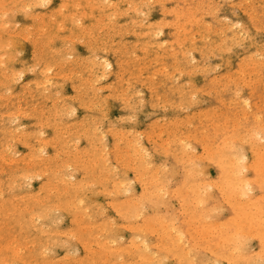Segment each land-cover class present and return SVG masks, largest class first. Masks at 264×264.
<instances>
[{
	"label": "rangeland",
	"instance_id": "374dc122",
	"mask_svg": "<svg viewBox=\"0 0 264 264\" xmlns=\"http://www.w3.org/2000/svg\"><path fill=\"white\" fill-rule=\"evenodd\" d=\"M2 0H0V2H1ZM9 1L10 0H4V1H2V3H0V7H1V5H3L4 3V5H8L9 7L7 8V11H8V9L10 10V12L8 11V13L10 14V16L8 15L7 16V18L5 19V18H2V22H1V17H3V16H0V25L3 23V20L7 23V21H8V19H9V23H3V28L5 29H3L2 30V26H0V37L2 36V38H0V50H1V46H2V44H5L8 40H10V41H8L7 43H9L10 44V42H13L12 43V46L11 45H9V48H7L8 47V45L6 46V44H5V46H3V48H2V50L0 51L2 54H4L5 53V55H7V54H9L8 56H7V58L5 57V55L4 56H2L1 57V53H0V57L3 59V60H5V58H6V60L7 59H10V60H8V61H10V62H7L6 60L5 61H2V59L0 60V65H1V67H3L4 65H6V66H4V69L3 68H1L0 67V81L2 82V86L0 85V92L2 93H0V95H2V96H4V97H0V104L2 105H0V121L2 122H0L1 124H0V150H4V149H8L9 151L10 150H13V148H10V147H15L14 148V152L13 151H8V150H2L1 151V153H0V159H1V161H0V163L2 164L1 166H0V169L2 170H0V180H1V178H2V180L0 181V184H1V187L0 188H2V189H0V194H1V190L3 191L4 189L6 190H4L2 193H4L1 197L4 199H1V197H0V203H3L2 205H5V207L4 206H2L1 204V208L3 207L4 209H1L0 208V224H1V222H2V225L1 226H3V230H2V227H0L1 229H0V231L2 230V232H0V234L1 233H4V231L7 229V231L13 226V224L14 225H16L17 223H15V222H19L18 223V225L19 226H17L16 225V228H14L16 231H13V232H16V234L15 233H13L14 235L12 236L11 234V230L9 231L11 234V236H12V238H11V236L9 235V232H6V233H4L3 235L4 236H6L5 238L3 237V235L0 237V246L2 245L3 247L4 246H6L5 244H8V246H9V248H11L10 250H9V253L10 254H4V253H8L7 251H8V246H6L5 248H7V249H4L2 252L0 251V253H3V254H0L2 257H6L5 259H3L1 256H0V258H2V259H0V264H1V262L3 263V261L5 262V260L7 259V257H8V259L7 260H9V257H10V260L9 261H7L6 260V264L8 263V264H33V262H35V260H36V262L38 263V264H50V263H48V261L49 262H51V264H65L66 262H68L67 260H69L70 258H71V264H76L75 262H76V259L78 258V259H80V260H78L77 259V263L78 264H82L81 263V261L83 262V264H90V263H92V264H113V263H115V264H188V259H194V261H191V260H189V264H190V261H191V263L192 264H262V262H264V244H262V238H264V229H262L260 226V220H261V209H262V204H261V201H262V199H264V192H261V187H260V180H258L259 178L255 175V173H253L252 175H249V171H251L252 170V168H253V165H251V163L253 164V153L255 152V151H258V152H256L255 154H257L256 156H257V158L259 157V155L262 153V152H264V147H262V144H264V138L261 136V134L264 136V109H260V108H263L264 107V105H263V103H264V59H263V57H264V53L263 54H261L262 53V51L264 52V6H263V4H264V0H243V2H242V0H108V1H105V0H89V3H88V0H51L50 2H49V0H48V2L49 3H45V1L43 0H37L38 1V3H37V1H35V0H21V1H17L16 0V2L17 3H14L15 2V0H11L10 2L11 3H9ZM30 1L33 3V1H35L38 5H40V4H42L41 2H43V6L42 5H40L39 7L36 5V3H34L36 6L34 7V6H32V3H30ZM41 1V2H40ZM62 1H63V3H66V4H63L62 5ZM76 1H78L79 2V6H78V2L76 3ZM86 1H87V3H86ZM149 1V2H148ZM165 1V2H164ZM200 1H203L202 3H203V5H202V3L200 2ZM241 1V2H240ZM23 4H22V3ZM106 2V3H105ZM113 3V5H111V3ZM115 2V3H114ZM148 3V4H146L147 5V8H146V5H144V3ZM164 2V3H163ZM217 2H218V4H217ZM12 3H14V4H17V6L15 5L14 6V4H12ZM28 3L31 7H29L28 5H26V4ZM60 3V4H59ZM73 3H75V6H78V8L77 7H74V4ZM92 3V4H91ZM107 3H108V5L109 6H107ZM129 3H130V5H132V6H130L129 5ZM153 3H155L154 5H153ZM158 3V4H157ZM161 3H163V4H161ZM240 3H242V4H240ZM258 3H259V5H258ZM48 4V5H47ZM68 4V5H67ZM73 4V5H72ZM88 4V6H86V5ZM94 4V5H93ZM128 4V5H127ZM138 4V5H137ZM142 4V5H141ZM217 4V5H216ZM254 4V5H253ZM256 4V5H255ZM14 6L13 7V9L16 7L17 9H15V10H11L12 9V7L11 6ZM45 5H47L46 7H44ZM64 6L65 8V10H63V9H60L61 11H62V13L60 14V10L58 11V9L60 8V7H62V6ZM66 5V6H65ZM114 5H116V6H114ZM136 5V7L134 8V6ZM152 5V6H151ZM175 5V6H174ZM197 5V6H196ZM214 5H216L215 6V8H214ZM219 5H221V6H219ZM26 6H28L27 8H23V7H26ZM93 6H95V8L93 7ZM113 6V7H112ZM127 6H129L128 7V9H126L127 8ZM243 6H245V7H243ZM23 8V10H21V8ZM67 7V8H66ZM114 7H115V10H114ZM117 7V8H116ZM131 7L133 8V9H131ZM176 7V8H175ZM179 7V8H178ZM187 7H188V9H187ZM253 9H252V8ZM11 8V9H10ZM54 8H55V11H53L54 10ZM56 8H58V9H56ZM94 8V9H93ZM138 9V10H140V11H144V13H143V11L142 12H140V11H135V9ZM152 8V9H151ZM164 8V9H163ZM3 9H4V11H3ZM18 9H19V12H18ZM27 11V13L29 14V9L31 10V12H30V14H29V16H27L28 14L26 13V14H24L26 11ZM28 9V10H27ZM90 9H92V10H90ZM130 9V11H128ZM180 9V11H182L181 12V14H180V11H179V14H178V10ZM214 9H216V10H214ZM5 8L2 6V8H0V14H2L3 12H5ZM17 10V11H16ZM21 10V11H20ZM57 10V11H56ZM125 10V11H124ZM147 10H149V15L148 14H146V15H148L149 17L147 18V17H144L145 16V12L147 11ZM166 10V11H165ZM206 10H207V12H206ZM219 10V11H218ZM232 10V11H231ZM2 11V12H1ZM14 11H16V12H18V13H16V14H12V13H15ZM36 11H39V13H36ZM64 11V12H63ZM75 11H77L76 12V15H75ZM91 11V12H90ZM110 11V12H109ZM126 11H128V12H126ZM167 11H169V12H167ZM192 11L194 12V13H192ZM216 12V14L214 13V12ZM218 11V12H217ZM256 11V12H255ZM44 12H45V14H44ZM53 12H55V13H53ZM57 12H59V13H57ZM68 12H69V14H68ZM83 12L85 13L83 16H82V14H83ZM117 12V13H116ZM122 12V13H121ZM124 12V13H123ZM148 12V11H147ZM212 12L215 14V15H213L212 14ZM236 14H235V13ZM249 12V14H247ZM41 13V14H40ZM49 13V14H48ZM51 13V14H50ZM53 13V14H52ZM67 13V14H66ZM74 16H72L71 14ZM82 13V14H81ZM88 13H89V15H88ZM126 13H128V14H126ZM137 13L140 15H137ZM169 13V14H168ZM202 13V14H201ZM234 13V14H233ZM255 13V14H254ZM260 13V14H259ZM38 16L39 14V17L38 18H40V19H36L37 17H36V15ZM42 14H43V16H42ZM81 14V15H80ZM94 14V15H93ZM102 14V15H101ZM105 14H106V16H105ZM110 14V15H109ZM116 15L115 17L114 16H112V15ZM118 14H119V16H118ZM144 16H143V15ZM176 14V15H175ZM183 14V15H182ZM254 14V15H253ZM13 15V17H11ZM47 15H48V17L50 16V18H48L47 17ZM57 15V16H56ZM68 15H69V17H68ZM90 15H91V17H90ZM103 15H104V19H102L101 21L102 22H100V19L101 18H103ZM109 17H108V16ZM189 15V16H188ZM203 15V16H202ZM15 16V17H14ZM25 16H27V17H25ZM35 16V17H34ZM56 16V18H54V17ZM66 16V17H65ZM72 16V17H71ZM79 16V18L77 19V17ZM82 16V18H80ZM99 19V21H98V19L96 20V17ZM113 18H112V17ZM200 16V17H199ZM216 16V17H215ZM223 16V17H222ZM250 16H252V17H250ZM254 16V17H253ZM10 17L11 18H14L13 20L12 19H10ZM34 17V18H33ZM93 17V18H92ZM95 17V18H94ZM109 18V20H108V18ZM141 17H142V19H141ZM225 17H229V18H231V20L229 19H227V18H225ZM54 18V20H52ZM63 18H65L64 19V21H63ZM67 18V19H66ZM77 19V20H75V19ZM112 20H111V19ZM145 18L147 19V20H145ZM189 20H188V19ZM198 21V23L196 22V20ZM200 18V19H199ZM222 18H224V19H222ZM73 20L74 19V21L73 22H71L70 20ZM83 19V20H82ZM115 19V20H114ZM137 19V20H136ZM141 19V20H140ZM194 19V20H193ZM199 19V20H198ZM203 19V20H202ZM255 19H257V20H255ZM43 20H44V22L45 21H47L48 23H46V25H48V26H46L47 28L43 31V29L45 28L44 26V24H43ZM49 20V21H48ZM60 20H62L61 22H60ZM81 21V24H82V26H81V24H80V21ZM104 20H105V22H104ZM110 20H111V22L112 23H110ZM113 20H114V24H113ZM134 20H136V21H134ZM139 20H140V22H139ZM143 20V21H142ZM145 20V21H144ZM169 22H168V21ZM186 20H188V21H186ZM200 20H202V21H200ZM227 20V21H226ZM11 21V22H10ZM38 21V22H37ZM54 21V22H53ZM79 21V22H78ZM92 21V22H91ZM108 21V22H107ZM192 21H195V22H193L192 23ZM204 21H206V22H204ZM226 21V22H225ZM240 21V22H239ZM17 22V23H16ZM20 23V26L19 25H16V24H19ZM51 22V23H50ZM53 22V23H52ZM58 22H60L59 24H60V27H62L63 28V30L61 29V31H59L60 29L58 28V26H59V24H58ZM64 22V24H62ZM75 22H77V23H75ZM116 22V23H115ZM139 22V23H138ZM142 22H143V24H142ZM148 22H149V24H148ZM164 22H167V23H164ZM228 22V23H227ZM236 22H239V23H236ZM14 23V24H13ZM73 23V24H72ZM86 23H87V25H86ZM100 23H101V25H100ZM102 23L104 24V25H102ZM109 23V24H108ZM197 23V24H196ZM204 23H206L207 25H204ZM210 23V24H209ZM227 23V24H226ZM237 24V26L235 25V26H233L234 24ZM6 24V25H5ZM13 26H12V25ZM33 24H34V27H33ZM44 26H43V25ZM72 24V25H71ZM91 24H93V25H91ZM95 24V25H94ZM97 24H99V25H97ZM115 24H116V26H115ZM118 24H120L121 25V27H120V25H118ZM136 24V25H135ZM141 24V25H140ZM146 24H148V25H146ZM155 24V25H154ZM163 24H164V26H163ZM167 24V25H166ZM170 24V25H169ZM243 24H244V26H243ZM10 25V26H9ZM18 27H16V26ZM26 25H28L27 27H25ZM31 25V26H30ZM62 25H65V26H62ZM80 25L82 28L84 27V29L82 30L81 29V27H79L78 28V26ZM86 25V26H85ZM89 25H91L92 27L93 26H96L95 28H97V29H94L93 28V32H91V27L89 26ZM105 25H106V27H105ZM112 25V26H111ZM118 25V26H117ZM150 25V26H149ZM169 25V26H168ZM223 25H224V27H223ZM228 26V28L226 27V26ZM238 25H242V27L241 26H238ZM9 27L8 29L6 28V27ZM41 26V27H40ZM87 26H89V28H91V29H89L90 30V34H89V31H88V28L87 29H85V27H87ZM98 26L100 27V28H98ZM130 26H132V27H130ZM210 26V28L208 29V27ZM234 28H233V27ZM27 29L28 31H29V34L28 35H31V36H29L30 38H28V35H27V31L24 29ZM28 27H29V29H28ZM43 28L41 31L39 30V33H38V31H36L38 28ZM68 29H67V28ZM113 27V28H112ZM161 27V28H160ZM177 27V28H176ZM181 27H183L182 29H183V31H182V29L180 30V28ZM218 27V28H217ZM239 27V28H238ZM259 27V28H258ZM15 28V29H14ZM49 28V29H48ZM57 28L59 29V30H57ZM71 28V29H70ZM103 30H102V29ZM119 28V29H118ZM128 28V29H127ZM130 28V29H129ZM134 28V29H133ZM215 28H217V29H215ZM228 30H227V29ZM233 28V29H232ZM247 28V29H246ZM256 28H258V29H256ZM48 29V30H47ZM69 29H70V31L72 30V32H70L69 31ZM82 30V32H81V30ZM99 29H101L100 31H99ZM110 29V30H109ZM161 29V30H160ZM176 29H177V31H176ZM219 29H220V32L222 33V35H221V33L219 32ZM231 29V30H230ZM242 29H243V31H242ZM246 29V30H245ZM249 29V30H248ZM8 32H7V31ZM56 30V31H55ZM80 30V31H79ZM88 31V35H87V32L86 31ZM108 30H109V32H108ZM157 30V31H156ZM159 30V31H158ZM218 32H217V31ZM227 30V31H226ZM12 31V32H11ZM13 31L15 32V33H17V31H18V36L14 33V35H12V33H13ZM25 31V32H24ZM35 31V33H33ZM74 31V32H73ZM104 31V32H103ZM127 31V32H126ZM179 31H180V33H179ZM182 31V32H181ZM188 31V32H187ZM196 31V32H195ZM197 31L199 32V33H197ZM216 31V32H215ZM5 32H7V33H5ZM32 32V33H31ZM37 32V33H36ZM41 32V33H40ZM42 32H45L44 34H42ZM76 32H77V34H76ZM97 32H99L101 35V37L100 36H97L99 33H97ZM116 32H117V34H116ZM120 32H122V34H123V37H122V35H121V33ZM132 32V33H131ZM156 32V33H155ZM162 33V34H159L158 35V33ZM9 33H10V35H9ZM24 33V34H23ZM58 35H57V34ZM73 33V34H72ZM76 35H75V34ZM81 33V34H80ZM105 33H107V34H105ZM109 33H111V34H109ZM120 33V34H119ZM138 33H140L141 35H139ZM213 33H215V34H213ZM220 33V34H219ZM224 33V34H223ZM238 33V34H237ZM241 33V34H240ZM20 34V35H19ZM27 35V37H26V35ZM32 34H34V35H38L39 34V36H34V35H32ZM51 34V38L53 37V39H48ZM52 34H53V36H52ZM72 34V35H71ZM93 34V35H92ZM111 36V37H109V35ZM115 35V36H112V35ZM119 34V35H118ZM128 34V35H127ZM142 34H143V36H142ZM144 34L146 35V36H144ZM154 34H156V35H154ZM193 34H194V36H195V38L193 39L192 37H194L193 36ZM234 34V35H233ZM246 34V35H245ZM26 37V39L24 38V36ZM40 35H41V37H40ZM59 37H57V36ZM67 35L69 36V35H71L72 37H74V35H75V42L74 43H72L73 45L71 46V42H72V40H73V38L70 36V39H67ZM108 35V36H107ZM118 35V36H117ZM204 37H203V36ZM209 35V37H208V39L206 38L207 36ZM245 35V36H244ZM32 36H34V37H32ZM64 37L63 39H61V37ZM66 36V37H65ZM77 36L79 37L78 39H77ZM82 36L84 37L83 38V40H85V41H83L82 40ZM93 36V37H92ZM122 38H121V37ZM154 36V37H153ZM183 36L187 39L186 41H185V38H183ZM190 36V37H189ZM225 36V37H224ZM245 38H244V37ZM252 36V37H251ZM37 37H38V39H37ZM96 37H100V38H98V39H96ZM108 37V38H107ZM113 37V38H112ZM197 37H199L198 39H197ZM223 37V38H222ZM241 37H243V38H241ZM248 37H250V38H248ZM8 38H10V39H8ZM16 38H18V39H20V40H18V41H16L15 39ZM34 38H36L35 40H34ZM66 38V39H65ZM69 38V37H68ZM72 38V39H71ZM81 38V39H80ZM90 38H92V39H90ZM94 38V39H93ZM111 38V39H110ZM152 38H154V39H152ZM222 38V39H221ZM8 39V40H7ZM28 39V40H27ZM39 39H40V41H39ZM49 40V42H51V44L50 43H48V40ZM64 39H65V41H64ZM81 41H80V40ZM90 39V40H89ZM107 39H108V41H107ZM110 39V40H109ZM118 39H119V41H118ZM129 39H131V41H129ZM192 39H193V41H192ZM197 39V40H196ZM207 39V40H206ZM243 39H245V40H243ZM4 40V41H3ZM7 40V41H6ZM15 40V41H14ZM69 40V41H68ZM71 40V41H70ZM77 40V41H76ZM87 40H89L88 42H87ZM94 40H97V41H95L94 42ZM104 40V41H103ZM128 41V42H126V41ZM146 40V41H145ZM165 40H168V41H171V44L170 43H168V42H162V41H165ZM36 43H35V42ZM52 41H54V42H52ZM65 43H64V42ZM74 41V40H73ZM90 41H92L91 42V44H89V42ZM101 41V42H100ZM102 41L104 42V44L102 43ZM105 41L108 43H105ZM114 41H117V42H114ZM123 41H125L124 42V44H123ZM156 41H158L161 45H159V43L158 42H156ZM222 41H224V42H222ZM240 41V42H239ZM4 42V43H3ZM15 42V43H14ZM21 42V43H20ZM33 42V43H32ZM66 44V45H68V46H66V47H64L65 45L63 44ZM67 42V43H66ZM69 42H70V45H69ZM99 42V43H98ZM110 42V43H109ZM139 43V44H137V43ZM144 42V43H143ZM154 42V43H153ZM191 42V43H190ZM193 42V43H192ZM217 42H219L218 44H216ZM237 42H239V43H237ZM17 43H18V45H17ZM43 45H42V44ZM46 43H48L49 45H51V49L49 50V48H50V46L48 45V44H46ZM85 43V44H84ZM103 45H102V44ZM113 43V44H112ZM115 43V44H114ZM149 43V44H148ZM163 43V44H162ZM257 43V44H256ZM44 44L46 45V46H44ZM89 44V45H88ZM99 44V45H98ZM100 44H101V46H100ZM136 44V45H135ZM152 44H153V46H152ZM156 44V45H155ZM166 44V45H165ZM179 44H181V46L179 45ZM221 44V45H220ZM231 44H232V46H231ZM250 44V45H249ZM251 44H253V45H251ZM255 44V45H254ZM16 45V46H15ZM37 45V46H36ZM79 45V46H78ZM92 45H93V47H92ZM105 45H107V46H105ZM125 45V46H124ZM165 45V46H164ZM171 45V46H170ZM215 45H216V48H214L215 47ZM218 45V46H217ZM240 45V46H239ZM242 45V46H241ZM14 46V47H13ZM39 46H40V48H39ZM42 46V47H41ZM43 46H44V48H43ZM49 46V47H48ZM54 46H55V48H54ZM62 46L66 49V51H65V49L64 48H62ZM71 46V47H70ZM90 46L93 48H90ZM95 46H96V48H95ZM103 46H105V49H104V47ZM119 46V47H118ZM128 48H127V47ZM134 46V47H133ZM136 46V47H135ZM146 48V50H145V48ZM157 46V47H156ZM170 46V47H169ZM193 46V47H192ZM257 46V47H256ZM262 46V47H261ZM11 47H13V49L11 48ZM58 49H57V48ZM61 47V48H60ZM73 47H75V50H77L76 52L74 51V50H71L70 48H73ZM102 47H103V49L105 50V51H102ZM110 47V48H109ZM117 47V48H116ZM141 47H143L144 48V50L145 51H142L143 49H141ZM159 47V48H158ZM172 47V48H171ZM220 47V48H219ZM227 47L229 48L228 50H227ZM6 48H7V51H4V49L6 50ZM37 48V49H36ZM42 48V50H43V53H42V51L40 50ZM47 48V49H46ZM90 48V49H89ZM100 48V49H99ZM108 50H107V49ZM119 48V49H118ZM195 48V49H194ZM224 48H226V50L224 49ZM262 48V49H261ZM16 49V50H15ZM22 49V51L20 52V50ZM57 50V52H51V50L53 51V50ZM62 49V50H61ZM67 49H70L69 50V52H67L68 50ZM88 49V50H87ZM117 49H118V51H117ZM122 49V50H121ZM125 49V50H124ZM173 49V52H175L176 51V53H173V52H171V50ZM194 49V50H193ZM220 49V50H219ZM19 50V51H18ZM36 50H38V51H41V52H39L38 53V51H36ZM54 50V51H55ZM64 51V53L63 52H61V51ZM92 50H94L93 52H92ZM121 50V51H120ZM165 50V51H164ZM190 50H191V53H193V56H194V58H195V60H194V58H191V57H193L192 56V54L190 53ZM218 50H219V52H218ZM223 50H224V52H223ZM257 50H259V51H257ZM16 51H17V56H15L16 54ZM23 51H25V52H23ZM58 51H60V53H63V55L62 56H58L57 54H60V53H58ZM73 51V52H72ZM125 51V52H124ZM127 51V52H126ZM131 51V52H130ZM135 51V52H134ZM164 51V52H163ZM183 51H184V54H186V55H183V54H181V53H183ZM189 51V52H188ZM229 51V52H228ZM4 52V53H3ZM15 52V53H14ZM18 52H20V53H18ZM34 52H36V53H38V54H34ZM92 54H90V53ZM125 54H124V53ZM203 52V53H202ZM257 52V53H256ZM26 53V54H25ZM42 53V54H41ZM53 53V54H52ZM69 53H72L73 54V56H72V54H71V59H70V62H68L69 61V56H66L67 54H69ZM132 53H134V55L132 54ZM136 53V54H135ZM157 53V54H156ZM171 53V54H170ZM172 53L173 54H175V55H172ZM189 53V55H187ZM205 53V54H204ZM251 53V54H250ZM255 53V56L253 55ZM19 54H21V55H19ZM57 56H56V55ZM65 54V55H64ZM107 54V55H106ZM117 54V55H116ZM157 55V59H156V57H155V55ZM164 54H166V55H164ZM170 54V55H169ZM208 54H210V55H208ZM213 54V55H212ZM251 55V57H250V55ZM262 55V56H259V55ZM12 55H14V57L11 59V58H9L10 56L12 57ZM35 57H34V56ZM79 55V56H78ZM84 55H88V56H84ZM90 55V56H89ZM97 55V56H96ZM128 55H130V56H128ZM135 55H137V56H139V60L142 58V60L141 61H139L138 60V57L136 58L135 57ZM203 55V56H202ZM214 55H217L218 57H214ZM253 55V56H252ZM42 56H44V57H42ZM45 56H46V60H45ZM75 56H78V58H76ZM103 56H105V58L103 57ZM125 56V57H124ZM135 58H134V57ZM258 56H259V58H258ZM4 57V58H3ZM16 57V58H15ZM65 57V59H61V58H64ZM81 57H84V58H81ZM104 58V60H103V58ZM159 57V58H158ZM207 57V58H206ZM249 57V58H248ZM14 58H15V60H14ZM43 58V59H42ZM56 58V60H54ZM66 58L68 59V61L66 62ZM72 58H74V59H72ZM85 58H87V60L85 59ZM90 58V60H88ZM96 58V59H95ZM108 60H107V59ZM125 58V59H124ZM132 58H134L135 60H136V63H135V60H134V64L136 65L137 64V66H136V68H133L135 65L133 64V62H128V61H132ZM177 58V59H176ZM54 61H53V60ZM77 59H78V61L81 63V65H79V62L77 61ZM80 59V60H79ZM92 59V60H91ZM102 59V60H101ZM127 59V61H125ZM157 60V61H159V63L163 60L164 62L161 64H159L157 61H155V60ZM176 59V61L175 62H177V63H179V66H178V68H176V69H174V67H176L178 64L177 63H174V61L173 60H175ZM189 59V60H188ZM36 60H38V62L36 61ZM40 60H41V63L42 64H40L39 65V63H40ZM44 60V61H43ZM59 62H58V61ZM74 60V61H73ZM122 60V61H121ZM138 60V61H137ZM149 60V61H148ZM150 60L152 61V62H150ZM192 60L194 61V62H192ZM196 60H197V62H196ZM206 60V61H205ZM263 62H262V61ZM53 61V62H52ZM63 61H65V65H64V63H63V66H62V62ZM73 61V62H72ZM76 61V62H75ZM85 61H88V62H86L87 64H88V69H86L87 68V64L85 63ZM93 61V62H92ZM97 61V62H96ZM99 61H101V63L99 62ZM190 61V62H189ZM227 61V62H226ZM245 61H247L246 63H245ZM253 61H255L254 62V64H253ZM260 61H261V63H260ZM3 62H5V63H3ZM50 62V63H49ZM58 62V63H57ZM75 62V63H74ZM91 62V63H90ZM104 62H107V63H110L111 64V66H109L108 68H107V70L109 69L110 71H111V73H108V72H110L109 70L108 71H106V66H108V64L106 63L105 65L103 64ZM119 62V63H118ZM129 64H127V63ZM192 62V63H191ZM258 62V64H256L255 65V63H257ZM4 65H3V64ZM34 64L35 66H37L38 65V67H36L35 68V66L33 65V68H34V70L32 69V66L30 65V64ZM37 63V64H36ZM45 63V65L46 64H50L49 66H46L45 67V65H43ZM51 63H53V64H51ZM59 64V65H57V64ZM70 63V64H69ZM78 63V64H77ZM151 63V64H150ZM153 63V64H152ZM157 63V64H156ZM203 63V64H202ZM218 63V64H217ZM242 63V64H241ZM12 64V65H11ZM27 64H29V66L31 67H29ZM57 65V69H56V65ZM61 64V65H60ZM69 64V65H68ZM84 64H86V65H84ZM120 64H122V66H120ZM147 64V66L143 69V66H145ZM156 64V65H155ZM171 64L173 65L172 67H171ZM177 64V65H176ZM200 64V65H199ZM205 64H206V66H205ZM218 65V66H216V65ZM245 64V65H244ZM3 65V66H2ZM53 67H52V66ZM72 65V67H73V69H71L72 67H70ZM84 65V66H83ZM94 65H95V67H94ZM98 65V66H97ZM102 65V66H101ZM124 65V66H123ZM134 65V66H133ZM154 66V68H153V66ZM253 65H254V67H253ZM24 66V67H23ZM45 67V68H47L46 70H45V68H43V67ZM70 67V70H69V67ZM76 66V67H75ZM80 66H81V68H80ZM82 66H83V68H82ZM141 66V67H140ZM198 67V68H200V69H197V68H195V67ZM249 66V67H248ZM21 67H23V68H21ZM40 67H42L43 68V70H41L42 68H40ZM49 67V68H48ZM85 67V68H84ZM90 67H92L91 69H93V70H91L90 69ZM103 67H105L104 68V71H103ZM112 67V68H111ZM121 67V68H120ZM122 67H125L124 69L122 68ZM167 67V68H166ZM204 67H205V69H204ZM207 67V68H206ZM215 67V68H214ZM229 67V68H228ZM251 67V68H250ZM5 68H6V70L9 72V76H7L8 75V72L7 73H5L4 72V70H5ZM15 68V69H14ZM27 68H29L30 69V71H37L36 73L34 72H30L29 71V69H28V72H27ZM52 69V72H51V69ZM77 68V70L75 71L74 69H76ZM140 68V69H139ZM143 69V72L141 71L142 69ZM157 70H156V69ZM162 68H166L167 69V71L166 72H168L167 73V76L165 75V70L163 69L162 71H160ZM181 68V69H180ZM183 68V69H182ZM191 68H192V71L193 72H190L191 71ZM216 69V70H214V69ZM238 68V69H237ZM244 70H243V69ZM23 70V71H25V72H21V74H20V72L18 73L19 74V76H14V74H15V72H18V71H20V70ZM36 69V70H35ZM81 69H83V70H81ZM84 69H86L85 71H84ZM95 69V70H94ZM155 69V70H154ZM159 69V70H158ZM193 69H195V70H193ZM2 70V71H1ZM38 70H40V72L38 71ZM57 70H59V71H57ZM66 70H67V72L69 73V76H70V78H71V76H72V80L69 78V77H67L68 76V73H66ZM72 70V71H71ZM116 70V71H115ZM122 70H124V71H127V72H125V74H124V72H122L121 73V71ZM133 70V71H132ZM154 70V71H153ZM175 70H177L176 72L174 71V74H173V71ZM202 70H203V73H202ZM207 70V71H206ZM208 70H209V72H208ZM212 70V71H211ZM238 70V71H237ZM248 70V71H247ZM253 70V71H252ZM255 70V71H254ZM42 71V72H41ZM53 71H56V72H54L53 73ZM61 71V74L59 73ZM93 71H94V73H93ZM100 71V72H99ZM103 71V72H102ZM130 71H132V72H130ZM141 71V72H140ZM158 71V72H157ZM164 71V72H163ZM179 71V72H178ZM183 72L182 73V75H181V77H180V72ZM199 72V73H197V74H195L196 72ZM204 71H206V73L204 72ZM211 71V72H210ZM3 73V76L1 75L2 73ZM48 74H47V73ZM62 72H64V73H62ZM81 72V74H79ZM105 72V73H104ZM118 74H117V73ZM153 72H155V73H153ZM157 72V73H156ZM160 72V73H159ZM186 72H187V74H186ZM188 72H190V73H188ZM242 72V73H241ZM245 72H247V73H245ZM248 72H249V74H248ZM250 72H252V73H250ZM256 72V73H255ZM4 73L5 74H7V75H4ZM25 73V74H24ZM58 73L60 74V75H58ZM70 73H73L72 75H70ZM91 73H93L92 75H91V78L89 77L90 76V74ZM106 73H108L107 75H109V76H107V78H105L104 76V78L103 77H101L102 76V74H106ZM121 75H123L122 77H123V79L121 80V79H119V77L121 78V76H120V74ZM129 73H130V75H129ZM152 73H153V75H152ZM172 74V77H171V74ZM259 73V74H258ZM10 74H12V80L11 81H13L14 79L15 80H17L18 79V81L16 82H12L11 83V81H10V83H8L7 84V82L10 80ZM42 74L44 75V77L42 76ZM46 74V75H45ZM58 75V76H53V75ZM65 74H67V76L65 75ZM83 74V75H82ZM97 74V75H96ZM138 74V75H137ZM144 76H143V75ZM147 74H149V75H147ZM190 74V75H189ZM195 76H194V75ZM222 74H224V77H223V75ZM237 74V75H236ZM15 75H17V73L15 74ZM24 75V77H22ZM50 75V76H49ZM52 75V76H51ZM62 75V77H60ZM63 75H65V76H63ZM73 75H74V77L76 76V80L75 79H73L74 77H73ZM77 75H78V77H77ZM80 75V76H79ZM81 75H82V78H83V80H82V78H81ZM143 76V77H141V76ZM146 75L147 76H149V77H146ZM170 75V76H169ZM179 75V76H178ZM193 75V76H192ZM229 75H230V78H229ZM241 75H243V78H239V76L241 77ZM14 76V77H13ZM46 76H49V77H47L48 78V80L46 79ZM93 76V77H92ZM98 76H100V79L102 78V80H101V82L99 81L98 83L96 82V81H98L99 80V78H98ZM130 76V77H129ZM150 76H151V78L153 79H150ZM154 76H156V77H154ZM190 76V77H189ZM222 76V77H221ZM232 76V77H231ZM252 76V77H251ZM257 76H258V78H257ZM4 77V78H3ZM8 77H9V79H8ZM19 77H20V79H19ZM36 77V78H35ZM66 78V79H63V78ZM117 77V78H116ZM174 77V78H173ZM176 77V78H175ZM179 77H180V79H179ZM215 77V78H214ZM250 77V78H249ZM3 78V79H2ZM7 78V79H6ZM14 78V79H13ZM17 78V79H16ZM40 78H44V79H46L47 81H45L44 82V80L42 81V79L40 80ZM52 78V79H51ZM87 78V79H86ZM88 78L89 79H95L94 81H95V83H93V81H91V80H88ZM98 78V79H97ZM128 78V79H127ZM36 81H35V80ZM84 79H86V80H84ZM105 81H104V80ZM116 79H119V81H116ZM131 79H132V81H131ZM136 81H135V80ZM169 79H171V80H169ZM177 79V80H176ZM218 79V80H217ZM233 79H234V81H233ZM240 79H242V80H239ZM244 79V80H243ZM33 80H34V82H33ZM61 80H62V82H61ZM65 80H66V83H65V85L63 84V81L65 82ZM80 80V81H79ZM112 80L114 81V82H112ZM188 82H187V81ZM190 80L193 82H191V84L192 85H187V84H189L190 83ZM237 80H238V82H237ZM249 80V81H248ZM257 80H258V82H259V84H258V82H257ZM6 83H5V82ZM51 82V83H49V82ZM53 81H54V83H57L56 84V86L58 85V82H59V85H61V83L63 84V86H53L54 84H53ZM80 82V84L78 83V82ZM83 81V82H82ZM85 81H88V84L85 82ZM123 82V84H122V82ZM125 81V82H124ZM145 81V82H144ZM186 81V82H185ZM236 81V82H235ZM251 81L253 82V83H251ZM31 83V86H30V83ZM37 82V83H36ZM48 82V83H47ZM61 82V83H60ZM80 85V88H79V86H77V83ZM82 82V83H81ZM127 82V83H126ZM131 82V83H130ZM150 82V83H149ZM153 82H154V84H153ZM246 82H247V84H246ZM250 82V84L248 85V83ZM4 83V84H3ZM16 83V84H15ZM43 83V84H42ZM74 83V84H73ZM85 83V84H84ZM121 83V84H120ZM134 84V86H130V85H126V84ZM141 83H144V84H141ZM159 83H162V84H160V85H157V84H159ZM184 84V86H183V84ZM194 83H195V85H194ZM228 83V84H227ZM235 83H236V85L238 84V88L235 86ZM26 84L28 85L29 84V86L30 87H27L26 88ZM35 84H38V85H35ZM39 84H41L42 86H40ZM48 84V85H47ZM51 84V86H53V87H51V86H49ZM93 84V86H92V90H91V85ZM106 84H108L109 86H110V84L112 85L111 86V88L108 86V85H106ZM136 84V85H135ZM183 86V88H180V86ZM222 84V85H221ZM225 84V85H224ZM257 84V85H256ZM8 86V88H11V91H10V89H6V90H8V91H3L4 90V88H6V86ZM10 85V86H9ZM45 85H47V87L49 86L51 89H49V88H47ZM75 85V86H74ZM83 85V86H82ZM87 85V86H86ZM95 85V86H94ZM101 85V86H100ZM106 85V86H105ZM115 85V87H117V89L115 88V87H113ZM125 85L126 86H128V87H126V89H124L125 88ZM148 85V86H147ZM156 86V89H155V86ZM172 85V86H171ZM176 85V86H175ZM252 85V86H251ZM38 86H39V88H38ZM45 86V87H44ZM71 86H72V88H74L75 90H73L72 88H71ZM74 86V87H73ZM86 86V87H85ZM108 86V87H107ZM142 86V87H141ZM147 86V87H146ZM179 86V87H178ZM181 86V87H182ZM206 86V87H205ZM223 86V87H222ZM55 87V88H54ZM64 87V88H63ZM76 87H78V88H76ZM87 87H89V88H87ZM94 87V88H93ZM98 87H99V89H103V88H106L105 90L103 89L101 92L99 91V89H98ZM101 87V88H100ZM130 87V89H129V91H127V93L129 92V94H130V96H132V97H128L129 96V94H125L126 96V98L123 96L124 94V92H126L125 90H127L128 88ZM140 87V88H139ZM152 87V88H151ZM178 87V88H177ZM190 87V88H189ZM236 87V88H235ZM239 87H242L241 89H239ZM254 87H256L255 89H253ZM43 88V89H42ZM58 88H60L62 91H60ZM97 88V92L95 91V89ZM109 88V89H108ZM113 88L115 89V90H113ZM151 88V89H150ZM180 88V89H179ZM194 88H196L195 90H196V92L193 90ZM224 88V89H223ZM26 89V90H25ZM33 90V91H31V90ZM38 89V90H37ZM51 90L50 92H48L47 94H45V92H47V90ZM67 89V90H66ZM80 89H81V91H80ZM94 89V90H93ZM138 89V90H137ZM155 91H154V90ZM188 89V90H187ZM200 89H202V90H200ZM217 89V90H216ZM25 90V91H24ZM43 90H44V93H43ZM57 90V91H56ZM64 90V91H63ZM66 90V91H65ZM80 91V93L78 92V91ZM87 90H89L88 92H87V98L85 97L86 96V91ZM120 90V91H119ZM151 90H153V91H151ZM180 90V91H179ZM184 90H185V92L186 93H184ZM206 90V91H205ZM210 90V92L211 93H209L208 91ZM215 90H216V93H215ZM236 90V91H235ZM237 90H241L240 91V93L237 91ZM251 90H253V91H251ZM22 93V91H24L25 92V94H21L20 92ZM30 91V92H29ZM56 91V92H55ZM93 91V92H92ZM94 91H95V93H94ZM115 91V92H114ZM124 91V92H123ZM139 91V92H138ZM140 91H142V93H144V94H140ZM195 92V93H191V92ZM204 91V92H203ZM224 91V92H223ZM244 91V92H243ZM8 92V93H7ZM11 92V93H10ZM27 92V93H26ZM53 92V93H52ZM55 92V93H54ZM59 92H62L61 94H59ZM77 92L79 93V95L77 94ZM108 92V93H107ZM120 93V95H119V93ZM134 92V93H133ZM135 92H138V93H136L135 94ZM167 92V93H166ZM182 92V93H181ZM202 92V93H201ZM236 92V93H235ZM6 93V94H5ZM11 95H14V96H11L10 97V94ZM19 94V96H18V98H17V94ZM32 93H33V96H35V97H37L36 99H35V97L33 98V96H32ZM35 93V94H34ZM49 93H52L53 94V96L52 95H50ZM57 93V94H56ZM97 93V94H96ZM98 93H100V94H98ZM106 93H107V95H106ZM116 93H118V94H115ZM133 93V94H132ZM234 93H235V95H234ZM8 94V95H7ZM21 94V95H20ZM31 94V95H30ZM59 94V95H58ZM113 94V95H112ZM132 94V95H131ZM137 94H140V95H137ZM152 94V95H151ZM156 94L157 95H159V97H157L156 96ZM166 95V96H164V95ZM180 94H182V95H180ZM193 94V95H192ZM194 94H196L195 95V98H199V99H194L193 97H194ZM209 94V95H208ZM211 94V95H210ZM239 94V95H238ZM5 95H7L8 97V99L7 98H5ZM24 95V96H23ZM26 95V96H25ZM50 95V96H49ZM66 95V96H65ZM72 97V98H70V96ZM73 95H74V97H73ZM85 95V96H84ZM96 95V96H95ZM110 95H111V97H110ZM190 95H191V97H190ZM23 96V97H22ZM40 96V97H39ZM46 96H47V98H46ZM49 96V97H48ZM54 96H55V98L56 97H59V98H57L58 99V101H60V102H57V100L54 98ZM62 96L64 97V99H65V102H64V99H62ZM68 96V97H67ZM75 96H77V99H78V101L76 100V98H75ZM84 96V97H83ZM90 96V98H88ZM95 96V97H94ZM114 96V97H113ZM164 96V97H163ZM238 96V97H237ZM29 97V98H28ZM84 98V100H83V98ZM102 97H103V99H102ZM113 97V98H112ZM122 99H121V98ZM157 97V98H156ZM163 97V98H162ZM235 97V98H234ZM244 97H246V98H244ZM22 98H24V99H21ZM61 98V99H60ZM74 98V99H73ZM125 98V99H124ZM130 98H132L131 100H130ZM165 98H167L166 100H165ZM190 98H193V100H192V102H190L191 101V99ZM243 99V100H240V99ZM44 99V100H43ZM46 99V100H45ZM52 99H55L54 100V102H52V103H50V101ZM60 99V100H59ZM81 99V100H80ZM102 99V100H101ZM104 99H107V103L105 102V100ZM129 99V101H127ZM164 99V100H163ZM19 100H20V102H19ZM25 100V101H24ZM27 100V101H26ZM42 100V101H41ZM48 100V101H47ZM73 100V101H72ZM76 100V101H75ZM95 100V103H97V105H95V103L93 102ZM99 100H101V101H99ZM121 100H123V101H121ZM159 100V101H158ZM174 100V101H173ZM235 100H237L238 102H239V100H240V102L238 103L237 101L235 102ZM249 100V101H248ZM8 101V102H7ZM38 101V102H37ZM53 101V100H52ZM64 103H67L68 102V107L66 108V109H70V110H66L67 111V113H69V111H70V113L69 114H66L65 113V111H64V107L67 105H64L63 104V102ZM81 101V102H80ZM89 101H90V103L91 102H93V103H91L92 104V106H94L95 108H97V106L99 107L98 108V110H96L94 107H92L91 106V104L89 103ZM103 101V102H102ZM168 103H167V102ZM194 101V102H193ZM203 101V102H202ZM244 101H247V103H245ZM7 102V103H6ZM12 102H14V103H12ZM46 102V103H45ZM56 102V103H55ZM85 102V103H84ZM99 102V103H98ZM102 102V103H101ZM126 104H125V103ZM127 102H130V103H128L127 104ZM165 102V103H164ZM179 102V103H178ZM181 102V103H180ZM182 102H183V104H182ZM192 103L191 105H190V103ZM224 102V103H223ZM245 104H244V103ZM18 103H20V104H18ZM33 105V107L35 106H37L36 107V110L35 111H37V112H35L34 111V109H35V107L33 108L32 107V105ZM38 103V104H37ZM44 105H43V104ZM105 103H106V105H105ZM155 103V104H154ZM164 103V104H163ZM189 103V104H188ZM259 103V104H258ZM7 104V105H6ZM34 104H37V105H34ZM54 104H59V105H56V107H55V105ZM61 104V105H60ZM64 106H63V105ZM72 104H73V108L71 107L72 106ZM94 104V105H93ZM101 104V105H100ZM152 104H154V105H152ZM161 104V105H160ZM163 104V105H162ZM179 105V108H178V105ZM187 104L188 105H190L189 107L187 106ZM198 104V105H197ZM4 105V106H3ZM16 107H15V106ZM29 106V107H27V106ZM43 105V106H42ZM81 105L83 106V107H81ZM86 107H85V106ZM91 107H90V106ZM103 105H105L103 108H101ZM112 105V106H111ZM125 105H126V107H125ZM129 105H130V107H129ZM181 105V106H180ZM232 105V106H231ZM236 105H238V106H236ZM246 105V106H245ZM255 105H258V107L257 106H255ZM9 106V107H8ZM18 106H20V107H18ZM24 106H26L25 108H24ZM42 106V107H41ZM63 107V108H61V107ZM107 106V107H106ZM162 106H164L165 108H162ZM177 106V107H176ZM187 106V107H186ZM212 106H213V109H212ZM228 106V107H227ZM236 106V107H235ZM250 108H249V107ZM32 107V109H30ZM42 108L41 110L39 109V108ZM52 109H51V108ZM89 109H88V108ZM134 107V108H133ZM184 107H185V109H184ZM208 107H209V109H208ZM247 107V108H246ZM21 109L20 111L21 112H23L24 113V115H26V117L25 116H22L23 114L21 113V112H19L18 110L19 109ZM38 108V109H37ZM59 108V110H62L63 112H64V114H63V112L61 113V114H59V115H57L58 113H60L57 109ZM61 108V109H60ZM71 108L74 110H71ZM90 108H93V109H90ZM108 108V109H107ZM110 108V109H109ZM181 108V109H180ZM188 108V109H187ZM214 108H216V109H214ZM7 109H9V110H7ZM25 109H27V110H25ZM55 109V110H54ZM75 109L77 110V111H75ZM100 109V110H99ZM133 109V110H132ZM183 109V110H182ZM238 109V110H237ZM250 109V110H249ZM18 112H17V111ZM24 110V111H23ZM31 110V111H30ZM38 110H39V112H42V113H40V115L42 116L43 115V117L45 118V119H47V120H49V123H50V125H48V126H51V127H48L47 126V124H49V123H43L42 121H44L45 122V120L44 119H42V117H37L39 114V112H38ZM50 110H52L54 113H55V111H56V113L54 114L52 111L50 112ZM103 110L105 111L106 110V112L103 114ZM108 110V111H107ZM134 110H136V111H134ZM166 110V111H165ZM197 110H199V111H197ZM200 110H201V112H200ZM215 110V111H214ZM244 110H246V112L244 111ZM256 110H258V111H256ZM7 111V112H6ZM13 111H14V113L16 114H14L13 113ZM16 111V112H15ZM28 111H30L28 114H27V112ZM34 111V112H33ZM43 111H44V113H43ZM46 111V112H45ZM49 111V112H48ZM72 111V112H71ZM102 111V112H101ZM202 111H204V113H202ZM237 111V114L235 113ZM238 111L240 112V113H238ZM243 111H244V113H245V117H241V116H243ZM254 111H256V114H255V112ZM11 112V113H10ZM33 112V113H32ZM48 112V115L46 116V113ZM58 112V113H57ZM155 114H154V113ZM206 112V113H205ZM5 113H8V116H7V114H5ZM71 113H74L75 115H73V114H71ZM90 113V114H89ZM135 113V114H134ZM150 113H151V115H150ZM158 113V114H157ZM201 113V114H200ZM208 113V114H207ZM235 113V114H234ZM247 113H248V115H247ZM3 114H5L4 116H2ZM10 114H14L13 115V118H12V121L14 122H10V120H11V117H12V115L10 116ZM52 114H53V116H52ZM198 114H199V116H198ZM211 114H213V115H211ZM218 114V115H217ZM258 114H260V115H258ZM20 115V116H19ZM33 115V116H32ZM50 115V118L48 117ZM58 116V117H56V116ZM64 115V116H63ZM66 115H67V117H66ZM69 115L71 116V117H69ZM87 115V116H86ZM89 115H92L93 117H91V116H89ZM190 115H192L190 118H191V121H190V119H188L187 117H189ZM205 115V117H203ZM209 115V116H208ZM217 115V116H216ZM254 115V116H253ZM16 116V117H15ZM17 116H19L20 117V122L18 121V118L19 117H17ZM28 116V117H27ZM31 118H30V117ZM34 116H36V117H34ZM48 117V118H46V117ZM54 116H55V119H54ZM105 116H106V119L104 120V118H105ZM125 116V117H124ZM131 116V117H130ZM135 116V117H134ZM208 116V117H207ZM211 116V117H210ZM230 116V117H229ZM237 116V117H236ZM1 117H3V118H1ZM14 117H15V119H14ZM21 117H25L24 119L23 118H21ZM33 117V118H32ZM51 117L53 118V119H51ZM62 117V119L64 120V121H66V122H64L62 119L60 120L59 118H61ZM64 117V118H63ZM87 117H88V119L89 120H95L94 121V123L93 122H90V121H88V120H86L87 119ZM97 117V118H96ZM109 117V118H108ZM121 117H123V119H121ZM127 117V118H126ZM134 117V118H133ZM235 117V118H234ZM254 117L256 118V119H258V118H260V119H258V121L256 120V119H254ZM27 118V119H26ZM125 118V119H124ZM160 120H159V119ZM194 118V119H193ZM238 118L240 119V121L238 120ZM4 119V120H3ZM22 119V120H21ZM39 119V120H38ZM57 119V121L55 122L54 120H56ZM79 119V120H78ZM109 119V120H108ZM131 119V120H130ZM156 119H158V120H156ZM173 119V120H172ZM5 121V123L3 122V121ZM59 120H60V122H62V123H60L59 122ZM77 120H78V123H77ZM85 121V122H81V121ZM101 122H100V121ZM111 120L112 121H114V122H111ZM122 120V122L120 123V121ZM125 120V121H124ZM134 120H136V122H133ZM155 120V121H154ZM178 120V121H177ZM181 120V122L183 123V121L185 122V123H181L180 125H177L178 123H179V121ZM39 121H40V123H42V125L44 126H42L41 127V125L39 124ZM157 121V122H156ZM165 121V122H164ZM173 121V122H172ZM190 121V123H188ZM10 122V123H9ZM17 122V123H16ZM63 122H64V124H63ZM70 122H72V123H70ZM79 122H81V124H79ZM87 122L89 123H93V124H87ZM98 122H99V126L97 125L98 124ZM109 122V123H108ZM111 122V123H110ZM119 122V123H118ZM159 122V123H158ZM172 122V123H171ZM234 122H237V123H234ZM20 123V124H19ZM37 123V124H36ZM52 123V124H51ZM56 123H59V125L57 124L56 125ZM70 123V124H69ZM100 123H101V125H100ZM112 123H113V125L115 126V129L113 128L114 126L112 125ZM115 123H117L116 125H115ZM161 123H162V125H161ZM166 123L168 124V125H166ZM174 123H176V124H174ZM192 123V125H189V124H191ZM219 123V125H217V124ZM227 123V124H226ZM14 124V125H13ZM25 124V125H24ZM33 124V125H32ZM53 124H55V125H53ZM61 124V125H60ZM69 126H68V125ZM84 124V125H83ZM166 126H165V125ZM202 124V125H201ZM8 125V126H7ZM20 125H22V126H24V129L22 130V134H20L19 135V133H21L20 131H18V130H20V129H22L23 127L22 126H20ZM28 125V126H27ZM30 125V126H29ZM37 125H39V126H37ZM65 125H66V127H65ZM74 127H73V126ZM96 125H97V127H98V129L97 128H95L96 127ZM154 125V126H153ZM156 125V126H155ZM177 125V126H176ZM214 127H213V126ZM238 125H239V127H238ZM260 125L262 126V127H260ZM14 128H13V127ZM25 126H26V128H25ZM53 126H54V128H53ZM58 126H60V127H58ZM71 126V127H70ZM77 126H78V128H79V126L80 127H83V128H80L81 129V132H82V134L81 133H79L80 132V129L78 130V128H77ZM95 126V127H94ZM101 126V127H100ZM171 126V127H170ZM190 126V127H189ZM7 127V128H6ZM17 127V131H16V128ZM19 127V128H18ZM59 128V129H57V128ZM73 127V128H72ZM86 127V128H85ZM89 127H91L90 129H89ZM92 127H94V128H92ZM166 127H168V128H166ZM199 127V128H198ZM247 127L249 128V130H247ZM259 127V128H258ZM13 128V129H12ZM65 128V129H64ZM69 128V129H68ZM76 128V129H75ZM100 128V129H99ZM109 128V129H108ZM114 130H113V129ZM117 128V129H116ZM120 128V129H119ZM127 128V129H126ZM164 130H163V129ZM170 128H171V130H170ZM203 128H205L204 130H203ZM233 128H235V129H233ZM263 128V129H262ZM2 129V130H1ZM6 129V130H5ZM31 129H32V131H31ZM34 129H36L37 131H38V129H39V132H36V130H34ZM41 129V130H40ZM42 129L44 130V131H42ZM54 129V130H53ZM85 129H86V131H85ZM121 129H123V130H121ZM126 129V131H125V134H124V130ZM163 130V131H161V130ZM175 129H177V130H175ZM218 129V130H217ZM4 130V131H3ZM63 130V131H62ZM68 130H69V132H68ZM83 130H84V132H83ZM96 130V131H95ZM101 130V131H100ZM116 130V131H115ZM119 130H121L123 133L122 134H124V138L123 137H121L120 135H121V131H119ZM132 131V133L131 134H134L133 136H132V138H134L135 136H137V135H135V134H138V138H134L133 140H132V138H130L131 137V134L129 133V131ZM171 132H173V133H171ZM256 130L257 131H261V133H260V136H259V134H256V135H258L257 136V138L255 137V142H256V144H257V147H256V144L254 143V144H252V148H250V145H251V143H249L250 141H253V139H252V135H255V133H256ZM3 131V132H2ZM29 131H31L32 133L34 132L35 134H33V136H32V138H31V136H30V134L32 135V133H29ZM42 131V133H40ZM55 131V132H54ZM72 131H76V134L74 133V132H72ZM91 131H93L92 133H91ZM94 131L96 132V133H94ZM98 131V132H97ZM112 131V132H111ZM130 131V132H131ZM168 131V132H167ZM175 131H176V133H175ZM182 131V132H181ZM205 131V132H204ZM219 131V132H218ZM10 134H9V133ZM15 132V133H14ZM71 132V133H70ZM103 132V133H102ZM114 132H116V133H114ZM129 134H128V133ZM137 132H139V133H137ZM152 132V133H151ZM162 132H164V133H162ZM196 132V133H195ZM255 132V133H254ZM13 133V134H12ZM25 133V134H24ZM26 133H28L27 134V136L29 137V140H26L25 138H27L28 139V137H26ZM38 133H39V137H40V134H42L41 135V137L43 136V138H37V136H38ZM47 133V134H46ZM59 133V134H58ZM67 133H69L68 135H67ZM107 134V135H105V134ZM113 133V134H112ZM128 135H127V134ZM151 133V134H150ZM159 133H161V135L159 134ZM188 133H190L189 135H188ZM247 133H251L250 135L249 134H247ZM24 134V135H23ZM62 134V135H61ZM64 134V135H63ZM77 134H80V135H78L77 136ZM84 134H86L85 136H87V138L86 137H84L83 135ZM98 136V138L96 139V135ZM102 134H103V136H102ZM109 134V135H108ZM119 134V135H118ZM141 134V135H140ZM156 134H158V135H156ZM171 134V135H170ZM185 134V135H184ZM242 134V135H241ZM56 135H57V138H55L56 137ZM65 135L66 136H68L69 138H71L70 140H68L67 142H66V138H68V137H66L65 138ZM70 135V136H69ZM76 135V136H75ZM90 135V136H89ZM128 137H127V136ZM148 135L150 136V137H148ZM159 135L161 136L160 138H159ZM186 135L188 136V137H186ZM193 135L195 136V137H193ZM207 135H209V136H207ZM241 135V136H240ZM255 135V136H256ZM12 137V138H9V137ZM18 136V137H17ZM54 136V137H53ZM63 136H64V138H63ZM83 136V137H82ZM104 138H102V137ZM106 136V137H105ZM117 136H119L118 138H116ZM142 138H140V137ZM244 136V137H243ZM15 137V138H14ZM17 137V138H16ZM19 137H20V139H19ZM23 137H25L24 139V141H25V143L23 142ZM51 137V140L52 139H55V142H54V140H53V142H54V144L53 143H51L50 144V141H46L45 140V142H47V144L45 143V145L43 144L44 143V138L45 139H49ZM60 137V138H59ZM89 137H90V139H89ZM99 137H101L102 138V140H104L105 141V143H106V145H104V149H103V147H102V144L101 143H103V144H105L104 143V141H102L101 139V141L99 140ZM120 137H121V140H119L120 139ZM181 137V138H180ZM198 137V138H197ZM204 137V141H203V138ZM240 137H241V139H240ZM243 137V138H242ZM262 137V138H261ZM12 141V143H11V141L9 142V143H11V144H9V143H6V141L7 140H9V139ZM31 138V139H30ZM63 138V139H62ZM76 138H78L79 140H80V142H79V140L78 139H76ZM94 138H95V141L93 142V141H91L92 139L94 140ZM123 138V139H122ZM151 138V139H150ZM158 138V139H157ZM163 138V139H162ZM172 138H174L173 140H172ZM180 138V139H179ZM184 138V139H183ZM197 138V139H196ZM200 138V139H199ZM206 138V139H205ZM234 138H236L237 140H234ZM239 138V139H238ZM246 138H248L247 140H245ZM258 138L259 139H261V140H259V142H257L258 141ZM7 139V140H6ZM37 139V140H36ZM60 139V140H59ZM61 139L62 140H64V142L63 141H61ZM89 139V140H88ZM107 141H106V140ZM129 139H131L132 140V142H131V140H129ZM161 139V140H160ZM169 139V140H168ZM171 139V140H170ZM182 139V141L184 140H186L185 142H183L184 144H185V146L186 145H189L188 147H186V150H188V151H182V150H184V144L182 143V141H180ZM195 139H196V141L198 142H196L195 141ZM213 139H214V141H213ZM228 140L227 142L225 141V140ZM242 139H244L243 141L245 142V144H243V141H242V143H241V141H239V140H242ZM5 140V141H4ZM14 140V141H13ZM19 140H22V142H20ZM38 140L40 141V142H38ZM41 140H42V142H41ZM57 140H59V141H57ZM118 140H119V142H118ZM138 140V142H136ZM166 140H168L167 142L169 143V148L167 147V148H165V146H167L166 144H168L167 142H165ZM206 140V141H205ZM231 140H232V142H233V144H235L234 146H233V144H231L230 145V143H231ZM249 140V141H248ZM28 143H27V142ZM56 141L58 142V144H60L59 145V147H61V148H59L58 147V145H55V144H57L56 143ZM70 141H75V143H69ZM78 141V142H77ZM101 142L100 144L98 143V142ZM128 141H130V142H128ZM140 141H142V142H140ZM176 141V142H175ZM1 142H3V143H1ZM52 142V141H51ZM115 142H118V145H123L122 147H119V146H117V143H115ZM134 142H136V143H134ZM163 142H165V144L163 143ZM31 143H33V144H31ZM49 143V144H48ZM68 143H69V147H68ZM78 143H79V145H78ZM90 143H97V144H95L96 146H98V147H96L94 144L92 145V146H90L91 144ZM130 143H133V144H130ZM190 143V144H189ZM229 145H228V144ZM3 144V145H2ZM8 146H7V145ZM13 144H15V145H17V146H15V145H13ZM27 144V145H26ZM30 144V145H29ZM36 144V145H35ZM38 144H40V145H44L42 148H39V146H38ZM70 144L72 145V146H70ZM76 145V147H75V145ZM138 147V145H139V147H138V149H139V152L137 153V148H136V150L134 149L136 146ZM142 144V145H141ZM211 144V145H210ZM223 144H225V146L223 147ZM227 144V145H226ZM9 145H10V147H9ZM12 145V146H11ZM31 145H32V147H31ZM56 147L57 146V149L54 147V146ZM63 145H65L64 147H68V150H66V148L64 149H62V147H63ZM67 145V146H66ZM100 145V146H99ZM131 145V146H130ZM146 147H145V146ZM162 145V146H161ZM182 145H183V147H182ZM210 145V146H209ZM238 145H240V147L238 146ZM243 145V146H242ZM261 145V151H259V149L257 150V149H255V147L256 148H258L259 146ZM5 148H4V147ZM30 146V147H29ZM37 146V147H36ZM75 148H74V147ZM95 146V147H94ZM107 146V147H106ZM133 146H134V148H133ZM203 146H207L206 148L205 147H203ZM211 147V149H209V147ZM227 146H228V148H227ZM230 146H232V147H230ZM236 146H238V149L237 148H235L236 150H237V152H239V154H243L244 156H243V164H242V161L240 162L241 164H242V167L244 166V168H246L247 170H249L248 172L247 171H244L245 169H241V173L242 174H239V176L238 175H236V173L238 174L239 173V169H240V165H239V169L238 168H236V169H234V170H232L233 169V167H231V166H229L230 165V156H234L233 155V152L231 151V149L230 148H233L232 150H234L235 151V149H234V147H236ZM253 146H255V147H253ZM264 146V145H263ZM3 147V148H2ZM7 147V148H6ZM29 147V148H28ZM36 147V148H35ZM71 147V148H70ZM101 147H102V149H101ZM116 147V148H115ZM132 147V148H131ZM171 147V148H170ZM174 147H176V148H174ZM191 147V148H190ZM194 147V149H192ZM198 147V148H197ZM218 147V148H217ZM221 147H223V148H221ZM241 147H243V150H241L242 148ZM45 148V149H44ZM72 148H74V149H76L77 151V153L75 154V152H73L74 151V149L72 150ZM78 148H79V151H78ZM87 150H86V149ZM94 148H96L97 150H94ZM99 148H100V150H99ZM113 148V149H112ZM116 150H115V149ZM117 148H120V149H117ZM121 148L123 149L124 148V150L125 149H129L130 151H129V153H128V151H123V150H121ZM146 148V150H144ZM174 148V149H173ZM191 150H190V149ZM204 148V149H203ZM208 148V149H207ZM227 148V149H226ZM241 148V149H240ZM19 150V153H21V154H19L17 151ZM32 149V150H31ZM34 149H36V150H34ZM38 149H39V152H38ZM42 149V150H41ZM47 149V150H46ZM60 149H62V150H60ZM89 149V150H88ZM92 149V150H91ZM134 149V150H133ZM196 149V151L195 152H193L192 153V151H194ZM213 149V150H212ZM244 149H245V151H244ZM255 149V151H253ZM16 150V151H15ZM27 150V151H26ZM29 150H30V153H32V156H30L31 154L29 153ZM43 152H41V151ZM44 150V151H43ZM47 152H46V151ZM64 150V151H63ZM65 150H66V152H65ZM87 152H86V151ZM99 150V151H98ZM107 150V151H106ZM122 151V153H123V155L122 154H119V153H121V151ZM141 150V151H140ZM143 150V151H142ZM148 150V153L149 154H151L152 155V157L148 154V156H146L147 154H146V151ZM190 150V151H189ZM217 152H216V151ZM239 150V151H238ZM31 151H33V152H31ZM57 151V152H56ZM63 153H62V152ZM68 151H70V153L68 152ZM86 153H85V152ZM98 151V152H97ZM104 151H106L107 153H108V155H109V160H110V163H109V160L106 158V157H108V155H107V153L105 152H103L104 153V155H103V153L102 152ZM115 151H116V154H115ZM119 151V152H118ZM136 151V152H135ZM170 151V152H169ZM171 151H173V152H171ZM210 151V152H209ZM211 151H214V152H212L211 153ZM244 151V152H243ZM13 152V153H12ZM16 152V153H15ZM36 152H38V153H36ZM58 152H60V153H58ZM71 152H73V153H71ZM85 153V156H84V153ZM93 152H94V154H93ZM117 152H118V155H117ZM125 152V153H124ZM127 152V153H126ZM142 152H145L144 154H142ZM166 152V153H165ZM177 152V153H176ZM182 152H187V154H184V153H182ZM242 152V153H241ZM261 152V153H260ZM4 153H5V156H4ZM8 153H12V154H14L15 156H16V154H17V156L15 157V156H13L12 154L10 155V154H8ZM27 154V155H29L30 156V158H28L29 156H27L26 157V155L24 156V154ZM40 153H42V155H44L45 153H48V154H46L47 156L49 155L50 157H53V158H50V157H48V159H46V155H44V156H42ZM50 153V154H49ZM55 153H56V155L58 156L59 155V157H60V159H59V157H58V159H55L57 156L55 155ZM65 153V154H64ZM67 153V154H66ZM80 153H82V155L80 154ZM99 153H100V155H99ZM102 153V154H101ZM133 153V154H132ZM135 153H137V155L135 154ZM173 153V154H172ZM176 153V154H175ZM181 153V154H180ZM195 153V154H194ZM215 153V154H214ZM245 153V154H244ZM3 154V155H2ZM19 154V155H18ZM34 154H35V156H34ZM36 154H37V156H36ZM40 154V155H39ZM80 154V155H79ZM89 154H91L92 156L91 157H93L94 156V158H92V160H91V157H90V155ZM128 154V155H127ZM142 156H141V155ZM146 154V155H145ZM190 154V155H189ZM200 154V155H199ZM202 154V155H201ZM204 154V155H203ZM213 155V157H211L212 155ZM232 154V155H231ZM238 154V155H239ZM64 155V156H63ZM67 156V158H68V155H69V158H68V160H67V158L65 159L64 157H66ZM116 155V156H115ZM141 157H140V156ZM144 155V156H143ZM166 155V156H165ZM182 155H183V157H182ZM196 155H199L201 158H203V160L202 159H200V157L199 156H196ZM208 155V156H207ZM245 155H246V157H247V159H246V157H245ZM2 156H4V157H6L7 158V160L9 161V162H6L7 160H6V158H4V157H2ZM7 156H9V157H11L12 158V156H13V160H12V162L10 163V160H11V158H8ZM33 156H34V159H33ZM42 156V158L40 159V157ZM62 156H63V158H62ZM81 157V159H80V157ZM98 156V158H99V156L100 157H103V156H105V159H107L108 160V164H109V166L105 163L107 160H105V159H103L102 158V160L103 161H105V162H103L102 160H99L100 161V163H98L99 161L98 160H96L97 157ZM121 158H120V157ZM126 156V157H125ZM130 156H132L131 157V159L132 158H134L135 156V159L136 160H134L133 159V161L132 160H129L130 159ZM187 156V158H185ZM2 157V158H1ZM26 157V158H25ZM75 157H76V159H75ZM78 157H79V159H78ZM84 157H86L85 159L87 160V161H85V159H84ZM88 157V158H87ZM138 157V158H137ZM142 158V159H140V158ZM145 157H147V158H145ZM148 157H150V159H151V161L149 160V158ZM168 157V158H167ZM193 157L195 158V159H193ZM205 157V158H204ZM211 157V158H210ZM229 157V158H228ZM3 158L6 160H3ZM21 158H25V159H22L23 160V162H22V160H20ZM124 158V159H123ZM147 159V160H145V159ZM207 158V159H206ZM19 159V160H18ZM33 159V160H32ZM38 159V163H37V160ZM39 159L40 160H43V163H42V161H39ZM51 159V160H50ZM61 159H63V160H61ZM71 159V160H70ZM75 159V160H74ZM78 159V161H76ZM100 159V158H99ZM118 159V160H117ZM119 159H120V161H119ZM124 160V162H123V160ZM197 159H200V160H197ZM204 159H206L205 161H204ZM208 159H209V161H208ZM220 159V160H219ZM247 161H246V160ZM17 162H16V161ZM25 160V161H24ZM27 160H29L28 161V163H27ZM35 160V161H34ZM47 160H50V161H48L47 162ZM54 160V161H53ZM58 160V161H57ZM66 160V161H65ZM80 160H82V161H80ZM84 160V161H83ZM93 161V162H90V161ZM96 160V161H95ZM122 160V161H121ZM149 160V161H148ZM181 160H182V162H181ZM183 160H184V162H183ZM211 160V161H210ZM218 160L220 161V162H218ZM13 161L15 162V163H13ZM30 161H31V163H32V161H34L33 163H34V166H36V168L35 167H33L32 165H30L31 163H30ZM44 161H45V163H44ZM64 161V162H63ZM73 161V162H72ZM75 161V162H74ZM94 161H95V163H94ZM102 161V162H101ZM114 161V162H113ZM129 161V162H128ZM141 161V162H140ZM145 161V163H147V165L144 167V165H145V163H143V162ZM193 161L195 162V163H193ZM246 161V162H245ZM36 162V163H35ZM41 162V163H40ZM61 164H60V163ZM85 163V164H83V163ZM87 162V163H86ZM134 163L133 165H132V163ZM136 162V163H135ZM140 162V163H139ZM153 162V164H152V166H151V163ZM187 162V163H186ZM189 162V163H188ZM192 163V165H194L193 167H192V165H191V167H190V164ZM5 163H7V164H9V167L7 166V164H5ZM22 163L24 164L23 166H25L26 164L29 166L28 167V169H29V171H28V169H27V171H25V169L27 168V166H25V167H23L22 166ZM26 163V164H25ZM32 163V164H33ZM39 163H40V165H39ZM51 165H50V164ZM56 163H58L59 165H57ZM71 163V164H70ZM74 163V164H73ZM77 163V164H76ZM99 165H98V164ZM102 163H104V164H102ZM121 163V164H120ZM122 163H125L124 164V166H123V164ZM128 163H130V164H128ZM150 163V164H149ZM172 163V164H171ZM184 163V164H183ZM200 163V164H199ZM226 163V164H225ZM14 164H16L15 166H13ZM46 164H47V171H49L50 173H47V171L45 172V171H42V170H44L45 169V166H46ZM64 164H66V166L64 165ZM70 164V165H69ZM79 164H83V166H80ZM97 164V165H96ZM112 164V165H111ZM128 164V166L126 167L125 165H127ZM144 164V165H143ZM203 165L202 166V168H203V171L204 172H202L201 173V171H202V168H200V166H198V165ZM38 165V166H37ZM42 165H45V166H42ZM50 165V166H49ZM61 165V166H60ZM73 165V166H72ZM77 165V166H76ZM86 165H87V167H86ZM88 165H89V167H88ZM94 166L93 167V169H94V173L93 174H96V175H93L92 174V167L91 166ZM96 165V166H95ZM107 167H106V166ZM114 165V166H113ZM136 165V166H135ZM150 165V166H149ZM157 165H159L158 167H157ZM160 165L162 166V169H161V167H160ZM207 165V166H206ZM4 166V167H3ZM14 167V168H17V170L15 169V171H14V168H12V167ZM32 166V167H31ZM57 167L59 170H61L62 168H65V170L64 169H62L61 170V172H59V170L57 169H53V167ZM62 166H65V167H62ZM75 167V168H72L71 169V172H70V168L69 167ZM80 166V167H79ZM84 166H85V168H84ZM105 166V168H103ZM113 166V167H112ZM116 166V167H115ZM123 166V167H122ZM172 166H173V169H172ZM19 167V168H18ZM20 167H23V168H25V169H23L22 168V170H21V168ZM40 167V169L39 170H37L38 168ZM43 167V168H42ZM48 167H49V169H48ZM81 167H82V169H81ZM109 167H110V169H109ZM112 167V168H111ZM115 167V168H114ZM132 167L134 168V169H132ZM142 167V168H141ZM143 167H144V169H143ZM149 167V171L147 172V168ZM188 167V168H187ZM190 167V168H189ZM205 167V168H204ZM230 167L232 168V169H230ZM5 168V169H4ZM10 168V169H9ZM36 169V170H32V169ZM41 168H42V170H41ZM51 168V169H50ZM69 169V171H68V169ZM114 168V169H113ZM130 170H129V169ZM8 171H7V170ZM21 171H20V170ZM67 169V170H66ZM87 169H89V170H87ZM91 169V170H90ZM115 170L114 172H112V170ZM137 169H139V170H137ZM143 169V170H142ZM147 169V170H146ZM155 169V170H154ZM186 169H188L189 171L192 169V171H188V170H186ZM3 170H4V174H3ZM14 171L15 173H11L12 171ZM19 170V171H18ZM30 170H32L31 172H30ZM51 170V171H50ZM72 170H73V172H74V170H75V172L73 173L72 172ZM77 170V171H76ZM108 170V171H107ZM109 170L113 173H109V175L108 174H106V172L108 173L109 172ZM122 170H123V172H122ZM125 170V171H124ZM156 170H158L157 172H156V174L155 173H152V172H154V171H156ZM239 170V171H238ZM34 171H36V172H34ZM45 172L44 174H38L39 172ZM53 171H56V173L55 172H53ZM68 171V172H67ZM87 173H86V172ZM103 171V172H102ZM106 171V172H105ZM163 171V172H162ZM193 171H194V173H193ZM197 171L199 172V173H197ZM232 171V172H231ZM236 171V172H235ZM5 172H7V173H5ZM18 172V173H17ZM22 172V173H21ZM30 172V173H29ZM33 172V173H32ZM38 172V173H37ZM40 172V173H41ZM69 173V175L68 174H65V173ZM117 172V173H116ZM128 172V173H127ZM131 172V173H130ZM143 172H145V173H143ZM166 172V173H165ZM168 172H172L171 174L170 173H168ZM174 172V173H173ZM187 172H189L188 174H187ZM247 172V173H246ZM11 173V174H10ZM18 175H17V174ZM19 173L21 174V175H23V173H25L26 174V177H25V174L23 175V177L20 175L19 176ZM29 175H28V174ZM32 173V174H31ZM57 173H61V176L63 175V176H65V177H60V179H62L61 181H60V179L58 178V177H56L57 175H59V174H57ZM64 173V174H63ZM76 173V174H75ZM77 173H78V175H77ZM90 173V174H89ZM104 173H105V175H104ZM123 173V174H122ZM125 173H126V175L127 176H125ZM134 173V174H133ZM139 173H140V176H141V178H140V176H139ZM141 173H143V174H141ZM147 173V174H146ZM152 173V175H150ZM162 173H164V174H162ZM231 173H234V174H232V176H234V177H232V176H230L231 175ZM15 174V175H14ZM33 174H34V176L35 177H31V176H33ZM49 174V175H48ZM70 174H72V175H70ZM115 174V175H114ZM136 174V175H135ZM147 175V177H146V175ZM159 174V175H158ZM165 174H166V176H165ZM201 174V175H200ZM209 174V175H208ZM213 174V175H212ZM245 174V175H244ZM9 175V176H8ZM14 175V176H13ZM39 175H41L42 177H40ZM73 175H74V177H73ZM85 175H87V176H85ZM115 177H118V178H113L114 176ZM117 175V176H116ZM119 175V176H118ZM143 175H145V176H143ZM149 175V176H148ZM158 175V176H157ZM189 175V176H188ZM244 175V176H243ZM10 176H11V178L13 179H11L10 178ZM19 176V177H18ZM29 177V179H30V181L32 180V178H33V182L31 181V182H29V179H28V177ZM37 176V177H36ZM54 176H55V179H54ZM110 178H109V177ZM112 176V177H111ZM125 176V177H124ZM136 176H137V178H140V180L138 179L137 180V178H136ZM159 176H160V178H159ZM200 176V177H199ZM203 176H205V177H203ZM210 176V177H209ZM235 176H238V180L240 179V178H245V180H247L248 182L250 181L251 182V187H252V191L250 192V193H248L247 194V196L246 195H244L243 196V194H244V192L243 191H245V187H243V188H241V184H240V186H238V184H237V186H235V183H234V181H236V177ZM9 177V178H8ZM16 177H17V180H16ZM25 178L24 179V181H26V180H28L27 182H28V185H30V186H27V182H24L23 180H21L20 178ZM40 177V178H39ZM46 177H47V180H46ZM53 177V178H52ZM66 177H68V179H70V181L68 182L67 181V178ZM72 179H71V178ZM83 177V178H82ZM100 177H101V179H102V181H101V179H100ZM105 177H107V178H105ZM158 177V178H157ZM164 177H166V178H164ZM27 178V179H26ZM50 178V179H49ZM52 178V179H51ZM86 178V179H85ZM104 178V179H103ZM111 179V178H113V179H111V180H109V179ZM143 178V179H142ZM162 178V179H161ZM172 178V179H171ZM185 178H186V180H185ZM225 178V179H224ZM231 178V179H230ZM232 178H234V180L232 179ZM258 178V179H257ZM4 179H5V181H4ZM10 179V180H9ZM15 179V180H14ZM40 179V180H39ZM73 179H75V180H73ZM83 179V180H82ZM121 179V180H120ZM153 180V182L151 181V180ZM155 179H157L156 181H155ZM164 179V180H163ZM172 181H171V180ZM187 179H188V181H187ZM212 179V180H211ZM249 179V180H248ZM12 180V181H11ZM50 180H52V181H54L53 183H52V181H50ZM58 180H59V183H58ZM72 180L74 181L73 183H72ZM108 180H109V182H108ZM118 180H119V183H118ZM124 180H126V182L124 181ZM132 180H133V182H132ZM143 180H145V181H143ZM147 180V181H146ZM160 180V181H159ZM162 180V181H161ZM200 180V181H199ZM211 180V181H210ZM215 182H214V181ZM256 180H258L257 182H256ZM22 181V182H21ZM63 181H64V183H63ZM66 181H67V183H66ZM75 181H77L76 183H75ZM85 183H84V182ZM99 181H101L100 183L101 184H98L99 183ZM105 181H107V182H105ZM115 182V184H114V182ZM131 181V182H130ZM142 181V182H141ZM159 181V182H158ZM168 181H170V184H169V182ZM185 181H187V182H185ZM201 181H202V183H201ZM219 181H220V183H219ZM2 182H4L3 183V185H2ZM9 182V183H8ZM13 182H15L14 183V185H13ZM17 182V183H16ZM58 183V185L56 184V183ZM71 182V183H70ZM81 182H83V183H81ZM86 182H90L92 185L93 184H95V186L93 185V188H92V185L91 184H86ZM93 182V183H92ZM122 182H124V184L122 183ZM130 182V183H129ZM146 182V183H145ZM154 183V182H156V183H154V184H152V183ZM166 183V185H165V183ZM178 182V183H177ZM195 182H196V185H195ZM210 182H211V184H210ZM216 182H218L219 184H224V186H220V185H217L216 184ZM26 184V186H24L25 184ZM30 183V184H29ZM45 185H44V184ZM52 183V184H51ZM61 183H62V185H61ZM125 183H126V185L127 184H129L130 185V188H128L129 187V185H127L128 187H127V189H128V191H127V189H126V185H125ZM131 183H134V184H132L131 185ZM151 183V184H150ZM167 183H168V185L169 186H167ZM189 183H190V185H189ZM194 183V184H193ZM204 183V184H203ZM209 183V184H208ZM17 184H19V185H16ZM24 184V185H23ZM34 184V185H33ZM51 184V185H50ZM65 184V185H64ZM70 184V185H69ZM79 184H83V185H80L81 187H82V190H81V187L79 186ZM85 184V185H84ZM98 184V185H97ZM122 185V188L120 187L121 185ZM136 184V185H135ZM147 184V185H146ZM193 184V185H192ZM226 184V185H225ZM4 185H6L5 187H3ZM8 185H10L12 188H13V190L15 189V188H18V187H21V188H19V189H21L20 191H18L19 189H15L14 191L12 190L11 191V187L10 186H8ZM21 185V186H20ZM46 185H48V186H46ZM55 185V186H54ZM57 185V186H56ZM89 187H88V186ZM97 185V186H96ZM106 185H108V186H106ZM150 187H149V186ZM156 185V186H155ZM160 185H162V186H160ZM201 185V186H200ZM24 186V187H23ZM44 186V187H43ZM59 186V187H58ZM67 186H68V188H67ZM77 188H76V187ZM106 186V187H105ZM119 188H118V187ZM124 186V187H123ZM133 188H132V187ZM147 186V187H146ZM198 186H200V187H198ZM204 186V187H203ZM10 187V188H9ZM27 189H26V188ZM44 189H43V188ZM52 187H55V188H52ZM57 187V188H56ZM64 187H66V188H64ZM87 188V189H85V188ZM158 187L159 188H161V187H163V188H161V190L163 191V192H161V190L160 189H158ZM206 187V188H205ZM212 187V188H211ZM223 187V188H222ZM232 187V188H231ZM44 190L43 192H42V189ZM50 188V189H49ZM90 188V189H89ZM91 188H92V190H91ZM113 188H114V190H113ZM118 189V193H116L117 192V189ZM126 189V192H124L125 191V189ZM132 188V189H131ZM147 188V189H146ZM165 188V189H164ZM189 188V189H188ZM208 188H210V191H205V189H208ZM224 188H226L225 190H224ZM240 190H239V189ZM254 188V189H253ZM7 189H8V191L9 192H11V193H8V191H7ZM10 189V190H9ZM29 189V190H28ZM32 189V190H31ZM40 191H39V190ZM53 189V190H52ZM55 189H57V190H55ZM66 190L67 191V193H65L66 191H64L63 192V190ZM81 191H80V190ZM135 189V190H134ZM158 189V190H157ZM203 189V190H202ZM224 190V192H223V190ZM50 190V191H49ZM86 190V191H85ZM113 190V191H112ZM131 190V191H130ZM132 190H134L133 191V193H128V192H132ZM159 190H160V192H159ZM164 190H165V192H164ZM199 190V191H198ZM235 190V191H234ZM57 191V192H56ZM58 191H60L59 193H58ZM97 191V192H96ZM103 191V192H102ZM111 191V193H109ZM115 191V192H114ZM144 191V192H143ZM156 191H158V193L160 194V193H162V195L160 194V196H159V194H157L156 193ZM174 191V192H173ZM176 191V192H175ZM189 191V192H188ZM203 191V192H202ZM226 191V192H225ZM13 192V193H12ZM34 193L35 195H33V197L32 196H29L30 194H28V193ZM38 192H40V195H42V196H40V195H38L39 193ZM52 192H56V193H53V194H51ZM63 192V193H62ZM76 192H81L82 194H80V196H79V194L77 193V195H76ZM107 192H108V194H107ZM116 193V194H112V193ZM119 192H121V193H119ZM154 192V193H153ZM188 194H187V193ZM199 192V193H198ZM205 192V193H204ZM206 192H208V194L206 193ZM243 192V193H242ZM14 193H17V194H14ZM46 193H48V194H46ZM61 193H62V196H61ZM123 193V194H122ZM152 193H153V195L154 196H152ZM156 193V194H155ZM164 193H166L164 196H163V194ZM187 195H186V194ZM203 193H204V195H203ZM222 193H224V194H222ZM239 193H242V194H239ZM12 194H14V195H12ZM28 194V195H27ZM37 194V195H36ZM60 194V195H59ZM66 194V196H64ZM86 194V198L84 197V195ZM88 194V195H87ZM107 194V195H106ZM111 194V195H110ZM125 194V195H124ZM199 194H200V196H199ZM207 194V195H206ZM233 196H232V195ZM239 194V195H238ZM263 194V195H262ZM17 195V196H16ZM20 195H21V197H20ZM24 195H27V196H24ZM44 195H46V196H44ZM49 195H50V200H49ZM53 195V196H52ZM112 195H114V196H112ZM116 195V196H115ZM143 195V196H142ZM146 195L148 196V197H146ZM156 195V196H155ZM159 196V199H158V196ZM185 195V196H184ZM210 195H211V197H210ZM237 195V196H236ZM29 196V197H28ZM37 196V197H36ZM101 196V197H100ZM135 196V197H134ZM151 196V197H150ZM163 196V197H162ZM195 196H197V198H194ZM204 196H206V197H204V201H203V197ZM207 196H208V199H207ZM226 196V197H225ZM232 196V197H231ZM236 196V197H235ZM242 196V198H240ZM261 196V197H260ZM7 197H8V199H7ZM12 197L14 198V199H12ZM16 197H18L17 199H16ZM22 197H24L23 199H22ZM30 197L32 198V199H30ZM47 197V198H46ZM57 197H58V199H57ZM74 197L76 198L75 200H73L74 199ZM81 197H84V198H82V200L83 201H81L80 199H81ZM139 197V198H138ZM141 197H142V199H141ZM162 197V198H161ZM164 197H165V199H164ZM202 197V198H201ZM225 197V198H224ZM227 197H230V200H229V198L227 199ZM238 197H239V200H238ZM28 198V199H27ZM33 198H35V199H33ZM39 198V199H38ZM44 198V199H43ZM66 198H67V200H66ZM88 198V199H87ZM132 198H135L134 199V203H133V199ZM201 198V200H198L199 202L197 203V199H200ZM231 198H232V200H231ZM237 198V199H236ZM22 199V200H21ZM25 199V200H24ZM38 199V200H37ZM48 201H47V200ZM54 199H57V200H54ZM84 199L86 200V201H84ZM127 199H128V201H127ZM140 200V202H139V200ZM146 199V200H145ZM148 199V200H147ZM195 199V200H194ZM207 200V202H205L206 200ZM225 199H226V201H225ZM241 199V200H240ZM257 201H256V200ZM10 200V201H9ZM13 200H15L16 202L17 201H19L20 200V202H17V205L15 204V201H12ZM24 200V201H23ZM29 200H30V202H29ZM37 200V201H36ZM41 200V201H40ZM68 200H69V202H68ZM77 200H80L81 201V204L77 201ZM115 200V201H114ZM124 200H126V201H124ZM130 200V201H129ZM159 200V201H158ZM28 203H27V202ZM36 201V202H35ZM39 201V202H38ZM47 201V202H46ZM66 201H67V203H66ZM72 201V202H71ZM77 201V202H76ZM91 201H92V203H91ZM135 201H137L138 202V204L137 205H135ZM151 201V202H150ZM200 201L202 202V203H200ZM233 201V202H232ZM250 201V202H249ZM253 201V202H252ZM256 203H255V202ZM26 202V207H25V204H23V203H25ZM35 202V204H33ZM44 202H46V204L44 203ZM61 202V204H59ZM82 202H85V204H84V206H82L83 204H82ZM93 202H95V204L93 203ZM114 202V203H113ZM159 202H163L161 205H160V203ZM182 202V203H181ZM205 202V203H204ZM222 203V204H218V203ZM249 202V203H248ZM5 203V204H4ZM14 205H13V204ZM20 203V204H19ZM36 203H39V209H38V206H37V204ZM40 203H41V207H40ZM66 203V204H65ZM70 203V204H69ZM74 203H77V204H75V206H74ZM197 204V206H195L196 204ZM230 203H232V204H230ZM248 203V204H247ZM29 204H31V205H29ZM45 204V205H44ZM53 204V205H52ZM56 204H58L57 206H55ZM63 204V205H62ZM69 204V205H68ZM78 204H80V205H78ZM102 204V205H101ZM108 204H109V206H108ZM112 204H114V205H112ZM141 204V206H139ZM143 204V205H142ZM146 204V205H145ZM159 204V205H158ZM186 204H188V205H186ZM202 205V207H201V205ZM215 204H216V207H215ZM242 204V205H241ZM244 204V205H243ZM249 204H250V206H249ZM254 204V205H253ZM257 204V205H256ZM23 207H25V208H22V206ZM44 205V206H43ZM59 205L60 206H62V207H60L59 209V211H58V207H59ZM66 205V206H65ZM70 205L72 206V207H70ZM100 205V206H99ZM131 205V206H130ZM190 205V206H189ZM218 205V206H217ZM221 205V206H220ZM237 205H239V206H237ZM13 206V207H12ZM29 206V207H28ZM35 206V207H34ZM65 207V209H64V207ZM67 206H69V208H72V209H69ZM88 206V208H90V209H88V210H85V209H87L86 207ZM119 206H120V208H119ZM138 206L140 207V209L142 210V212L139 210V208H138ZM188 206V207H187ZM200 206V207H199ZM223 206V207H222ZM18 208V209H20V210H22L23 212H21L22 214H20V211L19 212H17V213H15L16 211H14L13 212V208ZM53 207V208H52ZM57 209H56V208ZM74 207V208H73ZM76 207V208H75ZM98 207H103V209H105V210H103L102 208H101V210H100V208H98ZM105 207V208H104ZM122 207V208H121ZM130 207H131V210H130ZM143 207V208H142ZM144 207H146L145 209H144ZM161 207V208H160ZM190 207V208H189ZM195 207V208H194ZM16 208V209H17ZM42 208V209H41ZM96 208V209H95ZM98 208V209H97ZM214 208H216L215 210H214ZM221 208V209H220ZM224 208H225V210H224ZM7 209H9L10 211H12V214L13 213H15V214H13V215H11V214H9V213H11L10 211H8ZM18 209H17V211H18ZM27 209V210H26ZM33 209V210H32ZM50 209H53V211L52 212H54L53 213V215H49L50 213L52 214V212H46V211H48V210H50ZM54 209H56V210H54ZM118 209V210H117ZM133 209V210H132ZM137 209L143 214H140V212L139 211H137ZM147 209V210H146ZM190 209H192V210H190ZM196 209V210H195ZM203 209V210H202ZM210 210V212H207V211H209ZM219 209V210H218ZM258 209V210H257ZM33 211V213H34V216L36 215H38L37 217L35 216H33L32 217V220H33V218H34V220H36V218H37V220L36 221H32L31 220V222H30V220H29V218L28 217H30V215L32 216L33 214L31 213V211L29 212V213H27V211ZM36 210L38 211L37 212V214H35L36 213ZM70 210H72V212L74 213H71V211ZM97 210V211H96ZM116 210V211H115ZM128 210V211H127ZM143 210H145V211H143ZM2 211H4V212H2ZM5 211H8L6 214H5ZM25 211H26V215L24 214L25 213ZM46 212V214H44L45 212ZM56 211H57V213H56ZM70 211V212H69ZM85 211V212H84ZM86 211H87V215L85 214L86 213ZM90 211V213L92 214H90L89 213V217H90V215H91V219L92 220H90L89 219V217H88V212ZM92 211V212H91ZM127 211V212H126ZM212 211V212H211ZM214 211V212H213ZM217 211H218V213H217ZM83 212V213H82ZM102 212H106V214H103ZM128 214V215H130V216H128L126 213ZM132 212V213H131ZM136 212H139V214L138 213H136ZM183 212V213H182ZM200 212H202V213H200ZM204 212V213H203ZM219 212H220V215H219ZM39 213V214H38ZM59 213V214H58ZM100 213H102V214H100ZM137 215H136V214ZM156 213H158L157 215L159 216L158 218L156 217ZM167 213H168V215H167ZM176 213V214H175ZM200 213V214H199ZM246 213L248 214V217H246ZM256 214V215H254V214ZM25 215V217H23V218H21L20 217V215ZM29 214V216H27ZM49 216H48V215ZM86 216H85V215ZM123 214V215H122ZM217 214L219 215L218 217H217ZM9 215H10V217H9ZM44 216L45 218H46V216H48V218H46V219H44L42 216ZM46 215V216H45ZM58 215V216H57ZM80 215H81V217H80ZM84 215V216H83ZM94 215L96 216V218L94 217ZM102 215V216H101ZM139 215V216H138ZM204 215V216H203ZM207 215H208V218L207 219H209V218H211L210 217V215L211 216H213L214 217V219H209V220H205V218L207 217ZM258 215V216H257ZM5 216H7V218L5 217ZM16 216V217H15ZM40 216V217H39ZM63 217V220L62 219H59L58 220V218L59 217ZM100 216V217H99ZM113 216V217H112ZM147 216V217H146ZM201 216H203V217H201ZM234 218H233V217ZM38 217L40 218V219H38ZM43 219H42V218ZM60 217V218H61ZM65 217V218H64ZM84 217V218H83ZM163 217H164V219H163ZM172 217V218H171ZM190 217V218H189ZM231 217H232V219H231ZM237 217H239V220H238V218ZM10 218H12V219H10ZM15 220H14V219ZM21 218V219H20ZM26 218V219H25ZM28 218V219H27ZM83 219V220H80V219ZM93 218H95L94 220H93ZM111 218V219H110ZM113 218L116 220V222H115V220H113ZM129 218H132V219H129ZM164 220V221H162V219ZM187 218V219H186ZM255 218V219H254ZM6 219H7V221H6ZM8 219H10V220H8ZM17 219H19V221L17 220ZM67 219V220H66ZM110 219V220H109ZM127 219V220H126ZM137 219V220H136ZM170 219H172V221H173V219H175V223L173 222L172 224H171V220ZM191 219H193V220H191ZM195 219V220H194ZM197 219V220H196ZM230 219V220H229ZM5 220V221H4ZM11 220H13V222H10ZM24 220V221H23ZM25 220H27V221H25ZM28 220H29V222H28ZM40 220L43 222V224H45V227L42 225V222L41 223H39L40 222ZM44 220V221H43ZM52 220H53V222H52ZM55 220L57 221L56 222V225L54 224L55 223ZM79 220V222H78V224H77V221ZM159 220H161L162 221V223L160 224V221ZM177 220V221H176ZM216 220V222L217 223H219V224H217V228H216V225H215V221ZM235 220V221H234ZM236 220H237V223H236ZM247 220V221H246ZM22 221V222H21ZM39 221V222H38ZM60 221H62L61 223H60ZM65 221V222H64ZM107 221V222H106ZM155 221H157V222H155ZM170 221V222H169ZM6 222V223H5ZM8 222H10V225H9V223ZM32 222H34V225H32ZM36 222V223H35ZM81 222V223H80ZM90 222V223H89ZM101 223V224H99V227L101 226V225H105V223H106V227L104 228H102V226L98 229L97 227H98V225L96 226V224H98V223ZM113 222V223H112ZM115 222V223H114ZM125 222V223H124ZM148 222H150V223H148ZM164 222H168L169 223V225L167 224H165ZM5 223V224H4ZM8 223V224H7ZM22 224V226H20L21 224ZM80 223V224H79ZM113 224V226H115V227H113L112 226V224ZM206 225H205V224ZM246 223V224H245ZM29 224V225H28ZM36 224V225H35ZM37 224H39V226L37 225ZM47 224H48V226H47ZM110 224H111V226H110ZM115 224V225H114ZM125 225L126 227H123V225ZM126 224H128V225H126ZM136 224H137V226L138 227H136ZM141 224L143 225L142 226V228H140L141 227ZM150 224H152V226L150 225ZM223 225V227H221L222 225ZM259 224V225H258ZM12 225V226H11ZM30 225H32V226H30ZM52 225H55V226H53V227H51ZM82 225V226H81ZM83 225H84V228H83ZM85 225H86V227H85ZM87 225H89V226H87ZM90 225H93V226H95V227H92V226H90ZM120 225V226H119ZM132 225V226H131ZM150 225V226H149ZM155 225V226H154ZM165 226V228H164V232H166V234L165 233H163V228H162V226ZM177 226L178 225V227H175V226ZM219 225V226H218ZM245 225V226H244ZM252 225V226H251ZM11 226V227H10ZM30 228H29V227ZM35 226H36V228H37V226L39 227V228H37V230L35 229ZM42 226V227H41ZM46 226H47V228H46ZM56 226H58V228L56 227ZM127 226H129V227H127ZM140 226V227H139ZM144 226H146V228L144 227ZM149 226V228H147ZM159 226H161V227H159ZM172 226H173V228H175V230L172 228ZM193 228H192V227ZM205 226V227H204ZM211 226V227H210ZM4 227L6 228L5 230H4ZM10 227V228H9ZM13 227H15V226H13ZM12 227V228H13ZM20 227H24V228H20ZM46 228V230H43L44 228ZM51 227V229H50V231L49 230H47L48 228H50ZM80 227V228H79ZM87 227H89V228H87ZM93 229H92V228ZM155 227L156 228H158V231H155ZM180 227H181V229H180ZM20 228V229H19ZM27 228H29V229H27V231L28 232H25L26 231V229ZM57 230H56V229ZM73 228V230L75 231L76 230V233L72 230V232H74L73 233V236L71 235L72 234V232H71V229ZM90 228H91V231H90ZM125 228V229H124ZM128 228V229H127ZM144 228V229H143ZM151 228V229H150ZM154 230H153V229ZM167 228V229H166ZM169 228H172L174 231H172V229H169ZM177 228V229H176ZM220 228V229H219ZM225 228V229H224ZM241 228V229H240ZM254 229V231H253V229ZM260 228V229H259ZM23 229L25 230V231H23ZM55 229V230H54ZM60 229V230H59ZM81 229H84V230H81ZM89 229V230H88ZM98 229V230H97ZM101 229H102V233H104V235L106 236H104L103 237V235H102V233H101ZM110 229H112L113 230V232H111L112 230H110ZM130 229V230H129ZM160 229V230H159ZM167 231H166V230ZM239 229V230H238ZM32 231V233H30L31 231ZM41 230H43V231H41ZM56 231L55 233L57 234L58 232H59V235H60V232H61V236H59V235H57L56 236V234L54 235H51L53 232L52 231ZM59 230V231H58ZM68 230V231H67ZM86 230V232H84ZM105 230V231H104ZM118 230V231H117ZM146 230V231H145ZM152 230H153V232L155 231V233H153L152 232ZM170 230L172 231V233H174L175 234V236H176V233H178V231H179V235L177 236V237H179L180 235H182L181 237H184L182 240L180 239V241H177V239H176V237H174V234H172L171 232H170ZM199 230V231H198ZM240 231V232H238V231ZM45 231H47V234H46V232ZM63 231V232H62ZM108 231V232H107ZM118 233H117V232ZM120 231V232H119ZM138 231H141V232H138ZM145 231V232H144ZM169 231V232H168ZM181 231V232H180ZM245 231H247V232H250V233H247V232H245ZM257 231V232H256ZM262 231H263V235H262ZM21 234H20V233ZM38 232V233H37ZM68 232V234H66ZM71 232V233H70ZM80 232L82 233V235L80 234ZM83 232H84V234H83ZM98 232L101 234H98ZM105 232H107V233H105ZM142 232H144V233H142ZM159 232V234H157ZM228 232V233H227ZM253 232H254V234H257V235H255V237H254V235H253ZM8 233V234H7ZM22 233L23 234H26V235H22ZM29 233H30V236L28 237V235H29ZM37 233V234H36ZM45 233V234H44ZM170 233L173 235L172 237H170ZM181 233H183V234H181ZM194 233V234H193ZM197 233V234H196ZM235 233V236L233 235ZM244 233V234H243ZM245 233H247V234H245ZM21 235V240H22V242L21 243H23V245L21 246V243H18V242H20L18 239H20V236L19 235ZM28 234V235H27ZM44 234V235H43ZM76 234H77V236H79V237H77L76 236ZM96 234H98V235H96ZM120 234H122V235H120ZM208 234H209V236H208ZM7 235H9V236H7ZM37 235H39V237H37ZM51 235V236H50ZM118 235H120V236H118ZM126 235V236H125ZM159 235V236H158ZM239 235V236H238ZM248 236V238H247V236ZM261 235H262V238H261ZM15 236V239H17L18 238V236H19V238L16 240V243L14 242L15 241V239L13 238ZM26 236V238L25 239H27V241L24 239V237ZM37 238H36V237ZM40 236L42 237L41 239H44V240H42L43 242H44V245H42V241L40 242V241H38V238H40ZM54 236H56V237H54ZM58 236H59V238H58ZM75 236V237H74ZM84 236V237H83ZM95 236H97V237H95ZM103 237V239L101 240L100 239V237ZM140 236V237H139ZM146 236V237H145ZM147 236H148V238H147ZM166 236L168 237V238H166ZM192 236H194V237H192ZM203 236V237H202ZM228 236H229V238H228ZM8 237L10 238V240H8ZM33 237H35L37 240H36V242L38 241V243H35V242H32V240H34V238ZM53 237V238H52ZM71 237V238H70ZM73 237H74V240H73ZM89 237V238H88ZM121 237H123V238H121ZM136 237V238H135ZM137 237H138V239L139 240H137ZM151 237V238H150ZM162 237L164 238V239H166L165 241L162 239ZM170 237V238H169ZM225 237H226V239H225ZM4 238V239H3ZM29 238H33V239H30V240H28ZM50 238V239H49ZM79 238H81V239H79ZM96 238H97V240H96ZM110 239V240H108L107 241V239ZM114 238V239H113ZM119 238H120V240H119ZM131 238H135L134 240H130ZM146 238V239H145ZM173 238V239H172ZM180 238V237H179ZM179 238H178V240H179ZM188 240H187V239ZM207 238V239H206ZM243 238V239H242ZM249 239L250 238V240H246V241H249V242H247L246 243V241H245V239ZM252 238V239H251ZM5 239H7L8 241H7V243H3L2 242V240L4 241V242H6L5 241ZM14 239V240H13ZM23 239H24V241H23ZM49 239V240H48ZM53 239H55V240H53ZM57 239H59L58 241H57ZM65 239V240H64ZM68 239H69V241H68ZM78 239H79V241H78ZM98 239H100V240H98ZM111 239H112V241H111ZM144 239V240H143ZM171 239L173 240V243H172V241H171ZM242 239V240H241ZM12 240V242H11V244H12V246H11V244L9 245V243L8 242H10ZM48 240V241H47ZM64 240V241H63ZM82 240V241H81ZM84 240V241H83ZM86 240V241H85ZM90 240V241H89ZM104 240H106L105 242H104ZM118 240V241H117ZM223 240V241H222ZM241 242H239V241ZM18 241V242H17ZM29 241V242H28ZM30 241L32 242V243H30ZM63 241V242H62ZM66 241H67V243H66ZM88 241V242H87ZM98 241H100L99 242V244L97 245V244H95V243H98ZM135 241V243H133ZM140 241L141 242H143V243H140ZM165 242L163 245H162V242ZM202 241V242H201ZM220 241V242H219ZM238 241V242H237ZM253 241V242H252ZM15 244H14V243ZM26 242V243H25ZM49 244H48V243ZM58 242H62L63 244H65V245H62V243L60 244H58ZM94 243V244H90V243ZM102 242H104L105 244H107V245H105V244H103ZM112 243V245H110L111 243ZM115 242V243H114ZM116 242H119V244L118 243H116ZM131 242V243H130ZM137 242H139L138 244H139V246L137 245ZM150 242V243H149ZM181 242H183V243H181ZM187 242V243H186ZM238 244H237V243ZM2 243V244H1ZM30 243V246H32V247H30L31 248V250L32 251H30L29 250V246H28V249H27V246H25L24 244H26V245H28V244ZM34 243H35V246H34ZM51 243H53V244H51ZM56 243V244H55ZM84 243H85V245H86V243L88 244V245H90V246H88V245H84ZM133 243V244H132ZM145 243V244H144ZM161 243V244H160ZM179 243H180V245H179ZM187 244V245H184V244ZM249 243V244H248ZM13 244H14V246H13ZM20 245L19 247L17 246V245ZM52 245V247L51 248H53V246L55 245V247H54V250H55V252L54 251H52L51 249H50V247L49 246H45V245ZM57 244H58V246H57ZM109 244V245H108ZM125 244H128V247H127V245L126 246H124ZM154 244L156 245L157 244V246H154ZM174 244V245H173ZM206 244V245H205ZM225 244V245H224ZM239 244H240V246H239ZM242 244H244V245H246V244H248L247 246H241ZM93 247H92V246ZM100 245V246H99ZM104 246V248H103V246ZM120 246V248H119V246ZM132 245V246H131ZM135 245H137L136 247H135ZM141 245V246H140ZM143 245V246H142ZM144 245H145V247H144ZM177 245H179L178 247H177ZM184 245V246H183ZM197 245V246H196ZM208 245H210L209 247H208ZM1 246V247H2ZM16 246V247H15ZM43 246H45V248H47V247H49V248H47L48 250H49V252H50V254H49V252L47 253L45 250H47V249H44V247ZM74 246L75 247H78V248H74ZM85 246V247H84ZM112 247V246H114V250H113V247L112 248H108V247ZM150 246V247H149ZM158 246H159V248H158ZM164 246V247H163ZM165 246H167V247H165ZM194 247V248H191V247ZM230 246V247H229ZM23 247V248H22ZM33 247H36V248H33ZM72 247H73V249H72ZM83 247V248H82ZM88 247H90V249L88 248ZM95 247V248H94ZM100 247H102L103 248V252L101 251V249L102 248H100ZM115 247H117L116 249H115ZM125 247H127L126 249L127 250H130V251H128V252H125ZM131 247V248H130ZM135 247V248H134ZM144 248V250H143V248ZM171 247V248H170ZM174 247V248H173ZM185 247V248H184ZM15 249L14 251H13V249ZM27 249V251H26V249ZM81 248V249H80ZM94 248V249H93ZM119 248V249H118ZM122 248V249H121ZM134 248V249H133ZM141 248V249H140ZM161 248V249H160ZM169 248V249H168ZM177 248V249H176ZM182 248H183V251L185 252V250H186V252H185V254L188 256V254H189V256H188V258L186 257V255H183V254H181L180 252H182L183 253V251H182ZM198 250H197V249ZM238 248V249H237ZM17 249V250H16ZM21 250V249H23V250H21V254H18V250ZM33 249H35V251H33ZM44 249V250H43ZM77 249V250H76ZM79 249V250H78ZM92 249V250H91ZM98 249H100V250H98ZM112 249V250H111ZM121 249V250H120ZM132 249H133V251H132ZM146 249V250H145ZM147 249H149L148 251L149 252H151V253H146L147 252ZM172 249V250H171ZM174 249H176V250H174ZM187 249H188V251H190L189 253L187 252ZM190 249V250H189ZM233 249V250H232ZM237 249V250H236ZM242 249L245 251H243L242 253H241V251H242ZM246 249V250H245ZM0 250H1V248H0ZM25 250V251H24ZM41 250H43L44 252H42ZM47 250V251H48ZM72 250V251H71ZM74 250V251H73ZM75 250L76 251H78V252H76L75 253ZM86 250V251H85ZM91 250V251H90ZM107 250V251H106ZM117 250H119V252L117 251ZM126 250V251H127ZM152 250V251H151ZM168 250V251H167ZM208 250V251H207ZM241 250V251H240ZM13 251V252H12ZM23 251V252H22ZM41 251V252H40ZM93 251V252H92ZM95 251V252H94ZM97 251V252H96ZM99 251V252H98ZM141 251V252H140ZM156 251V253H155V256H154V253L153 252H155ZM192 251V252H191ZM240 251V252H239ZM260 251V252H259ZM13 254H12V253ZM16 252V253H15ZM24 252H26V253H30V252H33V253H30V254H27L26 255V253H25V256L24 257H26V258H24V259H22L23 258V253ZM38 253L37 255H38V257H36L35 258V256H37L36 255V253ZM52 252V253H51ZM54 252V253H53ZM65 252H67V253H65ZM70 252H71V254H70ZM108 252V253H107ZM133 252V253H132ZM239 252V253H238ZM261 252H262V254H261ZM35 253V254H34ZM40 253H44V254H40ZM46 253V254H45ZM73 253H75V254H73ZM88 253V254H87ZM102 253V254H101ZM121 254L120 256V258L119 259H121V260H119L118 259V255H116V254ZM129 253V254H128ZM146 253V255H144ZM158 253V254H157ZM188 253V254H187ZM196 253V254H195ZM232 253H234V254H232ZM253 253V254H252ZM260 253V254H259ZM16 254V255H15ZM32 254H34L33 256H32ZM47 254H49V255H47ZM54 254V255H53ZM92 254H95L94 256L92 255ZM111 254V255H110ZM115 254V255H114ZM123 254V255H122ZM149 254V255H148ZM177 255V257H176V255ZM14 255V256H13ZM19 256V259H20V261H19V259H18V257H16V256ZM31 256V257H27V256ZM40 255V256H39ZM42 255L43 256H45V255H47V256H45V257H43L42 258ZM67 255H68V257H69V255H71L72 257H69V258H67ZM88 255H90V257L88 256ZM140 255V256H139ZM142 255V256H141ZM150 255L152 256V258L153 257H155V258H153V260H152V258L150 257ZM179 255V256H178ZM182 257H181V256ZM194 255H196V256H194ZM243 255V256H242ZM50 257L51 258V260H48L49 258H47V257ZM66 258H65V257ZM76 257V259H75V257ZM86 256V257H85ZM112 256V257H111ZM165 256H167V258H166V260L165 259H163V258H165ZM185 256V257H184ZM191 256V257H190ZM245 256V257H244ZM256 256H257V258H256ZM15 258V259H17V261H19V262H16V260L15 259H13L12 260V258ZM22 257V258H21ZM80 257V258H79ZM89 257V258H88ZM109 258V259H107V258ZM140 257V258H139ZM151 258V263H150V259L149 258ZM157 257V258H156ZM158 257H162V260L159 258L158 259ZM181 257V258H180ZM195 257V258H194ZM243 257V258H242ZM32 258V259H31ZM33 258L35 259V260H33ZM56 258H57V260H56ZM59 258V259H58ZM82 258V259H81ZM84 258V259H83ZM93 258V259H92ZM94 258H96L97 260H95ZM139 258V259H138ZM144 258V259H143ZM149 260H148V259ZM180 258V260H178ZM183 258V259H182ZM185 258V259H184ZM205 260H204V259ZM241 258V259H240ZM261 258V259H260ZM25 259H27L26 260V263H25ZM31 259V260H30ZM52 259H55L54 261H53V263H52ZM66 259V260H65ZM88 259V260H87ZM125 259V260H124ZM146 259V260H145ZM154 259H156V260H154ZM231 259V260H230ZM239 259V260H238ZM256 259H257V261H256ZM3 260V261H2ZM24 262H23V261ZM47 260V261H46ZM58 260H60V261H58ZM106 260H108V261H106ZM110 260V261H109ZM122 260H124L122 263H121V261ZM143 260V261H142ZM158 260V261H157ZM12 261V262H11ZM15 261V262H14ZM22 261V262H21ZM33 261V262H32ZM88 261V262H87ZM91 261V262H90ZM105 261V262H104ZM231 261V262H230ZM252 261V262H251ZM254 261H255V263H254ZM259 261H261V262H259ZM29 262V263H28ZM56 262V263H55ZM60 262V263H59ZM70 262H68L69 264H70ZM95 262V263H94ZM130 262V263H129ZM147 262V263H146ZM157 262H159V263H157ZM36 263V264H37Z\"/></svg>",
	"mask_w": 264,
	"mask_h": 264
},
{
	"label": "bare ground",
	"instance_id": "6f19581e",
	"mask_svg": "<svg viewBox=\"0 0 264 264\" xmlns=\"http://www.w3.org/2000/svg\"><path fill=\"white\" fill-rule=\"evenodd\" d=\"M2 1H4V0H2ZM2 1H1L0 3H2ZM10 1H11V0H10ZM10 1H9V3H11ZM12 1H13V0H12ZM17 1H18V0H17ZM19 1H21V0H19ZM19 1H18V2H19ZM35 1H37V0H35ZM35 1H33V3L30 1V3H32V6H34V7H35L36 5L39 7L40 5L43 4V2L40 1L42 4L38 5V4H37L38 1H37V3H36ZM42 1H43V0H42ZM44 1H45V3H49L51 0H49V2H48V0H44ZM72 1H73V0H72ZM78 1H79V0H78ZM78 1H76V3H77ZM94 1H95V0H94ZM99 1H100V0H99ZM105 1H108V0H105ZM126 1H127V0H126ZM128 1H129V0H128ZM128 1H127V2H128ZM158 1H159V0H158ZM160 1H161V0H160ZM166 1H167V0H166ZM193 1H194V0H193ZM148 2H149V1H148ZM164 2H165V1H164ZM164 2H163V3H164ZM167 2H168V1H167ZM200 2L202 3L203 1H200ZM240 2H241V1H240ZM242 2H243V0H242ZM14 3H17L16 0H15ZM14 3H12V4H14ZM21 3H22V2H21ZM34 3H36V5H35ZM86 3H87V1H86ZM88 3H89V0H88ZM105 3H106V2H105ZM110 3H111V2H110ZM114 3H115V2H114ZM163 3H161V4H163ZM4 4H5V3H4ZM4 4H3V5H4ZM22 4H23V3H22ZM25 4H26V3H25ZM59 4H60V3H59ZM63 4H66V3H63V1H62V5H63ZM73 4H74V7H77V8H78V6L80 5L79 2H78V6H75V3H73ZM73 4H72V5H73ZM91 4H92V3H91ZM146 4H148V3H147V2L144 3V5H146ZM154 4H155V3H153V5H154ZM157 4H158V3H157ZM217 4H218V2H217ZM217 4H216V5H217ZM240 4H242V3H240ZM3 5H1L0 8H2ZM15 5L17 6V4H14V6H15ZM26 5H28L29 7H31L28 3H27ZM47 5H48V4H47ZM47 5H45L44 7H46ZM62 5H61V6H62ZM67 5H68V4H67ZM85 5H86V4H85ZM93 5H94V4H93ZM111 5H113V3H111ZM127 5H128V4H127ZM129 5H130V3H129ZM137 5H138V4H137ZM141 5H142V4H141ZM202 5H203V3H202ZM216 5H214V8H215ZM253 5H254V4H253ZM255 5H256V4H255ZM258 5H259V3H258ZM14 6L12 5V6H11L12 9H11V8H10V9H11V10H15V9H17L16 7L13 9ZM28 6L23 7V8H27ZM42 6H43V5H42ZM65 6H66V5H65ZM86 6H88V4H87ZM107 6H109L108 3H107ZM114 6H116V5H114ZM130 6H132V5H130ZM151 6H152V5H151ZM174 6H175V5H174ZM196 6H197V5H196ZM219 6H221V5H219ZM263 6H264V4H263ZM29 7H28V8H29ZM93 7L95 8V6H93ZM112 7H113V6H112ZM128 7H129V6H127L126 9H128ZM132 7H133V6H132ZM132 7H131V9H133ZM135 7H136V5L134 6V8H135ZM243 7H245V6H243ZM20 8H21V7H20ZM23 8H21V10H23ZM64 8H65V7L62 6V7H60L59 9H58V8H56V9H58V11H59L60 9L65 10ZM66 8H67V7H66ZM94 8H93V9H94ZM116 8H117V7H116ZM146 8H147V5H146ZM175 8H176V7H175ZM178 8H179V7H178ZM251 8H252V7H251ZM147 9H148V8H147ZM151 9H152V8H151ZM163 9H164V8H163ZM187 9H188V7H187ZM252 9H253V8H252ZM263 9H264V8H263ZM21 10H20V11H21ZM24 10H25V9H24ZM27 10H28V9H27ZM90 10H92V9H90ZM114 10H115V7H114ZM136 10H137V11H140V10H138L137 8L135 9V11H136ZM214 10H216V9H214ZM3 11H4V9H3ZM5 11H7V9H6ZM8 11L10 12L9 9H8ZM8 11H7V12H8ZM16 11H17V10H16ZM16 11H14L15 13H12V14L14 15V14L18 13V12H19V9H18V12H16ZM25 11H26V10H25ZM53 11H55V8H54ZM56 11H57V10H56ZM124 11H125V10H124ZM128 11H130V9H129ZM128 11H126V12H128ZM142 11H143V10H142ZM142 11H140V12H142ZM147 11H148V12H147ZM147 11L145 12V16H144L143 14H142V15H143L144 17H147V18H148V17H149V16H148V15H149V10H147ZM165 11H166V10H165ZM179 11H180V9L178 10V14H179ZM218 11H219V10H218ZM218 11H217V12H218ZM231 11H232V10H231ZM1 12H2V11H1ZM30 12H31V10L29 9V14H30ZM63 12H64V11H63ZM76 12H77V11L74 12L75 15H76ZM90 12H91V11H90ZM109 12H110V11H109ZM167 12H169V11H167ZM181 12H182V11H180V14H181ZM206 12H207V10H206ZM213 12H214V11H213ZM213 12H212V14L215 15L216 12H214L215 14H214ZM255 12H256V11H255ZM3 13H4V12H3ZM3 13L0 14V16H3ZM26 13H27V11H26L24 14H26ZM36 13H39V11H36ZM53 13H55V12H53ZM53 13H52V14H53ZM57 13H59V12H57ZM61 13H62V11L60 10V14H61ZM116 13H117V12H116ZM121 13H122V12H121ZM123 13H124V12H123ZM143 13H144V11H143ZM192 13H194V12L192 11ZM234 13H235V12H234ZM234 13H233V14H234ZM27 14H28V13H27ZM29 14H28L27 16H29ZM40 14H41V13H40ZM40 14H39V15H40ZM44 14H45V12H44ZM48 14H49V13H48ZM50 14H51V13H50ZM66 14H67V13H66ZM68 14H69V12H68ZM70 14H71V13H70ZM81 14H82V13H81ZM81 14H80V15H81ZM84 14H85V13L83 12L82 16H83ZM126 14H128V13H126ZM146 14H148V15H146ZM168 14H169V13H168ZM201 14H202V13H201ZM235 14H236V13H235ZM247 14H249V12H248ZM254 14H255V13H254ZM254 14H253V15H254ZM259 14H260V13H259ZM13 15H12L11 17H13ZM35 15H36V14H35ZM39 15H38V16L36 15V17H37L36 19H40V18H38ZM71 15H72V14H71ZM75 15H74V16H75ZM88 15H89V13H88ZM93 15H94V14H93ZM101 15H102V14H101ZM109 15H110V14H109ZM137 15H139V14L137 13ZM175 15H176V14H175ZM182 15H183V14H182ZM9 16H10V14H9ZM27 16H25V17H27ZM42 16H43V14H42ZM56 16H57V15H56ZM56 16H55V17L53 16V17L56 18ZM72 16H73V15H72ZM72 16H71V17H72ZM74 16H73V17H74ZM82 16H81L80 18H82ZM105 16H106V14H105ZM107 16H108V15H107ZM112 16L115 17L116 15L113 14ZM112 16H111V17H112ZM118 16H119V14H118ZM120 16H121V15H120ZM120 16H119V17H120ZM139 16H140V15H139ZM188 16H189V15H188ZM202 16H203V15H202ZM11 17H10V19L13 20L14 18H11ZM14 17H15V16H14ZM29 17H30V16H29ZM34 17H35V16H34ZM34 17H33V18H34ZM47 17H48V15H47ZM65 17H66V16H65ZM68 17H69V15H68ZM76 17H77V16H76ZM90 17H91V15H90ZM95 17H96V16H95ZM95 17H94V18H95ZM97 17H98V16H97ZM97 17H96V20L98 19ZM108 17H109V16H108ZM108 17H107V18H108ZM199 17H200V16H199ZM215 17H216V16H215ZM222 17H223V16H222ZM250 17H252V16H250ZM253 17H254V16H253ZM2 18H3V17H1V22H2ZM48 18H50V16H49ZM54 18H53L52 20H54ZM78 18H79V16L77 17V19H78ZM92 18H93V17H92ZM112 18H113V17H112ZM225 18H227V17H225ZM228 18H229V17H228ZM228 18H227V19H228ZM50 19H51V18H50ZM64 19H65V18H63V21H64ZM66 19H67V18H66ZM74 19H75V18H74ZM74 19H73V20L71 19L70 21L73 22ZM77 19H75V20H77ZM102 19H104V15H103V18L100 19V22L103 21ZM110 19H111V18H110ZM141 19H142V17H141ZM141 19H140V20H141ZM187 19H188V18H187ZM194 19H195V18H194ZM194 19H193V20H194ZM196 19H197V18H196ZM196 19H195V20H196ZM199 19H200V18H199ZM199 19H198V20H199ZM222 19H224V18H222ZM229 19L231 20V18H229ZM229 19H228V20H229ZM82 20H83V19H82ZM82 20H81V21H82ZM101 20H102V21H101ZM108 20H109V18H108ZM111 20H112V19H111ZM111 20H110V23H112ZM114 20H115V19H114ZM114 20H113V24H114ZM136 20H137V19H136ZM136 20H134V21H136ZM140 20H139V22H140ZM145 20H147V19L145 18ZM145 20H144V21H145ZM188 20H189V19H188ZM188 20H186V21H188ZM202 20H203V19H202ZM202 20H200V21H202ZM224 20H225V19H224ZM255 20H257V19H255ZM8 21H9V19H8ZM8 21H7V23H9ZM48 21H49V20H48ZM61 21H62V20H60V22H61ZM65 21H66V20H65ZM65 21H64V22H65ZM79 21H80V20H79ZM79 21H78V22H79ZM81 21H80V24H81ZM98 21H99V19H98ZM142 21H143V20H142ZM167 21H168V20H167ZM226 21H227V20H226ZM226 21H225V22H226ZM4 22H5V21L3 20V23H4ZM10 22H11V21H10ZM37 22H38V21H37ZM53 22H54V21H53ZM53 22H52V23H53ZM60 22H58V24H59ZM64 22H63L62 24H64ZM91 22H92V21H91ZM104 22H105V20H104ZM107 22H108V21H107ZM139 22H138V23H139ZM168 22H169V21H168ZM193 22H195V21H192V23H193ZM196 22L198 23L197 20H196ZM204 22H206V21H204ZM239 22H240V21H239ZM239 22H236V23H239ZM3 23H2L0 26H2ZM5 23H6V22H5ZM7 23H6V24H7ZM16 23H17V22H16ZM18 23H19V22H18ZM46 23H48V22H47V21L44 22V20H43V24L45 25V26H44V25L42 24V25L45 27L44 29L42 28L43 31L47 28L46 26L49 25V24L46 25ZM50 23H51V22H50ZM75 23H77V22H75ZM105 23H106V22H105ZM105 23H104V24H105ZM115 23H116V22H115ZM164 23H167V22H164ZM197 23H196V24H197ZM227 23H228V22H227ZM227 23H226V24H227ZM236 23H235L233 26H235V25L237 26ZM6 24H5V25H6ZM9 24H10V23H9ZM13 24H14V23H13ZM72 24H73V23H72ZM72 24H71V25H72ZM77 24H78V23H77ZM104 24L102 23V25H104ZM108 24H109V23H108ZM142 24H143V22H142ZM148 24H149V22H148ZM148 24H146V25H148ZM209 24H210V23H209ZM11 25H12V24H11ZM16 25H19V26H20V23H19V24H16ZM16 25H15V26H16ZM86 25H87V23H86ZM86 25H85V26H86ZM91 25H93V24H91ZM91 25H89V26H90L92 29L89 28V26L85 27V29L88 28L89 34H90L91 32L94 31L93 28H94V29H97V28H95V27H96L97 25H99V24H97L96 26H93V27H92ZM94 25H95V24H94ZM100 25H101V23H100ZM118 25H120V24H118ZM118 25H117V26H118ZM135 25H136V24H135ZM140 25H141V24H140ZM154 25H155V24H154ZM166 25H167V24H166ZM169 25H170V24H169ZM169 25H168V26H169ZM204 25H207V24L204 23ZM9 26H10V25H9ZM12 26H13V25H12ZM27 26H28V25H26L25 27H27ZM30 26H31V25H30ZM62 26H65V25H62ZM77 26H78V25H77ZM81 26H82V24H81ZM81 26L79 25L78 28L81 27ZM111 26H112V25H111ZM115 26H116V24H115ZM149 26H150V25H149ZM163 26H164V24H163ZM225 26H226V25H225ZM233 26H232V27H233ZM238 26H241V27H242V25H238ZM243 26H244V24H243ZM16 27H17V26H16ZM33 27H34V24H33ZM40 27H41V26H40ZM40 27L36 30V31H38V33H39V30L41 29ZM105 27H106V25H105ZM120 27H121V25H120ZM130 27H132V26H130ZM223 27H224V25H223ZM226 27L228 28V26H226ZM6 28L8 29L9 27L7 26ZM17 28H18V27H17ZM23 28H24V27H23ZM58 28H59L60 30H59ZM58 28H57V30H59V31H61V29L63 30V28L60 27V24H59ZM66 28H67V27H66ZM68 28H69V27H68ZM68 28H67V29H68ZM98 28H100V27L98 26ZM106 28H107V27H106ZM112 28H113V27H112ZM160 28H161V27H160ZM176 28H177V27H176ZM182 28H183V27H181L180 30H181ZM209 28H210V26L208 27V29H209ZM217 28H218V27H217ZM217 28H215V29H217ZM227 28H226V29H227ZM233 28H234V27H233ZM233 28H232V29H233ZM238 28H239V27H238ZM258 28H259V27H258ZM258 28H256V29H258ZM3 29H4V28H3V26H2V30H3ZM14 29H15V28H14ZM24 29H25V28H24ZM28 29H29V27H28ZM42 29H41V30H42ZM48 29H49V28H48ZM48 29H47V30H48ZM70 29H71V28H70ZM70 29H69V31H70ZM81 29L83 30L84 27H83V28L81 27ZM81 29H80V30H81ZM89 29H91V32H90ZM101 29H102V28H101ZM101 29H99V31H100ZM103 29H104V28H103ZM103 29H102V30H103ZM118 29H119V28H118ZM127 29H128V28H127ZM129 29H130V28H129ZM133 29H134V28H133ZM246 29H247V28H246ZM246 29H245V30H246ZM4 30H5V29H4ZM4 30H3V31H4ZM25 30L28 32V33H27V35H28V34H29V31H28L27 29H25ZM41 30H40V31H41ZM64 30H65V29H64ZM64 30H63V31H64ZM72 30H73V29H72ZM72 30H71L70 32H72ZM80 30H79V31H80ZM82 30H81V32H82ZM92 30H93V31H92ZM102 30H101V31H102ZM109 30H110V29H109ZM109 30H108V32H109ZM160 30H161V29H160ZM227 30H228V29H227ZM227 30H226V31H227ZM230 30H231V29H230ZM248 30H249V29H248ZM6 31H7V30H6ZM45 31H46V30H45ZM55 31H56V30H55ZM85 31H86V30H85ZM88 31H86V32H87V35H88ZM156 31H157V30H156ZM158 31H159V30H158ZM176 31H177V29H176ZM182 31H183V29H182ZM182 31H181V32H182ZM216 31H217V30H216ZM216 31H215V32H216ZM242 31H243V29H242ZM7 32H8V31H7ZM7 32H5V33H7ZM11 32H12V31H11ZM24 32H25V31H24ZM73 32H74V31H73ZM103 32H104V31H103ZM126 32H127V31H126ZM187 32H188V31H187ZM195 32H196V31H195ZM217 32H218V31H217ZM219 32H220V29H219ZM0 33H1V32H0ZM14 33H15V32L13 31L12 35H14ZM31 33H32V32H31ZM33 33H35V31H34ZM36 33H37V32H36ZM40 33H41V32H40ZM44 33H45V32H42V34H44ZM97 33H99V32H97ZM120 33H121V35H122V37H123L122 32H120ZM120 33H119V34H120ZM131 33H132V32H131ZM155 33H156V32H155ZM179 33H180V31H179ZM197 33H199V32L197 31ZM220 33H221V32H220ZM220 33H219V34H220ZM7 34H8V33H7ZM15 34L18 36V31H17V33H15ZM23 34H24V33H23ZM56 34H57V33H56ZM72 34H73V33H72ZM72 34H71V35H72ZM74 34H75V33H74ZM76 34H77V32H76ZM76 34H75V35H76ZM80 34H81V33H80ZM105 34H107V33H105ZM109 34H111V33H109ZM109 34H108V35H109ZM116 34H117V32H116ZM119 34H118V35H119ZM138 34L141 35L140 33H138ZM159 34H162V33L159 32L158 35H159ZM213 34H215V33H213ZM223 34H224V33H223ZM237 34H238V33H237ZM240 34H241V33H240ZM9 35H10V33H9ZM19 35H20V34H19ZM25 35H26V34H25ZM27 35H26V37H27ZM32 35H34V34H32ZM57 35H58V34H57ZM57 35H56V36H57ZM71 35H69V36L67 35V39H70V36H71ZM75 35H74V37L71 36V37L73 38V40H74V41L72 40V42H71V46L73 45L72 43L75 42V38H76ZM90 35H91V34H90ZM92 35H93V34H92ZM100 35H101V34L99 33L97 36H100ZM108 35H107V36H108ZM118 35H117V36H118ZM127 35H128V34H127ZM154 35H156V34H154ZM162 35H163V34H162ZM221 35H222V33H221ZM233 35H234V34H233ZM245 35H246V34H245ZM245 35H244V36H245ZM23 36H24V35H23ZM29 36H31V35H28V38H30ZM34 36H39V34H38V35H34ZM34 36H32V37H34ZM49 36H50V37H49L48 39H53V37H54L53 34H52V36H53L52 38H51V34H50ZM88 36H89V35H88ZM112 36H115V35L113 34ZM142 36H143V34H142ZM144 36H146V35L144 34ZM193 36H194V34H193ZM202 36H203V35H202ZM206 36H207V35H206ZM244 36H243V37H244ZM26 37L24 36L25 39H26ZM40 37H41V35H40ZM57 37H58V36H57ZM65 37H66V36H65ZM68 37H69V38H68ZM92 37H93V36H92ZM100 37H101V36H100ZM100 37H96V39H98V38H100ZM109 37H111V36L109 35ZM120 37H121V36H120ZM122 37H121V38H122ZM153 37H154V36H153ZM189 37H190V36H189ZM203 37H204V36H203ZM208 37H209V35H208L206 38L208 39ZM224 37H225V36H224ZM243 37H241V38H243ZM251 37H252V36H251ZM0 38H2V36H1ZM58 38H59V37H58ZM63 38H64V37L62 36L61 39H63ZM72 38H71V39H72ZM78 38H79V37L77 36V39H78ZM83 38H84V37L82 36V40H83ZM107 38H108V37H107ZM112 38H113V37H112ZM183 38H185V37L183 36ZM192 38L194 39L195 36L192 37ZM198 38H199V37H197V39H198ZM222 38H223V37H222ZM222 38H221V39H222ZM244 38H245V37H244ZM248 38H250V37H248ZM2 39H3V38H2ZM8 39H10V38H8ZM8 39H7V40H8ZM14 39H15V38H14ZM16 39H17V40H16ZM16 39H15L16 41L20 40V39H18V38H16ZM35 39H36V38H34V40H35ZM37 39H38V37H37ZM37 39H36V40H37ZM48 39H47V40H48ZM65 39H66V38H65ZM65 39H64V41H65ZM80 39H81V38H80ZM80 39H79V40H80ZM90 39H92V38H90ZM90 39H89V40H90ZM93 39H94V38H93ZM110 39H111V38H110ZM110 39H109V40H110ZM152 39H154V38H152ZM193 39H192V41H193ZM197 39H196V40H197ZM207 39H206V40H207ZM7 40H6V41H7ZM15 40H14V41H15ZM27 40H28V39H27ZM89 40H87V42H88ZM98 40H99V39H98ZM186 40H187V39L185 38V41H186ZM243 40H245V39H243ZM0 41H1V40H0ZM3 41H4V40H3ZM8 41H10V40H8ZM8 41H7V42H8ZM20 41H21V40H20ZM37 41H38V40H37ZM39 41H40V39H39ZM64 41H63V42H64ZM68 41H69V40H68ZM70 41H71V40H70ZM76 41H77V40H76ZM80 41H81V40H80ZM83 41H85V40H83ZM95 41H97V40H94V42H95ZM103 41H104V40H103ZM103 41H102V43L104 44ZM107 41H108V39H107ZM118 41H119V39H118ZM125 41H126V40H125ZM125 41H123V44H124ZM129 41H131V39H129ZM145 41H146V40H145ZM7 42L5 43L6 46L9 44V43H7ZM34 42H35V41H34ZM52 42H54V41H52ZM63 42H62V43H63ZM85 42H86V41H85ZM91 42H92V41H90L89 44H91ZM100 42H101V41H100ZM114 42H117V41H114ZM119 42H120V41H119ZM126 42H128V41H126ZM156 42H158V41H156ZM162 42H168V43L171 44V41H168V40H165V41H162ZM193 42H194V41H193ZM193 42H192V43H193ZM222 42H224V41H222ZM239 42H240V41H239ZM239 42H237V43H239ZM3 43H4V42H3ZM12 43H13V42H10L9 45L12 46ZM14 43H15V42H14ZM20 43H21V42H20ZM32 43H33V42H32ZM35 43H36V42H35ZM48 43L51 44V42H49V40H48ZM48 43H46V44H48ZM64 43H65V42H64ZM64 43H63V44H64ZM66 43H67V42H66ZM98 43H99V42H98ZM102 43H101V44H102ZM105 43H107V42L105 41ZM109 43H110V42H109ZM136 43H137V42H136ZM139 43H140V42H139ZM139 43H137V44H139ZM143 43H144V42H143ZM153 43H154V42H153ZM158 43H159V42H158ZM190 43H191V42H190ZM218 43H219V42H217L216 44H218ZM0 44H1V43H0ZM5 44H2V46H1V50H2L3 46H5ZM41 44H42V43H41ZM84 44H85V43H84ZM89 44H88V45H89ZM101 44H100V46H101ZM103 44H102V45H103ZM107 44H108V43H107ZM112 44H113V43H112ZM114 44H115V43H114ZM148 44H149V43H148ZM162 44H163V43H162ZM256 44H257V43H256ZM9 45H8L7 48H9ZM17 45H18V43H17ZM42 45H43V44H42ZM48 45H49V44H48ZM64 45H65L64 47L68 46V45H66V44H64ZM69 45H70V42H69ZM98 45H99V44H98ZM135 45H136V44H135ZM155 45H156V44H155ZM159 45H161V44L159 43ZM165 45H166V44H165ZM165 45H164V46H165ZM179 45L181 46V44H179ZM220 45H221V44H220ZM249 45H250V44H249ZM251 45H253V44H251ZM254 45H255V44H254ZM15 46H16V45H15ZM36 46H37V45H36ZM44 46H46V45L44 44ZM44 46H43V48H44ZM49 46H50V48H49V50H50V49H51V45H49ZM49 46H48V47H49ZM71 46H70V47H71ZM78 46H79V45H78ZM105 46H107V45H105ZM105 46H103L104 49H105ZM124 46H125V45H124ZM152 46H153V44H152ZM170 46H171V45H170ZM170 46H169V47H170ZM217 46H218V45H217ZM231 46H232V44H231ZM239 46H240V45H239ZM241 46H242V45H241ZM13 47H14V46H13ZM13 47H11V48L13 49ZM41 47H42V46H41ZM64 47L62 46V48H64ZM68 47H69V46H68ZM92 47H93V45H92ZM92 47L90 46V48H92ZM103 47H102V51H105V50L103 49ZM118 47H119V46H118ZM126 47H127V46H126ZM133 47H134V46H133ZM135 47H136V46H135ZM143 47H144V46H143ZM143 47H141V49H143L142 51H145L147 47H146V48L144 47L145 50H144ZM156 47H157V46H156ZM192 47H193V46H192ZM256 47H257V46H256ZM261 47H262V46H261ZM7 48H6V50L4 49V51H7ZM39 48H40V46H39ZM54 48H55V46H54ZM56 48H57V47H56ZM60 48H61V47H60ZM90 48H89V49H90ZM95 48H96V46H95ZM109 48H110V47H109ZM109 48H108V49H109ZM116 48H117V47H116ZM127 48H128V47H127ZM158 48H159V47H158ZM171 48H172V47H171ZM214 48H216V45H215ZM219 48H220V47H219ZM263 48H264V47H263ZM9 49H10V48H9ZM36 49H37V48H36ZM46 49H47V48H46ZM57 49H58V48H57ZM64 49H65V48H64ZM70 49H71V50H74L75 52L77 51V50H75V47L70 48ZM70 49H67V50H68L67 52H69ZM92 49H93V48H92ZM99 49H100V48H99ZM106 49H107V48H106ZM108 49H107V50H108ZM118 49H119V48H118ZM118 49H117V51H118ZM194 49H195V48H194ZM194 49H193V50H194ZM224 49L226 50V48H224ZM228 49H229V48L227 47V50H228ZM261 49H262V48H261ZM1 50H0V51H1ZM15 50H16V49H15ZM40 50H41L42 53H43L42 48H41ZM54 50H55V49H54ZM54 50H53V51L51 50V52H57V50H55V51H54ZM61 50H62V49H61ZM61 50H60V51H61ZM87 50H88V49H87ZM121 50H122V49H121ZM121 50H120V51H121ZM124 50H125V49H124ZM219 50H220V49H219ZM219 50H218V52H219ZM263 50H264V49H263ZM18 51H19V50H18ZM21 51H22V49L20 50V52H21ZM36 51H38V50H36ZM41 51H38V53L41 52ZM60 51H58V53H60ZM65 51H66V49H65ZM93 51H94V50H92V52H93ZM164 51H165V50H164ZM164 51H163V52H164ZM257 51H259V50H257ZM20 52H18V53H20ZM23 52H25V51H23ZM61 52L64 53V51H61ZM72 52H73V51H72ZM92 52H91V53H92ZM94 52H95V51H94ZM124 52H125V51H124ZM124 52H123V53H124ZM126 52H127V51H126ZM130 52H131V51H130ZM134 52H135V51H134ZM171 52H173V49L171 50ZM188 52H189V51H188ZM223 52H224V50H223ZM228 52H229V51H228ZM0 53H1V52H0ZM3 53H4V52H3ZM14 53H15V52H14ZM35 53H36V52H34V54H35ZM38 53H36V54H38ZM42 53H41V54H42ZM63 53H60V54H57V55H58V56H59V55L62 56ZM89 53H90V52H89ZM91 53H90V54H91ZM173 53H176V51L173 52ZM173 53H172V55H175V54H173ZM190 53H191V50H190ZM202 53H203V52H202ZM256 53H257V52H256ZM263 53H264V52L262 51L261 54H263ZM15 54H16L15 56H17V51H16ZM25 54H26V53H25ZM36 54H35V55H36ZM52 54H53V53H52ZM71 54H72V53H69V54H67L66 56H69V57H70ZM124 54H125V53H124ZM132 54L134 55V53H132ZM135 54H136V53H135ZM156 54H157V53H156ZM170 54H171V53H170ZM170 54H169V55H170ZM181 54L186 55V54H184V51H183V53H181ZM191 54H192V56H193V53H191ZM204 54H205V53H204ZM250 54H251V53H250ZM250 54H249V55H250ZM261 54H260L259 56H262ZM4 55H5V53H4V54L1 53V57L4 56ZM8 55H9V54L5 55V57L7 58ZM19 55H21V54H19ZM55 55H56V54H55ZM57 55H56V56H57ZM64 55H65V54H64ZM91 55H92V54H91ZM106 55H107V54H106ZM116 55H117V54H116ZM154 55H155V54H154ZM164 55H166V54H164ZM187 55H189V53H188ZM208 55H210V54H208ZM212 55H213V54H212ZM253 55L255 56V53H254ZM253 55H252V56H253ZM263 55H264V54H263ZM33 56H34V55H33ZM72 56H73V54H72ZM78 56H79V55H78ZM78 56H75V57L78 58ZM84 56H88V55H84ZM89 56H90V55H89ZM96 56H97V55H96ZM128 56H130V55H128ZM136 56H137V55H135V57H136ZM202 56H203V55H202ZM215 56L218 57L217 55H214V57H215ZM259 56H258V58H259ZM1 57H0V58H1ZM13 57H14V55H12V57L10 56L9 58L12 59ZM17 57H18V56H17ZM34 57H35V56H34ZM42 57H44V56H42ZM103 57L105 58V56H103ZM103 57H102V58H103ZM124 57H125V56H124ZM133 57H134V56H133ZM135 57H134V58H135ZM137 57H138V60H139V56H137ZM137 57H136V58H137ZM155 57H156V59H157V55H155ZM250 57H251V55H250ZM3 58H4V57H3ZM6 58H5V60H6ZM15 58H16V57H15ZM15 58H14V60H15ZM81 58H84V57H81ZM104 58H103V60H104ZM134 58H132V61H128V62H133V64H134V60H135ZM158 58H159V57H158ZM191 58H194V56L191 57ZM206 58H207V57H206ZM248 58H249V57H248ZM251 58H252V57H251ZM1 59H2V58H1ZM1 59H0V60H1ZM42 59H43V58H42ZM61 59L63 60V59H65V57H64V58H61ZM70 59H71V57L69 58V61H68V59L66 58V62H67V61L70 62ZM72 59H74V58H72ZM85 59L87 60V58H85ZM95 59H96V58H95ZM106 59H107V58H106ZM124 59H125V58H124ZM133 59H134V60H133ZM176 59H177V58H176ZM176 59L173 60L174 63H177V62H175ZM263 59H264V57H263ZM5 60L2 59V61H5ZM8 60H10V59H7L6 61H7V62H10V61H8ZM45 60H46V56H45ZM52 60H53V59H52ZM54 60H56V58H55ZM54 60H53V61H54ZM74 60H75V59H74ZM74 60H73V61H74ZM79 60H80V59H79ZM88 60H90V58H89ZM91 60H92V59H91ZM101 60H102V59H101ZM107 60H108V59H107ZM138 60H137V61H138ZM141 60H142V58H141L139 61H141ZM154 60H155V59H154ZM188 60H189V59H188ZM194 60H195V58H194ZM36 61L38 62V60H36ZM43 61H44V60H43ZM53 61H52V62H53ZM57 61H58V60H57ZM73 61H72V62H73ZM77 61H78V59H77ZM121 61H122V60H121ZM125 61H127V59H126ZM142 61H143V60H142ZM148 61H149V60H148ZM155 61H157V60H155ZM205 61H206V60H205ZM261 61H262V60H261ZM261 61H260V63H261ZM263 61H264V60H263ZM263 61H262V62H263ZM58 62H59V61H58ZM58 62H57V63H58ZM75 62H76V61H75ZM75 62H74V63H75ZM78 62H79V61H78ZM86 62H88V61H85V63H86ZM92 62H93V61H92ZM96 62H97V61H96ZM99 62L101 63V61H99ZM150 62H152V61L150 60ZM157 62L159 63V61H157ZM163 62H164V61L162 60L160 63L162 64ZM189 62H190V61H189ZM192 62H194V61L192 60ZM192 62H191V63H192ZM196 62H197V60H196ZM226 62H227V61H226ZM246 62H247V61H245V63H246ZM254 62H255V61H253V64H254ZM3 63H5V62H3ZM3 63H2V64H3ZM49 63H50V62H49ZM57 63H56V64H57ZM63 63H64V65H65V61L62 62V66H63ZM88 63H89V62H88ZM90 63H91V62H90ZM106 63H107V62H104L103 64L105 65ZM118 63H119V62H118ZM126 63H127V62H126ZM135 63H136V60H135ZM160 63H159V64H160ZM0 64H1V63H0ZM5 64H6V63H5ZM36 64H37V63H36ZM40 64H42V63H41V60H40L39 65H40ZM51 64H53V63H51ZM56 64H55V65H56ZM69 64H70V63H69ZM69 64H68V65H69ZM77 64H78V63H77ZM86 64H87V63H86ZM86 64H84V65H86ZM107 64H108V66L105 65V66H106V71H108L109 69L107 70V68H108L109 66H111L110 63H107ZM127 64H128V63H127ZM150 64H151V63H150ZM152 64H153V63H152ZM156 64H157V63H156ZM156 64H155V65H156ZM177 64H178V65H177ZM177 64H176L177 66L174 67V69L178 68L179 63H177ZM202 64H203V63H202ZM217 64H218V63H217ZM241 64H242V63H241ZM256 64H258V62L255 63V65H256ZM3 65H4V64H3ZM3 65H2V66H3ZM11 65H12V64H11ZM27 65L29 66V64H27ZM30 65L32 66V69L34 70V68H33V65H34V64L32 63V64H30ZM43 65H45V63H44ZM49 65H50V64H49ZM49 65L46 64L45 67H46V66H49ZM57 65H59V64H57ZM57 65H56V69H57ZM60 65H61V64H60ZM79 65H81L80 62H79ZM84 65H83V66H84ZM128 65H129V64H128ZM134 65H135V64H134ZM134 65H133V66H134ZM199 65H200V64H199ZM215 65H216V64H215ZM244 65H245V64H244ZM4 66H6V65H4ZM4 66L1 67V65H0V67L3 68V69H4ZM34 66H35V65H34ZM51 66H52V65H51ZM83 66H82V68H83ZM97 66H98V65H97ZM101 66H102V65H101ZM120 66H122V64H120ZM123 66H124V65H123ZM136 66H137V64H136L133 68H136ZM146 66H147V64H146L145 66H143V69H144ZM152 66H153V65H152ZM172 66H173V65L171 64V67H172ZM205 66H206V64H205ZM216 66H218V65H216ZM23 67H24V66H23ZM23 67H21V68H23ZM29 67H30V66H29ZM36 67H38V65L35 66V68H36ZM42 67H43V66H42ZM42 67H40V68H42ZM45 67H43V68H45ZM52 67H53V66H52ZM68 67H69V66H68ZM70 67H72V65H71ZM70 67H69V70H70ZM75 67H76V66H75ZM88 67H89V66H88V64H87V68H86V69H88ZM94 67H95V65H94ZM140 67H141V66H140ZM147 67H148V66H147ZM248 67H249V66H248ZM253 67H254V65H253ZM30 68H31V67H30ZM43 68H42L41 70H43ZM48 68H49V67H48ZM80 68H81V66H80ZM84 68H85V67H84ZM91 68H92V67H90V69H91ZM104 68H105V67H103V71H104ZM109 68H110V67H109ZM111 68H112V67H111ZM120 68H121V67H120ZM122 68L124 69L125 67H122ZM153 68H154V66H153ZM166 68H167V67H166ZM166 68H162L160 71H162V70L164 69V70H165V75L167 76V73H168V72H166V71H167ZM195 68L200 69V68H198L197 66H196ZM206 68H207V67H206ZM214 68H215V67H214ZM214 68H213V69H214ZM228 68H229V67H228ZM250 68H251V67H250ZM14 69H15V68H14ZM28 69H29V68H27V72H28ZM46 69H47V68H45V70H46ZM50 69H51V68H50ZM52 69H53V68H52ZM52 69H51V72H52ZM71 69H73V67H72ZM86 69H84V71H85ZM139 69H140V68H139ZM141 69H142V68H141ZM143 69L141 70L142 72H143ZM155 69H156V68H155ZM155 69H154V70H155ZM180 69H181V68H180ZM182 69H183V68H182ZM204 69H205V67H204ZM216 69H217V68H216ZM216 69H214V70H216ZM237 69H238V68H237ZM242 69H243V68H242ZM19 70H20V69H19ZM33 70L30 71V69H29L30 72H33V73H34L35 71H33ZM35 70H36V69H35ZM74 70L76 71L77 68L74 69ZM81 70H83V69H81ZM88 70H89V69H88ZM91 70H93V69H91ZM94 70H95V69H94ZM124 70H125V69H124ZM124 70H122L121 73L124 72V74H125V72H127V71H124ZM144 70H145V69H144ZM154 70H153V71H154ZM156 70H157V69H156ZM158 70H159V69H158ZM193 70H195V69H193ZM243 70H244V69H243ZM1 71H2V70H1ZM8 71H9V70H8ZM8 71H7L6 68H5L4 72L7 73ZM38 71L40 72V70H38ZM57 71H59V70H57ZM71 71H72V70H71ZM103 71H102V72H103ZM109 71H110V70H109ZM115 71H116V70H115ZM132 71H133V70H132ZM132 71H130V72H132ZM141 71H140V72H141ZM172 71H173V70H172ZM174 71H175V70H174ZM174 71H173V74H174ZM176 71H177V70H176ZM176 71H175V72H176ZM206 71H207V70H206ZM206 71H204V72L206 73ZM211 71H212V70H211ZM211 71H210V72H211ZM237 71H238V70H237ZM247 71H248V70H247ZM252 71H253V70H252ZM254 71H255V70H254ZM19 72H20V74H21V72L23 73V72H25V71L20 70V71H18V72H15V74L17 73V75L14 74V76H15V77H16V76H19V74H18ZM36 72H37V71H36ZM36 72H35V73H36ZM41 72H42V71H41ZM54 72H56V71H53V73H54ZM85 72H86V71H85ZM99 72H100V71H99ZM157 72H158V71H157ZM157 72H156V73H157ZM163 72H164V71H163ZM178 72H179V71H178ZM190 72H193V71H192V68H191V71H190ZM190 72H188V73H190ZM208 72H209V70H208ZM1 73H2V72H1ZM5 73H4V75H7V74H5ZM25 73H26V72H25ZM25 73H24V74H25ZM46 73H47V72H46ZM59 73L61 74V71H60ZM59 73H58V75H60ZM62 73H64V72H62ZM66 73H68L67 70H66ZM93 73H94V71H93ZM93 73L90 74V76H89L90 78H91V75H92ZM104 73H105V72H104ZM108 73H111V71L108 72ZM108 73H106V74H102L101 77L104 76L105 78H107V76L110 75V74L107 75ZM116 73H117V72H116ZM132 73H133V72H132ZM153 73H155V72H153ZM153 73H152V75H153ZM159 73H160V72H159ZM182 73H183L182 71L179 73V74H180V77H181ZM197 73H199V72L197 71L195 74H197ZM202 73H203V70H202ZM241 73H242V72H241ZM245 73H247V72H245ZM250 73H252V72H250ZM255 73H256V72H255ZM47 74H48V73H47ZM72 74H73V73H70V75H72ZM79 74H81V72H80ZM117 74H118V73H117ZM119 74H120V73H119ZM122 74H123V73H122ZM124 74H123V75H124ZM170 74H171V73H170ZM186 74H187V72H186ZM248 74H249V72H248ZM258 74H259V73H258ZM1 75L3 76V73H2ZM45 75H46V74H45ZM58 75L55 74V75H53V76H58ZM65 75L67 76V74H65ZM65 75H63V76H65ZM82 75H83V74H82ZM82 75H81V78H82ZM96 75H97V74H96ZM123 75L120 74L121 78L119 77V79L122 80V79H123V77H122ZM129 75H130V73H129ZM137 75H138V74H137ZM142 75H143V74H142ZM147 75H149V74H147ZM147 75H146V77H149V76H147ZM189 75H190V74H189ZM193 75H194V74H193ZM193 75H192V76H193ZM222 75H223V77H224V74H222ZM236 75H237V74H236ZM7 76H9V72H8V75H7ZM11 76H12V74H10V80H9L8 82L6 81L7 84L10 83V81L12 80V79H11V78H12ZM14 76H13V77H14ZM42 76L44 77L43 74H42ZM49 76H50V75H49ZM49 76H46V79H47V80H48L47 77H49ZM51 76H52V75H51ZM79 76H80V75H79ZM130 76H131V75H130ZM130 76H129V77H130ZM140 76H141V75H140ZM143 76H144V75H143ZM143 76H141V77H143ZM169 76H170V75H169ZM178 76H179V75H178ZM194 76H195V75H194ZM22 77H24V75H23ZM60 77H62V75H61ZM67 77L70 78L69 73H68V76H67ZM73 77H74V75H73ZM77 77H78V75H77ZM92 77H93V76H92ZM104 77H103V78H104ZM154 77H156V76H154ZM171 77H172V74H171ZM180 77H179V79H180ZM189 77H190V76H189ZM221 77H222V76H221ZM231 77H232V76H231ZM251 77H252V76H251ZM3 78H4V77H3ZM3 78H2V79H3ZM35 78H36V77H35ZM44 78H45V77H44ZM44 78H43V79L40 78V80L42 79V81L44 80V82L47 81V80L44 79ZM71 78H72V76H71ZM71 78H70V79H71ZM75 78H76V76H75L73 79H75ZM98 78H99L98 81H96V80L94 79L97 83H98L99 81L101 82V80H102V78L100 79V76H98ZM98 78H97V79H98ZM116 78H117V77H116ZM152 78H153V77H152ZM152 78H151V76H150V79H152ZM173 78H174V77H173ZM175 78H176V77H175ZM214 78H215V77H214ZM229 78H230V75H229ZM239 78H243V75H241V77L239 76ZM249 78H250V77H249ZM257 78H258V76H257ZM6 79H7V78H6ZM8 79H9V77H8ZM13 79H14V78H13ZM16 79H17V78H16ZM19 79H20V77H19ZM51 79H52V78H51ZM63 79H66V78L64 77ZM86 79H87V78H86ZM86 79H84V80H86ZM119 79H116V81H119ZM127 79H128V78H127ZM153 79H154V78H153ZM153 79H152V80H153ZM34 80H35V79H34ZM34 80H33V82H34ZM71 80H72V79H71ZM75 80H76V79H75ZM82 80H83V78H82ZM88 80H91V79L88 78ZM94 80L92 79L91 81H93V83H95ZM103 80H104V79H103ZM134 80H135V79H134ZM169 80H171V79H169ZM176 80H177V79H176ZM217 80H218V79H217ZM238 80H239V79H238ZM238 80H237V82H238ZM240 80H242V79H240ZM240 80H239V81H240ZM243 80H244V79H243ZM13 81H14V82H15V81L17 82L18 79H17V80L14 79ZM13 81H11V83H12ZM35 81H36V80H35ZM79 81H80V80H79ZM104 81H105V80H104ZM131 81H132V79H131ZM135 81H136V80H135ZM186 81H187V80H186ZM186 81H185V82H186ZM233 81H234V79H233ZM248 81H249V80H248ZM260 81H261V80H260ZM260 81H259V82H260ZM2 82H3V81H2ZM2 82L0 81V85H1V86H2ZM4 82H5V81H4ZM6 82H5V83H6ZM14 82H13V83H14ZM18 82H19V81H18ZM48 82H49V81H48ZM48 82H47V83H48ZM61 82H62V80H61ZM61 82H60V83H61ZM77 82H78V81H77ZM77 82H76V83H77ZM82 82H83V81H82ZM82 82H81V83H82ZM85 82L88 84V81H85ZM112 82H114V81L112 80ZM121 82H122V81H121ZM124 82H125V81H124ZM144 82H145V81H144ZM187 82H188V81H187ZM191 82H192V81L190 80V83L187 84V85H192ZM193 82H194V81H193ZM193 82H192V83H193ZM235 82H236V81H235ZM257 82H258V80H257ZM259 82H258V84H259ZM11 83H10V84H11ZM29 83H30V82H29ZM31 83H32V82H31ZM31 83H30V86H31ZM36 83H37V82H36ZM45 83H46V82H45ZM49 83H51V82H49ZM65 83H66V80H65V82L63 81V84H64V85H65ZM78 83L80 84V82H78ZM78 83H77V86H79V88H80V85H79ZM126 83H127V82H126ZM130 83H131V82H130ZM149 83H150V82H149ZM238 83H239V82H238ZM251 83H253V82L251 81ZM3 84H4V83H3ZM15 84H16V83H15ZM42 84H43V83H42ZM51 84H52V83H51ZM51 84H50L49 86H51ZM53 84H54L53 86H56L57 83H54V81H53ZM63 84L61 83V85H59V82H58V85H59V86H63ZM73 84H74V83H73ZM84 84H85V83H84ZM120 84H121V83H120ZM122 84H123V82H122ZM141 84H144V83H141ZM153 84H154V82H153ZM160 84H162V83H159V84H157V85H160ZM182 84H183V83H182ZM227 84H228V83H227ZM246 84H247V82H246ZM249 84H250V82L248 83V85H249ZM35 85H38V84H35ZM39 85L42 86L41 84H39ZM47 85H48V84H47ZM47 85H45V86L47 87ZM58 85H57V86H58ZM88 85H89V84H88ZM106 85H108V84H106ZM106 85H105V86H106ZM126 85L134 86V84L132 85V84H129V83L126 84ZM126 85H125V88H124V89H126V87H128V86H126ZM135 85H136V84H135ZM178 85H179V84H178ZM194 85H195V83H194ZM221 85H222V84H221ZM224 85H225V84H224ZM256 85H257V84H256ZM5 86H6V85H5ZM9 86H10V85H9ZM30 86H29V84H28V85L26 84V88H27V87H30ZM45 86H44V87H45ZM49 86H48L47 88L51 89ZM53 86H51V87H53ZM57 86H56V87H57ZM74 86H75V85H74ZM74 86H73V87H74ZM82 86H83V85H82ZM86 86H87V85H86ZM86 86H85V87H86ZM92 86H93V84H92L91 87H90L91 90H92ZM94 86H95V85H94ZM100 86H101V85H100ZM108 86H109V85H108ZM108 86H107V87H108ZM111 86H112V85L110 84L109 87L111 88ZM147 86H148V85H147ZM147 86H146V87H147ZM154 86H155V85H154ZM171 86H172V85H171ZM175 86H176V85H175ZM179 86H180V85H179ZM179 86H178V87H179ZM181 86H182V85H181ZM181 86H180V88H183L184 84H183L182 87H181ZM235 86L238 88V84L236 85V83H235ZM251 86H252V85H251ZM113 87H115V85H114ZM141 87H142V86H141ZM178 87H177V88H178ZM205 87H206V86H205ZM222 87H223V86H222ZM236 87H235V88H236ZM11 88H12V87H11ZM11 88H8V86H6V88H4L3 91H4V92H5V91H8V90H6V89H10V91H11ZM38 88H39V86H38ZM54 88H55V87H54ZM63 88H64V87H63ZM71 88H72V86H71ZM76 88H78V87H76ZM87 88H89V87H87ZM90 88H89V89H90ZM93 88H94V87H93ZM100 88H101V87H100ZM115 88L117 89V87H115ZM139 88H140V87H139ZM151 88H152V87H151ZM151 88H150V89H151ZM180 88H179V89H180ZM189 88H190V87H189ZM241 88H242V87H239V89H241ZM255 88H256V87H254L253 89H255ZM27 89H28V88H27ZM42 89H43V88H42ZM58 89H59L60 91H62L60 88H58ZM72 89L75 90L74 88H72ZM98 89H99V87H98ZM103 89L105 90L106 88H103ZM103 89H99V91H100V90L102 91ZM108 89H109V88H108ZM129 89H130V87H129L127 90H125L126 92L123 91V92H124V93H123V94H124V95H123L124 97L126 96L125 94L127 93V91H129ZM155 89H156V86H155ZM195 89H196V88H194L193 90L196 92ZM223 89H224V88H223ZM25 90H26V89H25ZM25 90H24V91H25ZM30 90H31V89H30ZM33 90H34V89H33ZM33 90H31V91H33ZM37 90H38V89H37ZM46 90H47V89H46ZM66 90H67V89H66ZM66 90H65V91H66ZM93 90H94V89H93ZM106 90H107V89H106ZM113 90H115V89L113 88ZM130 90H131V89H130ZM137 90H138V89H137ZM153 90H154V89H153ZM153 90H151V91H153ZM156 90H157V89H156ZM187 90H188V89H187ZM200 90H202V89H200ZM216 90H217V89H216ZM216 90H215V93H216ZM24 91H22V93H23ZM50 91H51V90H47V92H45V94H47V93L50 92ZM56 91H57V90H56ZM56 91H55V92H56ZM63 91H64V90H63ZM77 91H78V90H77ZM80 91H81V89H80ZM80 91H78V92L80 93ZM88 91H89V90H87L86 93H85L86 96L84 95L86 98H87V92H88ZM95 91H96V92L98 91L97 88L95 89ZM95 91H94V93H95ZM101 91H100V92H101ZM119 91H120V90H119ZM154 91H155V90H154ZM179 91H180V90H179ZM194 91L191 92V93H195ZM205 91H206V90H205ZM235 91H236V90H235ZM237 91L240 93L241 90H240V91L237 90ZM251 91H253V90H251ZM19 92H20V91H19ZM29 92H30V91H29ZM55 92H54V93H55ZM78 92H77V94L79 95ZM92 92H93V91H92ZM114 92H115V91H114ZM138 92H139V91H138ZM138 92H135V94L138 93ZM203 92H204V91H203ZM208 92L211 93L210 90H209ZM223 92H224V91H223ZM243 92H244V91H243ZM0 93H1V92H0ZM7 93H8V92H7ZM10 93H11V92H10ZM10 93H9V94H10ZM20 93H21V92H20ZM22 93H21V94H22ZM26 93H27V92H26ZM43 93H44V90H43ZM52 93H53V92H52ZM52 93H49V94L53 96ZM61 93H62V92H59V94H61ZM107 93H108V92H107ZM107 93H106V95H107ZM118 93H119V92H118ZM118 93H116V94H118ZM133 93H134V92H133ZM133 93H132V94H133ZM166 93H167V92H166ZM181 93H182V92H181ZM184 93H186L185 90H184ZM201 93H202V92H201ZM235 93H236V92H235ZM235 93H234V95H235ZM1 94H2V93H1ZM5 94H6V93H5ZM16 94H17V93H16ZM21 94H20V95H21ZM23 94H25V92H24ZM34 94H35V93H34ZM56 94H57V93H56ZM59 94H58V95H59ZM96 94H97V93H96ZM98 94H100V93H98ZM114 94H115V93H114ZM116 94H115V95H116ZM127 94H129V92H128ZM132 94H131V95H132ZM140 94H144V93H142V91H140ZM140 94H137V95H140ZM7 95H8V94H7ZM7 95H5V98L8 97ZM14 95H15V94H14ZM14 95H11V94H10V97H11V96H14ZM30 95H31V94H30ZM50 95H49V96H50ZM112 95H113V94H112ZM119 95H120V93H119ZM151 95H152V94H151ZM163 95H164V94H163ZM180 95H182V94H180ZM192 95H193V94H192ZM195 95H196V94H194V97H193V98H194L195 100H196V99H199V98H195ZM208 95H209V94H208ZM210 95H211V94H210ZM238 95H239V94H238ZM1 96H2V95H0V97H1ZM15 96H16V95H15ZM15 96H14V97H15ZM18 96H19V94H17V98H18ZM23 96H24V95H23ZM23 96H22V97H23ZM25 96H26V95H25ZM32 96H33V93H32ZM49 96H48V97H49ZM65 96H66V95H65ZM69 96H70V95H69ZM84 96H83V97H84ZM95 96H96V95H95ZM95 96H94V97H95ZM132 96H133V95H132ZM132 96H130V94H129L128 97H132ZM156 96L159 97V95H157V94H156ZM164 96H166V95H164ZM164 96H163V97H164ZM2 97H4V96H2ZM2 97H1V98H2ZM34 97H35V96H33V98H34ZM39 97H40V96H39ZM67 97H68V96H67ZM73 97H74V95H73ZM83 97H82V98H83ZM110 97H111V95H110ZM113 97H114V96H113ZM113 97H112V98H113ZM126 97H127V96H126ZM126 97H125V98H126ZM157 97H156V98H157ZM163 97H162V98H163ZM190 97H191V95H190ZM237 97H238V96H237ZM28 98H29V97H28ZM36 98H37V97H35V99H36ZM46 98H47V96H46ZM54 98H55V96H54ZM57 98H59V97H56V98H55V99L57 100V102H60V101H61V100H60L61 98L59 99L60 101H58ZM70 98H72V97L70 96ZM75 98H76V100L78 101L77 96H75ZM88 98H90V96H89ZM120 98H121V97H120ZM122 98H123V97H122ZM122 98H121V99H122ZM125 98H124V99H125ZM193 98H190V99H191L190 102H192ZM234 98H235V97H234ZM244 98H246V97H244ZM244 98H243V99H244ZM7 99H8V98H7ZM18 99H19V98H18ZM20 99H21V98H20ZM22 99H24V98H22ZM22 99H21V100H22ZM55 99H52L53 101L50 99V100H51L50 103L54 102ZM62 99H64L63 96H62ZM73 99H74V98H73ZM102 99H103V97H102ZM102 99H101V100H102ZM131 99H132V98H130V100H131ZM166 99H167V98H165V100H166ZM243 99L241 98L240 100H243ZM43 100H44V99H43ZM45 100H46V99H45ZM76 100H75V101H76ZM80 100H81V99H80ZM83 100H84V98H83ZM101 100H99V101H101ZM104 100H105V102L107 103V99H104ZM163 100H164V99H163ZM199 100H200V99H199ZM240 100H239V102H240ZM24 101H25V100H24ZM26 101H27V100H26ZM41 101H42V100H41ZM47 101H48V100H47ZM72 101H73V100H72ZM121 101H123V100H121ZM127 101H129V99H128ZM158 101H159V100H158ZM173 101H174V100H173ZM236 101H237V100H235V102H236ZM248 101H249V100H248ZM7 102H8V101H7ZM7 102H6V103H7ZM19 102H20V100H19ZM37 102H38V101H37ZM62 102H63V101H62ZM64 102H65V99H64ZM64 102H63L64 105L67 104V105L64 107V108H65L64 111H65L66 114H69L70 111H69V113H67V111H66V110H70V109H66V108L68 107V102H67V103H64ZM80 102H81V101H80ZM93 102L95 103V100H94ZM93 102H91V103H93ZM102 102H103V101H102ZM102 102H101V103H102ZM166 102H167V101H166ZM190 102H189V103H190ZM193 102H194V101H193ZM202 102H203V101H202ZM237 102H238V101H237ZM239 102H238V103H239ZM244 102H245V101H244ZM244 102H243V103H244ZM2 103H3V102H2ZM2 103H1V104H2ZM12 103H14V102H12ZM45 103H46V102H45ZM55 103H56V102H55ZM84 103H85V102H84ZM89 103H90V101H89ZM91 103H90V104H91ZM98 103H99V102H98ZM106 103H105V105H106ZM124 103H125V102H124ZM128 103H130V102H127V104H128ZM164 103H165V102H164ZM164 103H163V104H164ZM167 103H168V102H167ZM178 103H179V102H178ZM180 103H181V102H180ZM189 103H188V104H189ZM223 103H224V102H223ZM1 104H0V105H1ZM18 104H20V103H18ZM30 104H31V103H30ZM37 104H38V103H37ZM37 104H34V105H37ZM42 104H43V103H42ZM63 104H62V105H63ZM125 104H126V103H125ZM154 104H155V103H154ZM154 104H152V105H154ZM163 104H162V105H163ZM182 104H183V102H182ZM188 104H187V106L189 107L192 103H190V105H188ZM244 104H245V103H244ZM258 104H259V103H258ZM6 105H7V104H6ZM31 105H32V104H31ZM43 105H44V104H43ZM43 105H42V106H43ZM54 105H55V107H56V105H59V104H54ZM60 105H61V104H60ZM64 105H63V106H64ZM93 105H94V104H93ZM95 105H97V103H95ZM95 105H94V106H95ZM100 105H101V104H100ZM105 105H103L101 108H103ZM160 105H161V104H160ZM177 105H178V104H177ZM197 105H198V104H197ZM263 105H264V103H263ZM1 106H2V105H1ZM3 106H4V105H3ZM14 106H15V105H14ZM26 106H27V105H26ZM26 106H24V108H25ZM42 106H41V107H42ZM84 106H85V105H84ZM89 106H90V105H89ZM91 106H92V104H91ZM91 106H90V107H91ZM94 106H92V107H94ZM111 106H112V105H111ZM180 106H181V105H180ZM187 106H186V107H187ZM191 106H192V105H191ZM191 106H190V107H191ZM231 106H232V105H231ZM236 106H238V105H236ZM236 106H235V107H236ZM245 106H246V105H245ZM255 106L258 107V105H255ZM8 107H9V106H8ZM15 107H16V106H15ZM18 107H20V106H18ZM27 107H29V106H27ZM32 107H33V105H32ZM32 107H31L30 109H32ZM34 107H35V106H34ZM34 107H33V108H34ZM36 107H37V106H36ZM36 107H35L34 111L36 110ZM41 107L39 108L40 110L42 109ZM57 107H58V106H57ZM57 107H56V108H57ZM60 107H61V106H60ZM71 107H72V108L74 107L73 104H72ZM81 107H83V106L81 105ZM85 107H86V106H85ZM95 107H96V106H95ZM95 107H94V108H95ZM106 107H107V106H106ZM125 107H126V105H125ZM129 107H130V105H129ZM176 107H177V106H176ZM227 107H228V106H227ZM248 107H249V106H248ZM50 108H51V107H50ZM52 108H53V107H52ZM52 108H51V109H52ZM61 108H63V107H61ZM61 108H60V109H61ZM72 108H71V110H73ZM87 108H88V107H87ZM98 108H99V107L97 106V108H95V109L98 110ZM133 108H134V107H133ZM162 108H165V107L162 106ZM178 108H179V105H178ZM246 108H247V107H246ZM249 108H250V107H249ZM258 108H259V107H258ZM18 109H19V108H18ZM37 109H38V108H37ZM88 109H89V108H88ZM90 109H93V108H90ZM107 109H108V108H107ZM109 109H110V108H109ZM180 109H181V108H180ZM184 109H185V107H184ZM187 109H188V108H187ZM208 109H209V107H208ZM212 109H213V106H212ZM214 109H216V108H214ZM260 109H264V107H263V108H260ZM7 110H9V109H7ZM20 110H21V109H19L18 111L21 112L22 110H21V111H20ZM25 110H27V109H25ZM32 110H33V109H32ZM54 110H55V109H54ZM57 110L60 112V113L57 112V113H58L57 115H59V114H61V113L63 112L62 110H59V108H58ZM57 110H56V111H57ZM99 110H100V109H99ZM132 110H133V109H132ZM182 110H183V109H182ZM185 110H186V109H185ZM237 110H238V109H237ZM249 110H250V109H249ZM16 111H17V110H16ZM16 111H15V112H16ZM18 111H17V112H18ZM23 111H24V110H23ZM30 111H31V110H30ZM30 111H28L27 114H28ZM34 111H33V112H34ZM51 111H52V110H50V112H51ZM56 111H55V113H56ZM73 111H74V110H73ZM75 111H77V110L75 109ZM107 111H108V110H107ZM134 111H136V110H134ZM165 111H166V110H165ZM197 111H199V110H197ZM214 111H215V110H214ZM244 111L246 112V110H244ZM244 111H243V113H244ZM256 111H258V110H256ZM256 111H254L255 114H256ZM6 112H7V111H6ZM33 112H32V113H33ZM35 112H37V111H35ZM38 112H39V110H38ZM45 112H46V111H45ZM48 112H49V111H48ZM48 112L46 113V116L48 115ZM52 112H53V111H52ZM71 112H72V111H71ZM101 112H102V111H101ZM105 112H106V110H105V111L103 110V114H104ZM200 112H201V110H200ZM10 113H11V112H10ZM13 113H14V111H13ZM21 113L23 114L22 116H25V117H26V115H24L23 112H21ZM40 113H42V112H39V113H38L39 115H38L37 117H42V119L45 120V122L42 121L43 123H46L47 121H48L47 123H49V120H50V119H49V120L45 119V118L43 117V115H42V116L40 115ZM43 113H44V111H43ZM53 113H54V112H53ZM55 113H54V114H55ZM106 113H107V112H106ZM153 113H154V112H153ZM155 113H156V112H155ZM155 113H154V114H155ZM202 113H204V111H202ZM205 113H206V112H205ZM235 113L237 114V111H236ZM235 113H234V114H235ZM238 113H240V112L238 111ZM5 114H7V116H8V113H5ZM5 114H3L2 116H4ZM14 114H15V113H14ZM14 114H10V116L12 115L10 122L12 121V118H13V115H14ZM63 114H64V112H63ZM71 114L75 115L74 113H71ZM89 114H90V113H89ZM134 114H135V113H134ZM157 114H158V113H157ZM200 114H201V113H200ZM207 114H208V113H207ZM15 115H16V114H15ZM150 115H151V113H150ZM211 115H213V114H211ZM217 115H218V114H217ZM217 115H216V116H217ZM244 115H245V113H244L243 116H241V117H245ZM247 115H248V113H247ZM258 115H260V114H258ZM19 116H20V115H19ZM19 116H17V117H19ZM32 116H33V115H32ZM46 116H45V117H46ZM52 116H53V114H52ZM55 116H56V115H55ZM55 116H54V119H55ZM59 116H60V115H59ZM63 116H64V115H63ZM71 116H72V115H71ZM71 116L69 115V117H71ZM86 116H87V115H86ZM89 116L93 117L92 115H89ZM191 116H192V115H190L189 117H187L188 119H190V121H191V118H190ZM198 116H199V114H198ZM208 116H209V115H208ZM208 116H207V117H208ZM253 116H254V115H253ZM15 117H16V116H15ZM15 117H14V119H15ZM25 117H24V118H25ZM27 117H28V116H27ZM29 117H30V116H29ZM34 117H36V116H34ZM48 117L50 118V115H49ZM48 117H46V118H48ZM56 117H58V116H56ZM66 117H67V115H66ZM124 117H125V116H124ZM130 117H131V116H130ZM134 117H135V116H134ZM134 117H133V118H134ZM203 117H205V115H204ZM210 117H211V116H210ZM229 117H230V116H229ZM236 117H237V116H236ZM1 118H3V117H1ZM21 118H23V117H21ZM24 118H23V119H24ZM30 118H31V117H30ZM32 118H33V117H32ZM63 118H64V117H63ZM96 118H97V117H96ZM108 118H109V117H108ZM126 118H127V117H126ZM234 118H235V117H234ZM19 119H20V117L18 118V121L20 122ZM26 119H27V118H26ZM51 119H53V118L51 117ZM59 119L61 120L62 117L59 118ZM105 119H106V116H105L104 120H105ZM121 119H123V117H121ZM124 119H125V118H124ZM158 119H159V118H158ZM158 119H156V120H158ZM193 119H194V118H193ZM254 119H256V118L254 117ZM258 119H260V118H258ZM258 119H256V120L258 121ZM3 120H4V119H3ZM3 120H2V121H3ZM15 120H16V119H15ZM21 120H22V119H21ZM38 120H39V119H38ZM46 120H47V121H46ZM60 120H59V122H60ZM62 120H63V119H62ZM78 120H79V119H78ZM78 120H77V123H78ZM86 120H88V121H90V122H93V123H94V121H95V120H94V121H93V120H92V121L89 120L88 117H87ZM108 120H109V119H108ZM130 120H131V119H130ZM159 120H160V119H159ZM172 120H173V119H172ZM238 120L240 121L239 118H238ZM54 121L56 122L57 119L54 120ZM63 121H64V120H63ZM99 121H100V120H99ZM124 121H125V120H124ZM154 121H155V120H154ZM177 121H178V120H177ZM190 121H189L188 123H190ZM0 122H1V121H0ZM3 122L5 123V121H3ZM10 122H9V123H10ZM12 122H13V121H12ZM64 122H66V121H64ZM64 122H63V124H64ZM81 122L83 123V122H85V121L82 120ZM81 122H79V124H81ZM90 122H89V123L87 122V124H90V125L93 124V123H90ZM95 122H96V121H95ZM100 122H101V121H100ZM111 122H114V121L111 120ZM111 122H110V123H111ZM121 122H122V120L120 121V123H121ZM133 122H136V120H134ZM156 122H157V121H156ZM164 122H165V121H164ZM172 122H173V121H172ZM172 122H171V123H172ZM180 122H181V120L179 121V123H178L177 125H180V124L182 123V122H181V123H180ZM1 123H2V122H1ZM1 123H0V124H1ZM13 123H14V122H13ZM16 123H17V122H16ZM47 123H46V124H47ZM60 123H62V122H60ZM70 123H72V122H70ZM70 123H69V124H70ZM108 123H109V122H108ZM118 123H119V122H118ZM158 123H159V122H158ZM183 123H185V122L183 121ZM183 123H182V124H183ZM234 123H237V122H234ZM19 124H20V123H19ZM36 124H37V123H36ZM39 124L41 125V127L44 125V124L42 125V123H40V121H39ZM51 124H52V123H51ZM57 124L59 125V123H56V125H57ZM72 124H73V123H72ZM116 124H117V123H115V125H116ZM174 124H176V123H174ZM216 124H217V123H216ZM226 124H227V123H226ZM13 125H14V124H13ZM24 125H25V124H24ZM32 125H33V124H32ZM48 125H50V123L47 124V126H48ZM53 125H55V124H53ZM56 125H55V126H56ZM60 125H61V124H60ZM67 125H68V124H67ZM83 125H84V124H83ZM97 125L99 126V122H98ZM97 125H96V127H95V126H94V127L98 129ZM100 125H101V123H100ZM112 125H113V123H112ZM161 125H162V123H161ZM164 125H165V124H164ZM166 125H168V124L166 123ZM166 125H165V126H166ZM177 125H176V126H177ZM189 125H192V123L189 124ZM201 125H202V124H201ZM217 125H219V123H218ZM7 126H8V125H7ZM20 126H22V125H20ZM27 126H28V125H27ZM29 126H30V125H29ZM37 126H39V125H37ZM51 126H52V125H51ZM51 126H48V127H51ZM68 126H69V125H68ZM72 126H73V125H72ZM113 126H114V125H113ZM153 126H154V125H153ZM155 126H156V125H155ZM212 126H213V125H212ZM262 126H263V125H262ZM262 126L260 125V127H262ZM12 127H13V126H12ZM22 127H23L22 129L18 130V131L21 132V133H19V135L22 134V130L24 129V126H22ZM43 127H44V126H43ZM58 127H60V126H58ZM65 127H66V125H65ZM70 127H71V126H70ZM73 127H74V126H73ZM73 127H72V128H73ZM83 127H84V126H83ZM83 127H80V126H79V128H78V126H77L78 130H79L80 128H83ZM94 127H92V128H94ZM100 127H101V126H100ZM170 127H171V126H170ZM189 127H190V126H189ZM213 127H214V126H213ZM238 127H239V125H238ZM6 128H7V127H6ZM13 128H14V127H13ZM13 128H12V129H13ZM18 128H19V127H18ZM25 128H26V126H25ZM53 128H54V126H53ZM56 128H57V127H56ZM85 128H86V127H85ZM90 128H91V127H89V129H90ZM113 128L115 129V126H114ZM113 128H112V129H113ZM166 128H168V127H166ZM198 128H199V127H198ZM258 128H259V127H258ZM15 129H16V131H17V127H16ZM57 129H59V128H57ZM64 129H65V128H64ZM68 129H69V128H68ZM75 129H76V128H75ZM99 129H100V128H99ZM108 129H109V128H108ZM114 129H113V130H114ZM116 129H117V128H116ZM119 129H120V128H119ZM126 129H127V128H126ZM126 129L124 130V134H125ZM162 129H163V128H162ZM204 129H205V128H203V130H204ZM233 129H235V128H233ZM262 129H263V128H262ZM1 130H2V129H1ZM5 130H6V129H5ZM34 130H36V129H34ZM40 130H41V129H40ZM53 130H54V129H53ZM121 130H123V129H121ZM121 130H119V131H121ZM160 130H161V129H160ZM163 130H164V129H163ZM163 130H161V131H163ZM170 130H171V128H170ZM170 130H169V131H170ZM175 130H177V129H175ZM217 130H218V129H217ZM247 130H249L248 127H247ZM3 131H4V130H3ZM3 131H2V132H3ZM31 131H32V129H31ZM31 131H29V133H32ZM42 131H44V130L42 129ZM42 131H41L40 133H42ZM62 131H63V130H62ZM85 131H86V129H85ZM95 131H96V130H95ZM95 131H94V133H96ZM100 131H101V130H100ZM115 131H116V130H115ZM130 131H131V130H130ZM130 131H129V133L131 134L132 131H131V132H130ZM36 132H39V129H38V131L36 130ZM54 132H55V131H54ZM68 132H69V130H68ZM72 132H74V131H72ZM83 132H84V130H83ZM92 132H93V131H91V133H92ZM97 132H98V131H97ZM111 132H112V131H111ZM167 132H168V131H167ZM170 132H171V131H170ZM181 132H182V131H181ZM204 132H205V131H204ZM218 132H219V131H218ZM8 133H9V132H8ZM14 133H15V132H14ZM70 133H71V132H70ZM74 133L76 134V131H75ZM79 133L82 134L81 129H80V132H79ZM102 133H103V132H102ZM114 133H116V132H114ZM122 133H123V132L121 131V135H120L121 137L124 136V134H122ZM127 133H128V132H127ZM127 133H126V134H127ZM129 133H128V134H129ZM137 133H139V132H137ZM151 133H152V132H151ZM151 133H150V134H151ZM162 133H164V132H162ZM171 133H173V132H171ZM175 133H176V131H175ZM195 133H196V132H195ZM254 133H255V132H254ZM260 133H261V131H257V130H256L255 135H256V134H259V136H260ZM9 134H10V133H9ZM12 134H13V133H12ZM24 134H25V133H24ZM24 134H23V135H24ZM27 134H28V133H26V137H28ZM33 134H35V133L33 132L32 135L30 134L31 138H32ZM42 134H43V133H42ZM42 134H40V137H41ZM46 134H47V133H46ZM58 134H59V133H58ZM68 134H69V133H67V135H68ZM104 134H105V133H104ZM112 134H113V133H112ZM128 134H127V135H128ZM159 134L161 135V133H159ZM189 134H190V133H188V135H189ZM247 134L250 135L251 133H247ZM35 135H36V134H35ZM35 135H34V136H35ZM44 135H45V134H44ZM44 135H43V136H44ZM61 135H62V134H61ZM63 135H64V134H63ZM78 135H80V134H77V136H78ZM85 135H86V134H84L83 136L87 138V136H85ZM95 135H96V134H95ZM105 135H107V134H105ZM108 135H109V134H108ZM118 135H119V134H118ZM122 135H123V136H122ZM127 135H126V136H127ZM133 135H134V134H131V137H130V138H132ZM135 135H137V136H135V137L138 138V134H135ZM140 135H141V134H140ZM156 135H158V134H156ZM160 135H159V138L162 136V135H161V136H160ZM170 135H171V134H170ZM184 135H185V134H184ZM241 135H242V134H241ZM241 135H240V136H241ZM255 135H252V136H251L252 139H253V141H250V142H249V143L252 142L251 145H250V148H252V147H251L252 144H254V143L256 144V142H255V141H256V140H255V137L257 138L258 135H256V136H255ZM34 136H33V137H34ZM43 136H42L41 138H43ZM69 136H70V135H69ZM75 136H76V135H75ZM83 136H82V137H83ZM89 136H90V135H89ZM96 136H97V135H96ZM102 136H103V134H102ZM102 136H101V137H102ZM207 136H209V135H207ZM261 136L264 138V136H263L262 134H261ZM17 137H18V136H17ZM17 137H16V138H17ZM38 137H39V133H38L37 138H38ZM40 137H39V138H40ZM53 137H54V136H53ZM66 137H68V136L65 135V138H66ZM78 137H79V136H78ZM101 137H99V140H100V139L102 140V138H103L104 136H103L102 138H101ZM105 137H106V136H105ZM118 137H119V136H117L116 138H118ZM121 137H120L119 140H121ZM127 137H128V136H127ZM135 137H134V138H135ZM139 137H140V136H139ZM148 137H150V136L148 135ZM186 137H188V136L186 135ZM193 137H195V136L193 135ZM243 137H244V136H243ZM243 137H242V138H243ZM262 137H261V138H262ZM9 138H12V137L10 136ZM9 138H8V139H9ZM14 138H15V137H14ZM24 138H25V137H23V142H24V143H25V141H24L25 139H26V140H29V137H28V139H27V138L24 139ZM31 138H30V139H31ZM41 138H40V139H41ZM55 138H57V135H56ZM59 138H60V137H59ZM63 138H64V136H63ZM63 138H62V139H63ZM97 138H98V136L96 137V139H97ZM123 138H124V137H123ZM123 138H122V139H123ZM134 138H132V140H133ZM140 138H141V137H140ZM180 138H181V137H180ZM180 138H179V139H180ZM197 138H198V137H197ZM197 138H196V139H197ZM19 139H20V137H19ZM62 139H61V141L64 142V140H62ZM66 139H67V140H66V142H67V141L70 140L71 138L68 137V138H66ZM76 139H78V138H76ZM89 139H90V137H89ZM89 139H88V140H89ZM103 139H104V138H103ZM138 139H139V138H138ZM141 139H142V138H141ZM150 139H151V138H150ZM157 139H158V138H157ZM162 139H163V138H162ZM173 139H174V138H172V140H173ZM183 139H184V138H183ZM196 139H195V141H196ZM199 139H200V138H199ZM202 139H203V141H204V137H203ZM205 139H206V138H205ZM238 139H239V138H238ZM240 139H241V137H240ZM247 139H248V138H246L245 140H247ZM6 140H7V139H6ZM36 140H37V139H36ZM43 140H44V143H43L44 145H45V143L47 144V142H45V140H46V141H50V144H51V143L54 144V142H55V139H52V140H51V137H50L49 139H45V138H44ZM53 140H54V142H53ZM59 140H60V139H59ZM59 140H57V141H59ZM71 140H72V139H71ZM78 140H79V139H78ZM101 140H100V141H101ZM105 140H106V139H105ZM119 140H118V142H119ZM129 140H131V139H129ZM132 140H131V142H132ZM160 140H161V139H160ZM168 140H169V139H168ZM168 140H166L165 142H167ZM170 140H171V139H170ZM234 140H237V139L234 138ZM243 140H244V139L239 140V141H241V143H242ZM245 140H244V141H245ZM259 140H261V139L258 138V141H257V142H259ZM4 141H5V140H4ZM10 141H11V140L9 139V140L6 141V143H9ZM13 141H14V140H13ZM19 141L22 142V140H19ZM51 141H52V142H51ZM57 141H56L57 144H55V145H58V147H59L60 144H58ZM91 141L94 142V141H95V138H94V140L92 139ZM100 141L98 142L99 144L101 143ZM102 141H104V140H102ZM106 141H107V140H106ZM121 141H122V140H121ZM133 141H134V140H133ZM173 141H174V140H173ZM180 141H182V139H181ZM185 141H186V140H185ZM185 141L183 140L182 143L185 142ZM205 141H206V140H205ZM213 141H214V139H213ZM225 141L227 142L228 140L226 139ZM244 141H243V144H245ZM248 141H249V140H248ZM26 142H27V141H26ZM38 142H40V141L38 140ZM41 142H42V140H41ZM59 142H60V141H59ZM77 142H78V141H77ZM79 142H80V140H79ZM118 142H115V143H117V146L122 147L123 145H118ZM128 142H130V141H128ZM136 142H138V140H137ZM136 142H134V143H136ZM140 142H142V141H140ZM165 142H163V143L165 144ZM175 142H176V141H175ZM196 142H197V141H196ZM198 142H199V141H198ZM198 142H197V143H198ZM1 143H3V142H1ZM11 143H12V141H11ZM11 143H9V144H11ZM27 143H28V142H27ZM64 143H65V142H64ZM69 143H75V141H70ZM69 143H68V147H69ZM104 143H105V141H104ZM167 143H168V142H167ZM31 144H33V143H31ZM48 144H49V143H48ZM90 144H91L90 146H92L93 144L95 145V144H97V143H93V144L90 143ZM101 144H102V147H103V149H104V148H105L104 145H106V143H105V144L101 143ZM130 144H133V143H130ZM183 144H184V143H183ZM189 144H190V143H189ZM227 144H228V143H227ZM227 144H226V145H227ZM231 144H233L232 140H231L230 145H231ZM2 145H3V144H2ZM6 145H7V144H6ZM13 145H15V144H13ZM26 145H27V144H26ZM29 145H30V144H29ZM35 145H36V144H35ZM39 145H40V144H38V146H39ZM44 145H43V146H44ZM51 145H52V144H51ZM74 145H75V144H74ZM78 145H79V143H78ZM134 145H135V144H134ZM136 145H137V144H136ZM136 145H135V146H136ZM141 145H142V144H141ZM166 145H167V146H165V148H167V147L169 148V143L166 144ZM210 145H211V144H210ZM210 145H209V146H210ZM228 145H229V144H228ZM234 145H235V144H233V146H234ZM263 145H264V144H262V147H264ZM7 146H8V145H7ZM11 146H12V145H11ZM15 146H17V145H15ZM43 146L40 145L39 148H42ZM45 146H46V145H45ZM45 146H44V147H45ZM53 146H54V145H53ZM64 146H65V145H63L62 149H63V148H64V149L66 148V147H64ZM66 146H67V145H66ZM70 146H72V145L70 144ZM95 146H96V145H95ZM95 146H94V147H95ZM99 146H100V145H99ZM130 146H131V145H130ZM144 146H145V145H144ZM161 146H162V145H161ZM184 146H185V144H184ZM188 146H189V145H186V146L184 147V150H182V151H188V150H186V147H188ZM209 146H208V147H209ZM224 146H225V144H223V147H224ZM238 146L240 147V145H238ZM238 146L234 147V149H235V148L238 149ZM242 146H243V145H242ZM3 147H4V146H3ZM3 147H2V148H3ZM9 147H10V145H9ZM29 147H30V146H29ZM29 147H28V148H29ZM31 147H32V145H31ZM33 147H34V146H33ZM33 147H32V148H33ZM36 147H37V146H36ZM36 147H35V148H36ZM54 147H55V146H54ZM68 147L66 148V150H68ZM73 147H74V146H73ZM75 147H76V145H75ZM75 147H74V148H75ZM96 147H98V146H96ZM102 147H101V149H102ZM106 147H107V146H106ZM123 147H124V146H123ZM138 147H139V145H138ZM138 147L136 146V147L134 148V146H133V148H134L135 150H136V148H137V150H138L137 153L139 152ZM145 147H146V146H145ZM182 147H183V145H182ZM203 147L206 148L207 146H203ZM223 147H221V148H223ZM230 147H232V146H230ZM253 147H255V146H253ZM256 147H257V144H256ZM256 147H255V149L258 150V149L261 147V145H260L258 148H256ZM4 148H5V147H4ZM6 148H7V147H6ZM10 148H13V150H14L15 147L12 146V147H10ZM55 148L57 149V146H56ZM59 148H61V147H59ZM59 148H58V149H59ZM70 148H71V147H70ZM74 148H72V150H73ZM115 148H116V147H115ZM115 148H114V149H115ZM131 148H132V147H131ZM170 148H171V147H170ZM174 148H176V147H174ZM174 148H173V149H174ZM190 148H191V147H190ZM190 148H189V149H190ZM197 148H198V147H197ZM217 148H218V147H217ZM227 148H228V146H227ZM227 148H226V149H227ZM241 148H242V149H241ZM241 148H240V149L243 150V147H241ZM44 149H45V148H44ZM58 149H57V150H58ZM62 149H60V150H62ZM76 149H77V148H76ZM76 149H74V151H73V152H75V154L77 153V152H76V151H77ZM85 149H86V148H85ZM112 149H113V148H112ZM117 149H120V148H117ZM134 149H133V150H134ZM192 149H194V147H193ZM203 149H204V148H203ZM207 149H208V148H207ZM209 149H211V147H209ZM230 149H231V151L233 152V155H234V156H230V159H229V160H230V165H229V166L233 167V169H232L231 167H230V169H232V170H234V169H236V168L239 169V165L241 164V163H240L241 161H242V164H243V160H244V159H243V156H244V155H243V154H239V152H237L236 149H235V151L232 150L233 148H230ZM255 149H254L253 151H255ZM2 150H3V149H2ZM2 150H0V153H1ZM4 150H8V149H4ZM4 150H3V151H4ZM13 150H10V151H13ZM17 150H18V149H17ZM31 150H32V149H31ZM34 150H36V149H34ZM41 150H42V149H41ZM41 150H40V151H41ZM46 150H47V149H46ZM46 150H45V151H46ZM66 150H65V152H66ZM86 150H87V149H86ZM86 150H85V151H86ZM88 150H89V149H88ZM91 150H92V149H91ZM94 150H97V149L94 148ZM99 150H100V148H99ZM99 150H98V151H99ZM104 150H105V149H104ZM115 150H116V149H115ZM121 150H123V151H128V153H129V151H130L129 149H128V150H127V149L124 150V148H123V149L121 148ZM121 150H120V151H121ZM144 150H146V148H145ZM190 150H191V149H190ZM190 150H189V151H190ZM212 150H213V149H212ZM8 151H9V150H8ZM10 151H9V152H10ZM15 151H16V150H15ZM26 151H27V150H26ZM36 151H37V150H36ZM43 151H44V150H43ZM63 151H64V150H63ZM78 151H79V148H78ZM85 151H84V152H85ZM98 151H97V152H98ZM106 151H107V150H106ZM106 151H105V152H106ZM140 151H141V150H140ZM142 151H143V150H142ZM195 151H196V149H195L194 151H192V153L195 152ZM215 151H216V150H215ZM238 151H239V150H238ZM244 151H245V149H244ZM244 151H243V152H244ZM259 151H261V148L259 149ZM4 152H5V151H4ZM13 152H14V151H13ZM13 152H12V153H13ZM17 152L19 153V150H18ZM31 152H33V151H31ZM38 152H39V149H38ZM38 152H36V153H38ZM41 152H42V151H41ZM46 152H47V151H46ZM56 152H57V151H56ZM61 152H62V151H61ZM68 152L70 153V151H68ZM73 152H71V153H73ZM84 152H83V153H84ZM86 152H87V151H86ZM86 152H85V153H86ZM101 152H102V151H101ZM103 152H104V151H103ZM103 152H102V153H103ZM105 152H104V153H105ZM118 152H119V151H118ZM118 152H117V155H118ZM135 152H136V151H135ZM169 152H170V151H169ZM171 152H173V151H171ZM209 152H210V151H209ZM212 152H214V151H211V153H212ZM216 152H217V151H216ZM256 152H258V151H255L254 153H256ZM12 153H8V154L11 155ZM15 153H16V152H15ZM29 153H30V150H29ZM42 153H43V152H42ZM42 153H40V154L42 155ZM58 153H60V152H58ZM62 153H63V152H62ZM85 153H84V156H85ZM102 153H101V154H102ZM104 153H103V155H104ZM106 153H107V152H106ZM124 153H125V152H124ZM126 153H127V152H126ZM137 153H135V154L137 155ZM139 153H140V152H139ZM144 153H145V152H142V154H144ZM147 153H148V150L146 151V154H147ZM165 153H166V152H165ZM173 153H174V152H173ZM173 153H172V154H173ZM176 153H177V152H176ZM176 153H175V154H176ZM182 153H184V152H182ZM241 153H242V152H241ZM260 153H261V152H260ZM19 154H21V153H19ZM19 154H18V155H19ZM30 154H31V155H30ZM30 154H29V155L32 156V153H30ZM40 154H39V155H40ZM46 154H48V153H45L44 155H46ZM49 154H50V153H49ZM64 154H65V153H64ZM66 154H67V153H66ZM80 154L82 155V153H80ZM80 154H79V155H80ZM93 154H94V152H93ZM115 154H116V151H115ZM119 154H122V155H123L122 151H121V153H119ZM129 154H130V153H129ZM132 154H133V153H132ZM146 154H145V155H146ZM148 154H149V153H148ZM148 154H147L146 156H148ZM180 154H181V153H180ZM184 154H187V152H185ZM194 154H195V153H194ZM212 154H213V153H212ZM212 154H211V155H212ZM214 154H215V153H214ZM238 154H239V155H238ZM244 154H245V153H244ZM2 155H3V154H2ZM12 155L15 156L14 154H12ZM25 155H26V157L29 156V155H27L26 153L24 154V156H25ZM44 155H42V156H44ZM55 155H56V153H55ZM89 155H90V157L92 156L91 154H89ZM99 155H100V153H99ZM107 155H108V153H107ZM127 155H128V154H127ZM140 155H141V154H140ZM140 155H139V156H140ZM149 155L152 157L151 154H149ZM189 155H190V154H189ZM199 155H200V154H199ZM199 155H196V156H199ZM201 155H202V154H201ZM203 155H204V154H203ZM231 155H232V154H231ZM256 155H257V154H256ZM0 156H1V155H0ZM4 156H5V153H4ZM4 156H2V157H4ZM13 156H12V158H13ZM16 156H17V154H16ZM16 156H15V157H16ZM30 156H29L28 158H30ZM34 156H35V154H34ZM34 156H33V159H34ZM36 156H37V154H36ZM42 156H41V157L39 156L40 159L42 158ZM56 156H57V155H56ZM63 156H64V155H63ZM63 156H62V158H63ZM65 156H66V155H65ZM100 156H101V155H100ZM100 156H99L100 159H99L98 156H97V157H96V158H97L96 160H98V161H99V160H102L103 157H104L103 159H105V156H103V157H100ZM115 156H116V155H115ZM141 156H142V155H141ZM141 156H140V157H141ZM143 156H144V155H143ZM165 156H166V155H165ZM207 156H208V155H207ZM2 157H1V158H2ZM7 157H8V158H11V157H9V156H7ZM15 157H14V158H15ZM26 157H25V158H26ZM45 157H46V159H48V157H50V156H49V155H48V156L46 155ZM58 157H59V155H58L55 159H58ZM60 157H61V156H60ZM60 157H59V159H60ZM79 157H80V156H79ZM79 157H78V159H79ZM81 157H82V156H81ZM81 157H80V159H81ZM119 157H120V156H119ZM121 157H122V156H121ZM121 157H120V158H121ZM125 157H126V156H125ZM131 157H132V156H130V159H129V160H132V161H133V159L136 160V159H135L136 156H135L134 158H132V159H131ZM140 157H139V158H140ZM182 157H183V155H182ZM199 157H200V156H199ZM201 157H202V156H201ZM201 157H200V159L203 160V158H201ZM211 157H213V155H212ZM211 157H210V158H211ZM245 157H246V155H245ZM256 157H257V156H256ZM4 158H6V157H4ZM4 158H3V160H5ZM12 158H11V160H10V163H11L12 160L14 159V158H13V159H12ZM25 158H21V159L19 158V159L22 160V159H25ZM50 158H53V157H50ZM64 158L66 159L67 156L64 157ZM64 158H63V159H64ZM68 158H69V155H68ZM68 158H67V160H68ZM85 158H86V157H84V159H85ZM87 158H88V157H87ZM92 158H94V156L91 157V160H92ZM106 158L108 159V158H109V155H108V157H106ZM137 158H138V157H137ZM145 158H147V157H145ZM145 158H144V159H145ZM148 158H149V160L151 161L150 157H148ZM167 158H168V157H167ZM185 158H187V156H186ZM195 158H196V157H195ZM195 158L193 157V159H195ZM204 158H205V157H204ZM228 158H229V157H228ZM19 159H18V160H19ZM30 159H31V158H30ZM33 159H32V160H33ZM40 159H39V161H42V163H43V160H40ZM63 159H61V160H63ZM75 159H76V157H75ZM75 159H74V160H75ZM78 159H77L76 161H78ZM107 159H105V160H107ZM123 159H124V158H123ZM123 159H122V160H123ZM140 159H142V158H140ZM200 159H197V160H200ZM206 159H207V158H206ZM206 159H204V161H205ZM246 159H247V157H246ZM246 159H245V160H246ZM6 160H7V158H6ZM6 160H5V161H6ZM8 160H9V159H8ZM8 160H7L6 162H9ZM50 160H51V159H50ZM50 160H47V162L50 161ZM70 160H71V159H70ZM96 160H95V161H96ZM108 160H109V159H108ZM108 160H107L106 162L103 161V160H102V161L105 162V163L109 166V164H108ZM117 160H118V159H117ZM122 160H121V161H122ZM145 160H147V159H145ZM149 160H148V161H149ZM219 160H220V159H219ZM219 160H218V162H220ZM0 161H1V159H0ZM15 161H16V160H15ZM24 161H25V160H24ZM28 161H29V160H27V163H28ZM34 161H35V160H34ZM34 161H32V163H33ZM36 161H37V163H38V159H37ZM53 161H54V160H53ZM57 161H58V160H57ZM65 161H66V160H65ZM80 161H82V160H80ZM83 161H84V160H83ZM85 161H87V160L85 159ZM89 161H90V160H89ZM95 161H94V163H95ZM102 161H101V162H102ZM119 161H120V159H119ZM208 161H209V159H208ZM210 161H211V160H210ZM246 161H247V160H246ZM246 161H245V162H246ZM1 162H2V161H1ZM16 162H17V161H16ZM22 162H23V160H22ZM63 162H64V161H63ZM72 162H73V161H72ZM74 162H75V161H74ZM78 162H79V161H78ZM90 162H93V161H90ZM113 162H114V161H113ZM123 162H124V160H123ZM128 162H129V161H128ZM133 162H134V161H133ZM140 162H141V161H140ZM140 162H139V163H140ZM142 162H143V161H142ZM181 162H182V160H181ZM183 162H184V160H183ZM13 163H15V162L13 161ZM30 163H31V161H30ZM32 163H31L30 165H32L33 167L36 168V166H34V163H33V164H32ZM35 163H36V162H35ZM40 163H41V162H40ZM40 163H39V165H40ZM44 163H45V161H44ZM59 163H60V162H59ZM61 163H62V162H61ZM61 163H60V164H61ZM82 163H83V162H82ZM86 163H87V162H86ZM98 163H100V161H99ZM98 163H97V164H98ZM109 163H110V160H109ZM131 163H132V162H131ZM135 163H136V162H135ZM143 163H145V161H144ZM186 163H187V162H186ZM188 163H189V162H188ZM190 163H191V162H190ZM193 163H195V162L193 161ZM5 164H7V163H5ZM25 164H26V163H25ZM49 164H50V163H49ZM51 164H52V163H51ZM51 164H50V165H51ZM56 164L59 165L58 163H56ZM70 164H71V163H70ZM70 164H69V165H70ZM73 164H74V163H73ZM76 164H77V163H76ZM83 164H85V163H83ZM83 164H79V165H80V166H83ZM97 164H96V165H97ZM102 164H104V163H102ZM120 164H121V163H120ZM122 164H123V166H124L125 163H122ZM128 164H130V163H128ZM128 164L125 165V166L127 167ZM133 164H134V163H132V165H133ZM149 164H150V163H149ZM152 164H153V162L151 163V166H152ZM171 164H172V163H171ZM183 164H184V163H183ZM199 164H200V163H199ZM225 164H226V163H225ZM242 164L240 165V169H239L240 171L238 170L239 173H238V174L236 173V175H238V176H239V174H242V173H241V169H242V168H243V169H246V168H244V166L242 167ZM1 165H2V164L0 163V166H1ZM15 165H16V164H14L13 166H15ZM23 165H24V164L22 163V166H23ZM28 165H29V164H28ZM28 165H27V164L25 165V166H27L26 169L23 168V167H25V166L20 167L21 170H22V168H23V169H25V171H27L28 167L30 166V165H29V166H28ZM50 165H49V166H50ZM64 165L66 166V164H64ZM96 165H95V166H96ZM98 165H99V164H98ZM111 165H112V164H111ZM130 165H131V164H130ZM143 165H144V164H143ZM146 165H147V163H145L144 167H145ZM191 165H192V163L190 164V167H191ZM194 165H195V164H194ZM194 165H192V167H193ZM197 165H198V164H197ZM251 165H253V164L251 163ZM7 166L9 167V164H7ZM32 166H31V167H32ZM37 166H38V165H37ZM40 166H41V165H40ZM42 166H45V165H42ZM60 166H61V165H60ZM65 166H62V167H65ZM67 166H68V165H67ZM67 166H66V167H67ZM72 166H73V165H72ZM76 166H77V165H76ZM80 166H79V167H80ZM105 166H106V165H105ZM105 166H104L103 168H105ZM113 166H114V165H113ZM113 166H112V167H113ZM123 166H122V167H123ZM135 166H136V165H135ZM149 166H150V165H149ZM158 166H159V165H157V167H158ZM198 166H200V165H198ZM202 166H203V165H201L200 168H202ZM206 166H207V165H206ZM3 167H4V166H3ZM11 167H12V166H11ZM15 167H16V166H15ZM46 167H47V164H46V166H45V169L42 170V168H43V167H42L41 170H42V171H45V170L47 171V168H46ZM52 167H53V166H52ZM66 167H65V168H66ZM86 167H87V165H86ZM88 167H89V165H88ZM91 167H92V174H93V173L95 172V171H94L95 168L93 169V167H94L93 165H92ZM106 167H107V166H106ZM112 167H111V168H112ZM115 167H116V166H115ZM115 167H114V168H115ZM144 167H143V169H144ZM160 167H161V169H162V166H161V165H160ZM190 167H189V168H190ZM12 168H14V167H12ZM18 168H19V167H18ZM35 168L32 169V170H36ZM65 168H62V169L65 170ZM69 168H70V172H71V169H72V168H75V167H71V166H70ZM84 168H85V166H84ZM114 168H113V169H114ZM141 168H142V167H141ZM187 168H188V167H187ZM204 168H205V167H204ZM1 169H2V168H1ZM1 169H0V170H1ZM4 169H5V168H4ZM9 169H10V168H9ZM15 169L17 170V168H14V171H15ZM39 169H40V167H39L37 170H39ZM48 169H49V167H48ZM50 169H51V168H50ZM53 169H54V170H55V169L57 170L58 168L55 166V167H53ZM62 169H61V170H62ZM67 169H68V168H67ZM67 169H66V170H67ZM81 169H82V167H81ZM109 169H110V167H109ZM128 169H129V168H128ZM132 169H134V168L132 167ZM143 169H142V170H143ZM147 169H148V170H147ZM147 169H146V170H147V172H148L150 169H149V167H148ZM172 169H173V166H172ZM6 170H7V169H6ZM19 170H20V169H19ZM19 170H18V171H19ZM21 170H20V171H21ZM32 170H30V172H31ZM58 170H59V169H58ZM61 170H59V172H61ZM87 170H89V169H87ZM90 170H91V169H90ZM111 170H112V169H111ZM115 170H116V169H115ZM115 170H112V172H114ZM129 170H130V169H129ZM137 170H139V169H137ZM144 170H145V169H144ZM154 170H155V169H154ZM162 170H163V169H162ZM186 170H188V169H186ZM1 171H2V170H1ZM7 171H8V170H7ZM11 171H12V170H11ZM14 171H12L11 173H15V172H16V171H15V172H14ZM22 171H23V170H22ZM28 171H29V169H28ZM46 171H45V172H46ZM50 171H51V170H50ZM68 171H69V169H68ZM68 171H67V172H68ZM76 171H77V170H76ZM107 171H108V170H107ZM124 171H125V170H124ZM157 171H158V170H156V171H154V172H152V173H155V174H156ZM188 171H189V170H188ZM190 171H192V169H191ZM190 171H189V172H190ZM30 172H29V173H30ZM34 172H36V171H34ZM40 172H41V171H40ZM40 172H39V173L37 172V173H38V174H44V173H45V172H43V173H42V172L40 173ZM53 172L56 173V171H53ZM67 172H66L65 174H68V175H69V173H67ZM72 172H73V170H72ZM74 172H75V170H74ZM74 172H73V173H74ZM85 172H86V171H85ZM87 172H88V171H87ZM87 172H86V173H87ZM102 172H103V171H102ZM105 172H106V171H105ZM110 172H111V171L109 170V172H108V173L106 172V174L109 175ZM112 172H111V173H112ZM122 172H123V170H122ZM162 172H163V171H162ZM189 172H187V174H188ZM202 172H204V171H203V168H202L201 173H202ZM231 172H232V171H231ZM235 172H236V171H235ZM247 172H248V171H247ZM247 172H246V173H247ZM1 173H2V172H1ZM1 173H0V174H1ZM5 173H7V172H5ZM11 173H10V174H11ZM17 173H18V172H17ZM17 173H16V174H17ZM21 173H22V172H21ZM32 173H33V172H32ZM32 173H31V174H32ZM47 173H50V172L47 171ZM114 173H115V172H114ZM116 173H117V172H116ZM127 173H128V172H127ZM130 173H131V172H130ZM143 173H145V172H143ZM143 173H141V174H143ZM152 173H151L150 175H152ZM165 173H166V172H165ZM168 173H170V172H168ZM171 173H172V172H171ZM171 173H170V174H171ZM173 173H174V172H173ZM193 173H194V171H193ZM197 173H199V172L197 171ZM3 174H4V170H3ZM24 174H25V173H23V175H24ZM27 174H28V173H27ZM57 174H59V175H57L56 177H58L59 179H60V177L63 176V175L61 176V173H57ZM63 174H64V173H63ZM75 174H76V173H75ZM89 174H90V173H89ZM112 174H113V173H112ZM122 174H123V173H122ZM133 174H134V173H133ZM146 174H147V173H146ZM146 174H145V175H146ZM162 174H164V173H162ZM202 174H203V173H202ZM232 174H234V173H231L230 176H232ZM14 175H15V174H14ZM14 175H13V176H14ZM17 175H18V174H17ZM20 175H21V174L19 173V176H20ZM23 175H21V176L23 177ZM28 175H29V174H28ZM48 175H49V174H48ZM70 175H72V174H70ZM77 175H78V173H77ZM93 175H96V174H93ZM104 175H105V173H104ZM114 175H115V174H114ZM114 175H113V176H114ZM135 175H136V174H135ZM145 175H143V176H145ZM158 175H159V174H158ZM158 175H157V176H158ZM200 175H201V174H200ZM208 175H209V174H208ZM212 175H213V174H212ZM234 175H235V174H234ZM244 175H245V174H244ZM244 175H243V176H244ZM8 176H9V175H8ZM19 176H18V177H19ZM39 176L42 177L41 175H39ZM59 176H60V177H59ZM65 176H66V175H65ZM65 176H63V177H65ZM85 176H87V175H85ZM109 176H110V175H109ZM109 176H108V177H109ZM116 176H117V175H116ZM118 176H119V175H118ZM125 176H127L126 173H125ZM125 176H124V177H125ZM139 176H140V173H139ZM148 176H149V175H148ZM165 176H166V174H165ZM188 176H189V175H188ZM238 176H235V177H236V178H235L236 181H234L235 186H237V184H238V186H240V184H241V188H243V187L245 186V182H248V181L245 180V178H243V179L240 178V179L238 180ZM22 177H21L20 179L24 181L25 178L23 179ZM25 177H26V174H25ZM27 177H28V176H27ZM31 177H35L34 174H33V176H31ZM36 177H37V176H36ZM40 177H39V178H40ZM73 177H74V175H73ZM111 177H112V176H111ZM146 177H147V175H146ZM199 177H200V176H199ZM203 177H205V176H203ZM209 177H210V176H209ZM232 177H234V176H232ZM239 177H240V176H239ZM8 178H9V177H8ZM10 178H11V176H10ZM52 178H53V177H52ZM52 178H51V179H52ZM66 178H67V181H68V180L70 181V179H68V177H66ZM70 178H71V177H70ZM82 178H83V177H82ZM105 178H107V177H105ZM109 178H110V177H109ZM109 178H108V179H109ZM113 178H118V177H115V176H114ZM113 178H111V179H113ZM136 178H137V176H136ZM140 178H141V176H140ZM140 178H137V180H138V179L140 180ZM157 178H158V177H157ZM159 178H160V176H159ZM164 178H166V177H164ZM11 179H12V178H11ZM26 179H27V178H26ZM28 179H29V177H28ZM49 179H50V178H49ZM54 179H55V176H54ZM71 179H72V178H71ZM85 179H86V178H85ZM100 179H101V177H100ZM103 179H104V178H103ZM111 179H109V180H111ZM142 179H143V178H142ZM161 179H162V178H161ZM171 179H172V178H171ZM171 179H170V180H171ZM224 179H225V178H224ZM230 179H231V178H230ZM232 179L234 180V178H232ZM257 179H258V178H257ZM1 180H2V178H1ZM1 180H0V181H1ZM9 180H10V179H9ZM12 180H13V179H12ZM12 180H11V181H12ZM14 180H15V179H14ZM16 180H17V177H16ZM32 180H33V178H32ZM32 180H31V181H32ZM39 180H40V179H39ZM46 180H47V177H46ZM61 180H62V179H60V181H61ZM73 180H75V179H73ZM73 180H72V183L74 182ZM82 180H83V179H82ZM109 180H108V182H109ZM120 180H121V179H120ZM150 180H151V179H150ZM156 180H157V179H155V181H156ZM163 180H164V179H163ZM185 180H186V178H185ZM211 180H212V179H211ZM211 180H210V181H211ZM248 180H249V179H248ZM258 180H259V179H258ZM258 180H256V182H257ZM4 181H5V179H4ZM27 181H28V180H26V181H24V182H27ZM31 181H30V179H29V182H31ZM50 181H52V180H50ZM67 181H66V183H67ZM69 181H68V182H69ZM101 181H102V179H101ZM101 181H99L98 184H101V183H100ZM124 181L126 182V180H124ZM143 181H145V180H143ZM146 181H147V180H146ZM151 181L153 182V180H151ZM159 181H160V180H159ZM159 181H158V182H159ZM161 181H162V180H161ZM171 181H172V180H171ZM187 181H188V179H187ZM187 181H185V182H187ZM199 181H200V180H199ZM213 181H214V180H213ZM21 182H22V181H21ZM32 182H33V181H32ZM53 182H54V181H52V183H53ZM76 182H77V181H75V183H76ZM83 182H84V181H83ZM83 182H81V183H83ZM105 182H107V181H105ZM113 182H114V181H113ZM130 182H131V181H130ZM130 182H129V183H130ZM132 182H133V180H132ZM141 182H142V181H141ZM152 182H151V183H152ZM168 182H169V184H170V181H168ZM214 182H215V181H214ZM3 183H4V182H2V185H3ZM8 183H9V182H8ZM14 183H15V182H13V185H14ZM16 183H17V182H16ZM52 183H51V184H52ZM55 183H56V182H55ZM58 183H59V180H58ZM58 183H56V184L58 185ZM63 183H64V181H63ZM70 183H71V182H70ZM84 183H85V182H84ZM92 183H93V182H92ZM118 183H119V180H118ZM122 183L124 184V182H122ZM145 183H146V182H145ZM151 183H150V184H151ZM154 183H156V182H154ZM154 183H152V184H154ZM164 183H165V182H164ZM177 183H178V182H177ZM201 183H202V181H201ZM217 183H218V182H216V184H217ZM219 183H220V181H219ZM219 183H218L217 185L224 186V184L221 185V184H219ZM24 184H25V183H24ZM24 184H23V185H24ZM29 184H30V183H29ZM43 184H44V183H43ZM51 184H50V185H51ZM53 184H54V183H53ZM73 184H74V183H73ZM86 184H91V183H90V182H89V183L86 182ZM95 184H96V183H95ZM95 184H93V185L95 186ZM98 184H97V185H98ZM114 184H115V182H114ZM123 184H122V185H123ZM132 184H134V183H131V185H132ZM193 184H194V183H193ZM193 184H192V185H193ZM203 184H204V183H203ZM208 184H209V183H208ZM210 184H211V182H210ZM15 185H16V184H15ZM17 185H19V184H17ZM17 185H16V186H17ZM30 185H31V184H30ZM30 185H28V182H27V186H30ZM33 185H34V184H33ZM44 185H45V184H44ZM57 185H56V186H57ZM61 185H62V183H61ZM64 185H65V184H64ZM69 185H70V184H69ZM80 185H83V184H79V186H80ZM84 185H85V184H84ZM91 185H92V184H91ZM93 185H92V188H93ZM97 185H96V186H97ZM120 185H121V184H120ZM122 185L120 186L121 188H122ZM125 185H126V183H125ZM127 185H129V184H127ZM127 185H126V189H127V187H128ZM135 185H136V184H135ZM146 185H147V184H146ZM165 185H166V183H165ZM189 185H190V183H189ZM195 185H196V182H195ZM225 185H226V184H225ZM251 185H252V184H251ZM251 185H250V186H251ZM5 186H6V185H4L3 187H5ZM8 186H10V185H8ZM20 186H21V185H20ZM24 186H26V184H25ZM24 186H23V187H24ZM31 186H32V185H31ZM46 186H48V185H46ZM54 186H55V185H54ZM87 186H88V185H87ZM106 186H108V185H106ZM106 186H105V187H106ZM132 186H133V185H132ZM132 186H131V187H132ZM148 186H149V185H148ZM150 186H151V185H150ZM150 186H149V187H150ZM155 186H156V185H155ZM160 186H162V185H160ZM167 186H169L168 183H167ZM200 186H201V185H200ZM200 186H198V187H200ZM0 187H1V184H0ZM6 187H7V186H6ZM10 187H11V186H10ZM10 187H9V188H10ZM32 187H33V186H32ZM43 187H44V186H43ZM43 187H42V188H43ZM58 187H59V186H58ZM75 187H76V186H75ZM77 187H78V186H77ZM77 187H76V188H77ZM80 187H81V186H80ZM88 187H89V186H88ZM117 187H118V186H117ZM123 187H124V186H123ZM146 187H147V186H146ZM203 187H204V186H203ZM224 187H225V186H224ZM11 188H12V187H11ZM13 188H14V187H13ZM13 188L11 189V191L13 190ZM19 188H21V187H18V188H15V189H19ZM25 188H26V187H25ZM27 188H28V187H27ZM27 188H26V189H27ZM42 188H41V189H42ZM52 188H55V187H52ZM56 188H57V187H56ZM64 188H66V187H64ZM67 188H68V186H67ZM67 188H66V189H67ZM78 188H79V187H78ZM84 188H85V187H84ZM92 188H91V190H92ZM118 188H119V187H118ZM128 188H130V185H129ZM132 188H133V187H132ZM132 188H131V189H132ZM161 188H163V187H161ZM161 188L158 187V189H160V190H161ZM205 188H206V187H205ZM211 188H212V187H211ZM222 188H223V187H222ZM231 188H232V187H231ZM251 188H252V187H251ZM0 189H2V188H0ZM15 189H14V190H15ZM41 189H40V190H41ZM43 189H44V188H43ZM43 189H42V192L44 191ZM49 189H50V188H49ZM85 189H87V188H85ZM89 189H90V188H89ZM116 189H117V188H116ZM124 189H125V188H124ZM126 189H125L124 192H126ZM146 189H147V188H146ZM158 189H157V190H158ZM164 189H165V188H164ZM188 189H189V188H188ZM208 189H210V188H208ZM225 189H226V188H224V190H225ZM238 189H239V188H238ZM253 189H254V188H253ZM4 190H5V189H4ZM4 190H3V191H4ZM9 190H10V189H9ZM14 190H13V191H14ZM20 190H21V189H19L18 191H20ZM28 190H29V189H28ZM31 190H32V189H31ZM38 190H39V189H38ZM40 190H39V191H40ZM52 190H53V189H52ZM55 190H57V189H55ZM79 190H80V189H79ZM81 190H82V187H81ZM81 190H80V191H81ZM113 190H114V188H113ZM113 190H112V191H113ZM134 190H135V189H134ZM134 190H132V192H128V193H133ZM160 190H159V192H160ZM202 190H203V189H202ZM222 190H223V189H222ZM224 190H223V192H224ZM239 190H240V189H239ZM3 191L1 190V194H0L1 196L4 194V193H2ZM5 191H6V190H5ZM5 191H4V192H5ZM7 191H8V189H7ZM49 191H50V190H49ZM64 191H66V190L64 189L63 192H64ZM85 191H86V190H85ZM127 191H128V189H127ZM130 191H131V190H130ZM198 191H199V190H198ZM209 191H210V190H209ZM234 191H235V190H234ZM56 192H57V191H56ZM56 192H52L51 194L56 193ZM59 192H60V191H58V193H59ZM63 192H62V193H63ZM96 192H97V191H96ZM102 192H103V191H102ZM114 192H115V191H114ZM114 192H113L112 194H116V193H118V189H117V192H116V193H114ZM143 192H144V191H143ZM161 192H163V191L161 190ZM164 192H165V190H164ZM173 192H174V191H173ZM175 192H176V191H175ZM188 192H189V191H188ZM202 192H203V191H202ZM225 192H226V191H225ZM243 192H245V191H243ZM243 192H242V193H243ZM8 193H11V192L8 191ZM12 193H13V192H12ZM38 193H39L38 195H40V192H38ZM62 193H61V196H62ZM65 193H67V191H66ZM77 193H78V194H79V193L82 194L81 192H76V195H77ZM109 193H111V191H110ZM119 193H121V192H119ZM126 193H127V192H126ZM153 193H154V192H153ZM153 193H152V196H154ZM156 193L159 194L158 191H156ZM156 193H155V194H156ZM186 193H187V192H186ZM186 193H185V194H186ZM198 193H199V192H198ZM204 193H205V192H204ZM204 193H203V195H204ZM206 193L208 194V192H206ZM242 193H239V194H242ZM14 194H17V193H14ZM14 194H12V195H14ZM28 194H30L29 196H32V197H33V195H35L34 193H31V192L28 193ZM28 194H27V195H28ZM32 194H33V195H32ZM46 194H48V193H46ZM80 194H79V196H80ZM107 194H108V192H107ZM107 194H106V195H107ZM122 194H123V193H122ZM160 194L162 195V193H160ZM160 194H159V196H160ZM165 194H166V193H164L163 196H164ZM187 194H188V193H187ZM187 194H186V195H187ZM207 194H206V195H207ZM222 194H224V193H222ZM239 194H238V195H239ZM17 195H18V194H17ZM17 195H16V196H17ZM27 195H24V196H27ZM36 195H37V194H36ZM59 195H60V194H59ZM87 195H88V194H87ZM110 195H111V194H110ZM116 195H117V194H116ZM116 195H115V196H116ZM124 195H125V194H124ZM208 195H209V194H208ZM231 195H232V194H231ZM262 195H263V194H262ZM1 196H0V197H1ZM29 196H28V197H29ZM40 196H42V195H40ZM44 196H46V195H44ZM52 196H53V195H52ZM64 196H66V194H65ZM85 196H86V194L84 195V197H85ZM112 196H114V195H112ZM142 196H143V195H142ZM155 196H156V195H155ZM157 196H158V195H157ZM159 196H158V199H159ZM163 196H162V197H163ZM165 196H166V195H165ZM184 196H185V195H184ZM199 196H200V194H199ZM232 196H233V195H232ZM232 196H231V197H232ZM236 196H237V195H236ZM236 196H235V197H236ZM243 196H244V194H243ZM246 196H247V195H246ZM20 197H21V195H20ZM36 197H37V196H36ZM84 197H81L80 200L83 201L82 198H84ZM100 197H101V196H100ZM134 197H135V196H134ZM146 197H148V196L146 195ZM150 197H151V196H150ZM162 197H161V198H162ZM202 197H203V196H202ZM202 197H201V198H202ZM204 197H206V196H204ZM204 197H203V201H204ZM210 197H211V195H210ZM225 197H226V196H225ZM225 197H224V198H225ZM260 197H261V196H260ZM17 198H18V197H16V199H17ZM23 198H24V197H22V199H23ZM46 198H47V197H46ZM85 198H86V197H85ZM138 198H139V197H138ZM194 198H197V196H195ZM201 198H200V199H197V203L199 202L198 200H201ZM228 198H229V200H230V197H227V199H228ZM240 198H242V196H241ZM1 199H3V198L1 197ZM7 199H8V197H7ZM12 199H14V198L12 197ZM22 199H21V200H22ZM27 199H28V198H27ZM30 199H32V198L30 197ZM33 199H35V198H33ZM38 199H39V198H38ZM38 199H37V200H38ZM43 199H44V198H43ZM57 199H58V197H57ZM57 199H54V200H57ZM75 199H76V198L74 197L73 200H75ZM87 199H88V198H87ZM132 199H133L132 201H133V203H134V199H135V198H132ZM141 199H142V197H141ZM141 199H140V200H141ZM164 199H165V197H164ZM207 199H208V196H207ZM236 199H237V198H236ZM242 199H243V198H242ZM3 200H4V199H3ZM24 200H25V199H24ZM24 200H23V201H24ZM37 200H36V201H37ZM46 200H47V199H46ZM49 200H50V195H49ZM66 200H67V198H66ZM80 200H77V201L79 202ZM138 200H139V199H138ZM140 200H139V202H140ZM145 200H146V199H145ZM147 200H148V199H147ZM194 200H195V199H194ZM205 200H206V199H205ZM231 200H232V198H231ZM238 200H239V197H238ZM240 200H241V199H240ZM255 200H256V199H255ZM9 201H10V200H9ZM11 201H12V200H11ZM13 201H15V200H13ZM13 201H12V202H13ZM36 201H35V202H36ZM40 201H41V200H40ZM47 201H48V200H47ZM47 201H46V202H47ZM77 201H76V202H77ZM81 201L79 202L80 204H81ZM84 201H86V200L84 199ZM114 201H115V200H114ZM124 201H126V200H124ZM127 201H128V199H127ZM129 201H130V200H129ZM158 201H159V200H158ZM203 201H202V202H203ZM225 201H226V199H225ZM256 201H257V200H256ZM17 202H20V200L17 201ZM17 202L15 201V204H16V205H17ZM26 202H27V201H26ZM26 202L23 203V204H25V207H26V205H27ZM29 202H30V200H29ZM35 202H34L33 204H35ZM38 202H39V201H38ZM46 202H44V203L46 204ZM68 202H69V200H68ZM71 202H72V201H71ZM135 202H136L135 205H137L138 202H137V201H135ZM150 202H151V201H150ZM202 202L200 201V203H202ZM205 202H207V200H206ZM205 202H204V203H205ZM232 202H233V201H232ZM249 202H250V201H249ZM249 202H248V203H249ZM252 202H253V201H252ZM254 202H255V201H254ZM27 203H28V202H27ZM66 203H67V201H66ZM66 203H65V204H66ZM91 203H92V201H91ZM93 203L95 204V202H93ZM113 203H114V202H113ZM159 203H160V205H161L163 202H162V203L159 202ZM181 203H182V202H181ZM248 203H247V204H248ZM255 203H256V202H255ZM0 204L2 205L3 203H0ZM4 204H5V203H4ZM12 204H13V203H12ZM19 204H20V203H19ZM36 204H37V206L39 205V203H36ZM45 204H44V205H45ZM59 204H61V202H60ZM69 204H70V203H69ZM69 204H68V205H69ZM75 204H77V203H74V206H75ZM80 204H78V205H80ZM82 204H83L82 206H84L85 202H82ZM195 204H196V203H195ZM218 204H222V203L219 202ZM230 204H232V203H230ZM1 205H0V206H1ZM13 205H14V204H13ZM29 205H31V204H29ZM44 205H43V206H44ZM52 205H53V204H52ZM57 205H58V204H56L55 206H57ZM62 205H63V204H62ZM101 205H102V204H101ZM112 205H114V204H112ZM142 205H143V204H142ZM145 205H146V204H145ZM158 205H159V204H158ZM186 205H188V204H186ZM200 205H201V204H200ZM241 205H242V204H241ZM243 205H244V204H243ZM253 205H254V204H253ZM256 205H257V204H256ZM2 206L5 207V205H2ZM7 206H8V205H7ZM7 206H6V207H7ZM21 206H22V205H21ZM65 206H66V205H65ZM99 206H100V205H99ZM108 206H109V204H108ZM130 206H131V205H130ZM139 206H141V204H140ZM139 206H138V208H139V210L142 212V210L140 209ZM189 206H190V205H189ZM195 206H197V204H196ZM217 206H218V205H217ZM220 206H221V205H220ZM237 206H239V205H237ZM249 206H250V204H249ZM6 207H5V208H6ZM12 207H13V206H12ZM25 207L22 206V208H25ZM28 207H29V206H28ZM34 207H35V206H34ZM40 207H41V203H40ZM60 207H62V206L59 205V207H58V211L61 209ZM63 207H64V206H63ZM67 207L69 208V206H67ZM70 207H72V206L70 205ZM187 207H188V206H187ZM199 207H200V206H199ZM201 207H202V205H201ZM215 207H216V204H215ZM222 207H223V206H222ZM0 208H1V207H0ZM16 208H17V207H16ZM16 208H15V207L13 208V209H14L13 212L16 211L15 213H17V212L20 211V214H22L21 212H23V211L20 210V209H18V208H17V209H18V211H17ZM52 208H53V207H52ZM55 208H56V207H55ZM59 208H60V209H59ZM73 208H74V207H73ZM75 208H76V207H75ZM86 208H87V209H85V210L90 209V208H88V206H87ZM98 208H100V207H98ZM98 208H97V209H98ZM101 208L103 209V207H101ZM101 208H100V210H101ZM104 208H105V207H104ZM119 208H120V206H119ZM121 208H122V207H121ZM142 208H143V207H142ZM145 208H146V207H144V209H145ZM160 208H161V207H160ZM189 208H190V207H189ZM194 208H195V207H194ZM1 209H4V208L2 207ZM38 209H39V206H38ZM41 209H42V208H41ZM56 209H57V208H56ZM56 209H54V210H56ZM64 209H65V207H64ZM69 209H72V208H69ZM95 209H96V208H95ZM105 209H106V208H105ZM105 209H103V210H105ZM215 209H216V208H214V210H215ZM220 209H221V208H220ZM7 210L10 211L9 209H7ZM26 210H27V209H26ZM32 210H33V209H32ZM72 210H73V209H72ZM72 210H70L71 213H73ZM106 210H107V209H106ZM117 210H118V209H117ZM130 210H131V207H130ZM132 210H133V209H132ZM139 210L137 209V211H139ZM146 210H147V209H146ZM190 210H192V209H190ZM195 210H196V209H195ZM202 210H203V209H202ZM208 210H209V209H208ZM216 210H217V209H216ZM218 210H219V209H218ZM224 210H225V208H224ZM257 210H258V209H257ZM8 211H5V214H6ZM30 211H31V210H30ZM30 211L28 210L27 213H29ZM38 211H39V210H38ZM38 211L36 210V213H35V214H37ZM49 211L52 212L53 209H50V210H48V211H46V212L48 213ZM70 211H69V212H70ZM96 211H97V210H96ZM115 211H116V210H115ZM127 211H128V210H127ZM127 211H126V212H127ZM140 211H139V212H140ZM143 211H145V210H143ZM0 212H1V211H0ZM2 212H4V211H2ZM10 212H11V213H9V214H11V215L15 214V213L12 214V211H10ZM44 212H45V211H44ZM46 212H45L44 214H46ZM84 212H85V211H84ZM91 212H92V211H91ZM126 212H125V213H126ZM139 212H136V213L139 214ZM141 212H140V214H142ZM207 212H210V210L207 211ZM211 212H212V211H211ZM213 212H214V211H213ZM27 213H26V211H25L24 214L26 215ZM31 213H32L33 215H32V216L30 215V217H28L29 220H30V222H31V220H32V217L34 216L33 211H31ZM53 213H54V212H52V214H51V213H50V214L48 213V214H49V215H53ZM56 213H57V211H56ZM82 213H83V212H82ZM89 213H90V211L88 212V217H89ZM102 213H103V214H106V212H105V213L102 212ZM102 213H100V214H102ZM131 213H132V212H131ZM136 213H135V214H136ZM182 213H183V212H182ZM200 213H202V212H200ZM200 213H199V214H200ZM203 213H204V212H203ZM217 213H218V211H217ZM20 214H19V215H20ZM29 214H30V213H29ZM29 214H28L27 216H29ZM38 214H39V213H38ZM48 214H47V215H48ZM58 214H59V213H58ZM73 214H74V213H73ZM85 214L87 215V211H86ZM85 214H84V215H85ZM90 214H91V213H90ZM126 214H127V213H126ZM157 214H158V213H156V217L158 218V217H159V216H158L159 214H158V215H157ZM175 214H176V213H175ZM253 214H254V213H253ZM256 214H257V213H256ZM256 214H254V215H256ZM25 215H24V216H23V215H20V217L23 218V217H25ZM49 215H48V216H49ZM84 215H83V216H84ZM86 215H85V216H86ZM91 215H92V214H91ZM91 215H90V217H91ZM122 215H123V214H122ZM127 215H128V214H127ZM136 215H137V214H136ZM142 215H143V214H142ZM167 215H168V213H167ZM219 215H220V212H219ZM219 215L217 214V217H218ZM260 215H261V214H260ZM0 216H1V215H0ZM13 216H14V215H13ZM22 216H23V217H22ZM35 216H36V215H35ZM35 216H34V217H35ZM37 216H38V215H37ZM37 216H36V217H37ZM41 216H42V215H41ZM45 216H46V215H45ZM48 216H46V218H48ZM57 216H58V215H57ZM101 216H102V215H101ZM128 216H130V215H128ZM138 216H139V215H138ZM203 216H204V215H203ZM203 216H201V217H203ZM257 216H258V215H257ZM5 217L7 218V216H5ZM9 217H10V215H9ZM15 217H16V216H15ZM39 217H40V216H39ZM39 217H38V219H40ZM42 217H43L44 219H46L44 216H42ZM42 217H41V218H42ZM60 217H61V216H60ZM60 217L58 218V220H59V219H62V220H63V217H61V218H60ZM80 217H81V215H80ZM90 217H89V219L92 220ZM94 217L96 218L95 215H94ZM99 217H100V216H99ZM112 217H113V216H112ZM130 217H131V216H130ZM146 217H147V216H146ZM210 217L212 218L213 216L210 215ZM232 217H233V216H232ZM232 217H231V219H232ZM246 217H248V214H247V213H246ZM21 218H20V219H21ZM28 218H27V219H28ZM43 218H42V219H43ZM64 218H65V217H64ZM83 218H84V217H83ZM95 218H93V220H94ZM97 218H98V217H97ZM97 218H96V219H97ZM171 218H172V217H171ZM189 218H190V217H189ZM207 218H208V215H207V217L205 218V220H206ZM211 218H209V219H211ZM233 218H234V217H233ZM237 218H238V220H239V217H237ZM248 218H249V217H248ZM10 219H12V218H10ZM10 219H8V220H10ZM13 219H14V218H13ZM25 219H26V218H25ZM96 219H95V220H96ZM110 219H111V218H110ZM110 219H109V220H110ZM129 219H132V218H129ZM158 219H159V218H158ZM161 219H162V218H161ZM163 219H164V217H163ZM163 219H162V221L165 220V219H164V220H163ZM186 219H187V218H186ZM209 219H207V220H209ZM212 219H214V217H213ZM254 219H255V218H254ZM14 220H15V219H14ZM17 220L19 221V219H17ZM29 220H28V222H29ZM33 220H34V218H33ZM33 220H32V221H33ZM36 220H37V218H36ZM36 220H34V221H36ZM66 220H67V219H66ZM80 220H83V219L81 218ZM113 220H115V219L113 218ZM126 220H127V219H126ZM136 220H137V219H136ZM170 220H171V224L175 221V219H173V221H172V219H170ZM191 220H193V219H191ZM194 220H195V219H194ZM196 220H197V219H196ZM229 220H230V219H229ZM4 221H5V220H4ZM6 221H7V219H6ZM23 221H24V220H23ZM25 221H27V220H25ZM43 221H44V220H43ZM76 221H77V220H76ZM159 221H160V224H161L162 221H161V220H159ZM176 221H177V220H176ZM234 221H235V220H234ZM246 221H247V220H246ZM10 222H13V220H11ZM10 222H8L9 225H10ZM21 222H22V221H21ZM30 222H29V223H30ZM38 222H39V221H38ZM41 222H42V221L40 220L39 223H41ZM52 222H53V220H52ZM56 222H57V221L55 220V223H54L55 225H56ZM61 222H62V221H60V223H61ZM64 222H65V221H64ZM78 222H79V220L77 221V224H78ZM106 222H107V221H106ZM115 222H116V220H115ZM115 222H114V223H115ZM155 222H157V221H155ZM169 222H170V221H169ZM214 222H215V225H216V228H217V224H219L220 222L217 223L218 221L216 222V220H215ZM259 222H260V221H259ZM5 223H6V222H5ZM5 223H4V224H5ZM8 223H7V224H8ZM15 223H17L16 225L19 226V225H18L19 222H15ZM35 223H36V222H35ZM80 223H81V222H80ZM80 223H79V224H80ZM89 223H90V222H89ZM112 223H113V222H112ZM112 223H111V224H112ZM124 223H125V222H124ZM148 223H150V222H148ZM164 223H165L166 225H167V224L169 225L168 222H164ZM174 223H175V222H174ZM236 223H237V220H236ZM20 224H21V223H20ZM22 224H23V223H22ZM22 224H21L20 226H22ZM99 224H101V223L99 222L98 224H96V226L98 225V227H97L98 229H99L101 226H102V228H103V227L106 225V223H105V225H101V226L99 227ZM111 224H110V226H111ZM204 224H205V223H204ZM245 224H246V223H245ZM1 225H2V222H1V224H0V227H2V230H3V226H1ZM16 225L13 224V226H15V227H13V226L11 225L13 228L10 226L11 228L9 227L10 229H9L8 231H7V229L4 227V230L6 229V230H5L6 232H9V231L11 230V233H12V234L9 232V235L11 234V235L13 236V235H14L13 233L16 234V232H13V231H16V230L14 229V228H16ZM23 225H24V224H23ZM28 225H29V224H28ZM32 225H34V222H32ZM32 225H30V226H32ZM35 225H36V224H35ZM37 225L39 226V224H37ZM42 225L45 227V224H43V222H42ZM55 225H52L51 227H53V226H55ZM114 225H115V224H114ZM122 225H123V224H122ZM126 225H128V224H126ZM150 225L152 226V224H150ZM150 225H149V226H150ZM205 225H206V224H205ZM221 225H222V224H221ZM258 225H259V224H258ZM38 226H37V228H39ZM47 226H48V224H47ZM47 226H46V228H47ZM81 226H82V225H81ZM87 226H89V225H87ZM90 226L95 227V226H93V225H90ZM112 226H113V224H112ZM119 226H120V225H119ZM131 226H132V225H131ZM142 226H143V225L141 224V227H140V226H139V227L142 228ZM149 226H148L147 228H149ZM154 226H155V225H154ZM161 226H162V225H161ZM161 226H159V227H161ZM174 226H175V225H174ZM218 226H219V225H218ZM244 226H245V225H244ZM251 226H252V225H251ZM28 227H29V226H28ZM41 227H42V226H41ZM44 227H43V228H44ZM48 227H49V226H48ZM51 227L48 228L47 230L50 231ZM56 227L58 228V226H56ZM85 227H86V225H85ZM92 227H91V228H92ZM105 227H106V226H105ZM105 227H104V228H105ZM113 227H115V226H113ZM123 227H126V226L123 225ZM127 227H129V226H127ZM136 227H138L137 224H136ZM144 227L146 228V226H144ZM175 227H178V225L175 226ZM191 227H192V226H191ZM204 227H205V226H204ZM210 227H211V226H210ZM221 227H223V225H222ZM260 227H261V226H260ZM20 228H24V227H20ZM20 228H19V229H20ZM29 228H30V227H29ZM29 228H27V229H29ZM37 228H36V226H35V229H36V230H37ZM46 228H44L43 230H46ZM79 228H80V227H79ZM83 228H84V225H83ZM87 228H89V227H87ZM91 228H90V231H91ZM162 228H163V230H162L163 233L166 234V232H164V228H165V226H162ZM172 228H173V226H172ZM172 228H169V229H172ZM192 228H193V227H192ZM0 229H1V228H0ZM25 229H26V228H25ZM27 229H26V231L23 229V231L28 232ZM55 229H56V228H55ZM55 229H54V230H55ZM92 229H93V228H92ZM98 229H97V230H98ZM124 229H125V228H124ZM127 229H128V228H127ZM143 229H144V228H143ZM150 229H151V228H150ZM152 229H153V228H152ZM166 229H167V228H166ZM166 229H165V230H166ZM173 229L175 230V228H173ZM173 229H172V231H174ZM176 229H177V228H176ZM180 229H181V227H180ZM219 229H220V228H219ZM224 229H225V228H224ZM240 229H241V228H240ZM252 229H253V228H252ZM259 229H260V228H259ZM2 230H1L0 232H2ZM43 230H41V231H43ZM56 230H57V229H56ZM59 230H60V229H59ZM59 230H58V231H59ZM72 230H73V228L71 229V232H72ZM81 230H84V229H81ZM88 230H89V229H88ZM110 230H112V229H110ZM129 230H130V229H129ZM153 230H154V229H153ZM153 230H152V232H153ZM159 230H160V229H159ZM238 230H239V229H238ZM238 230H237V231H238ZM5 231H4V233H6ZM30 231H31V230H30ZM51 231H52V230H51ZM67 231H68V230H67ZM73 231H74V230H73ZM104 231H105V230H104ZM117 231H118V230H117ZM117 231H116V232H117ZM145 231H146V230H145ZM145 231H144V232H145ZM155 231H158V228L155 227ZM155 231H154L153 233H155ZM166 231H167V230H166ZM172 231L170 230L171 233H172ZM198 231H199V230H198ZM253 231H254V229H253ZM45 232H46V234H47V231H45ZM52 232H53V233H52L51 235H53V234L55 235V234H56V233H55L56 231H52ZM62 232H63V231H62ZM71 232H70V233H71ZM74 232L76 233V230H75ZM74 232H72V234H71L72 236H73V233H74ZM84 232H86V230H85ZM84 232H83V234H84ZM91 232H92V231H91ZM107 232H108V231H107ZM107 232H105V233H107ZM111 232H113V230H112ZM119 232H120V231H119ZM138 232H141V231H138ZM144 232H142V233H144ZM168 232H169V231H168ZM180 232H181V231H180ZM238 232H240V231H238ZM245 232H247V231H245ZM256 232H257V231H256ZM4 233H1V234L3 235ZM19 233H20V232H19ZM30 233H32V231H31ZM30 233H29V235L27 234L28 237L30 236ZM37 233H38V232H37ZM37 233H36V234H37ZM101 233H102V229H101ZM117 233H118V232H117ZM171 233H170V237H172V236H173L172 234H174V233H172V234H171ZM178 233H179V231H178ZM178 233H176V236H175V234H174V237H176L177 241H180V239L182 240L184 237H181L182 235L179 236L180 238L177 237V236L179 235ZM227 233H228V232H227ZM247 233H250V232H247ZM247 233H245V234H247ZM1 234H0V237L2 236ZM7 234H8V233H7ZM20 234H21V233H20ZM44 234H45V233H44ZM44 234H43V235H44ZM66 234H68V232H67ZM80 234L82 235L81 232H80ZM98 234H100V233L98 232ZM98 234H96V235H98ZM157 234H159V232H158ZM181 234H183V233H181ZM193 234H194V233H193ZM196 234H197V233H196ZM243 234H244V233H243ZM9 235H7V236H9ZM11 235H10V236H11ZM18 235H19V234H18ZM22 235H26V234H23V233H22ZM51 235H50V236H51ZM57 235H59V232L56 234V236H57ZM100 235H101V234H100ZM102 235H103V237H104L106 234L104 235V233H102ZM120 235H122V234H120ZM120 235H118V236H120ZM159 235H160V234H159ZM159 235H158V236H159ZM166 235H167V234H166ZM183 235H184V234H183ZM233 235L235 236V233H234ZM247 235H248V234H247ZM247 235H246V236H247ZM253 235H254V237H255V235H257V234H254V232H253ZM262 235H263V231H262ZM262 235H261V238H262ZM10 236H9V237H10ZM12 236H11V238H12ZM19 236H20V239H18ZM19 236H18L17 239H18L20 242H18V241H17V242H18V243H21V242H22V240H21L22 237H21V235H19ZM56 236H54V237H56ZM59 236H61V232H60V235H59ZM59 236H58V238H59ZM76 236H77V234H76ZM98 236H99V235H98ZM125 236H126V235H125ZM208 236H209V234H208ZM238 236H239V235H238ZM3 237L5 238L6 236L3 235ZM9 237H8V240H10ZM35 237H36V236H35ZM35 237H33L34 240H32V242L38 243V241H40V240H41V241L44 240V239H41L42 237L40 236V238H38V241L36 242V240H37L36 238L39 237V235H37L36 238H35ZM74 237H75V236H74ZM74 237H73V240H74ZM77 237H79V236H77ZM83 237H84V236H83ZM95 237H97V236H95ZM103 237L101 236L100 239H101V238L103 239ZM105 237H106V236H105ZM139 237H140V236H139ZM145 237H146V236H145ZM170 237H169V238H170ZM192 237H194V236H192ZM202 237H203V236H202ZM4 238H3V239H4ZM13 238L15 239V236H14ZM25 238H26V236L24 237V239H25ZM33 238H29L28 240L33 239ZM52 238H53V237H52ZM70 238H71V237H70ZM88 238H89V237H88ZM97 238H98V237H97ZM97 238H96V240H97ZM121 238H123V237H121ZM135 238H136V237H135ZM135 238H134V239H135ZM147 238H148V236H147ZM150 238H151V237H150ZM166 238H168V237L166 236ZM178 238H179V240H178ZM228 238H229V236H228ZM247 238H248V236H247ZM247 238L245 239V241H246V240H250V238H249V239H247ZM14 239H13V240H14ZM17 239H15V241H14L15 243H16V240H17ZM24 239H23V241H24ZM39 239H40V240H39ZM49 239H50V238H49ZM49 239H48V240H49ZM79 239H81V238H79ZM79 239H78V241H79ZM100 239H98V240H100ZM102 239H101V240H102ZM106 239H107V238H106ZM113 239H114V238H113ZM123 239H124V238H123ZM134 239L131 238L130 240L132 241V240H134ZM145 239H146V238H145ZM162 239H163L164 241L166 240V239H164L163 237H162ZM172 239H173V238H172ZM172 239H171V241H172V243H173V240H172ZM184 239H185V238H184ZM186 239H187V238H186ZM206 239H207V238H206ZM225 239H226V237H225ZM242 239H243V238H242ZM242 239H241V240H242ZM251 239H252V238H251ZM262 239L264 240V238H262ZM8 240L5 239L6 242H4L3 240H2V242H3V243H7ZM25 240L27 241V239H25ZM48 240H47V241H48ZM53 240H55V239H53ZM58 240H59V239H57V241H58ZM64 240H65V239H64ZM64 240H63V241H64ZM101 240H100V241H101ZM108 240H110V239H107V241H108ZM119 240H120V238H119ZM135 240H136V239H135ZM137 240H139L138 237H137ZM143 240H144V239H143ZM187 240H188V239H187ZM41 241H40V242H41ZM44 241H45V240H44ZM59 241H60V240H59ZM63 241H62V242H63ZM68 241H69V239H68ZM81 241H82V240H81ZM83 241H84V240H83ZM85 241H86V240H85ZM89 241H90V240H89ZM100 241H98V243H95V244L98 245ZM105 241H106V240H104V242H105ZM111 241H112V239H111ZM117 241H118V240H117ZM222 241H223V240H222ZM238 241H239V240H238ZM238 241H237V242H238ZM11 242H12V240H11L10 242H8L9 245L11 244ZM14 242H13V243H14ZM28 242H29V241H28ZM32 242L30 241V243H32ZM62 242H61V243H62ZM87 242H88V241H87ZM104 242H102V243L105 244ZM108 242H109V241H108ZM161 242H162V241H161ZM201 242H202V241H201ZM219 242H220V241H219ZM237 242H236V243H237ZM239 242H240V241H239ZM241 242H242V241H241ZM241 242H240V243H241ZM247 242H249V241H246V243H247ZM252 242H253V241H252ZM15 243H14V244H15ZM25 243H26V242H25ZM30 243H29V244L27 243L28 245H26V244H24V245L27 246V249H28V246H29V250L32 251L31 248H30V247H32V246H30ZM35 243H34V246H35ZM47 243H48V242H47ZM59 243H60V242H58V244H59ZM61 243H60V244H61ZM66 243H67V241H66ZM66 243H65V244H66ZM110 243H111V242H110ZM114 243H115V242H114ZM116 243L119 244V242H116ZM130 243H131V242H130ZM133 243H135V241H134ZM133 243H132V244H133ZM138 243H139V242H137V245L139 246ZM140 243H143V242L140 241ZM149 243H150V242H149ZM164 243H165V242H162V245H163ZM181 243H183V242H181ZM186 243H187V242H186ZM186 243H185L184 245H187ZM1 244H2V243H1ZM14 244H13V246H14ZM48 244H49V243H48ZM51 244H53V243H51ZM51 244H50V245H45V246H49V247L51 246V247H52ZM55 244H56V243H55ZM58 244H57V246H58ZM65 244L62 243V245H65ZM67 244H68V243H67ZM67 244H66V245H67ZM90 244H94V243L92 242V243H90ZM135 244H136V243H135ZM144 244H145V243H144ZM160 244H161V243H160ZM237 244H238V243H237ZM248 244H249V243H248ZM248 244H246V245L242 244L241 246H247ZM5 245L8 246V244H5ZM22 245H23V243H21V246H22ZM42 245H44V242H43V241H42ZM66 245H65V246H66ZM84 245H85V243H84ZM86 245H88V244L86 243ZM86 245H85V246H86ZM105 245H107V244H105ZM108 245H109V244H108ZM110 245H112V243H111ZM126 245H127V247H128V244H125L124 246H126ZM137 245H135V247H136ZM173 245H174V244H173ZM179 245H180V243H179ZM179 245H177V247H178ZM184 245H183V246H184ZM205 245H206V244H205ZM224 245H225V244H224ZM1 246H2V245H1ZM1 246H0V248H1L0 251H1V252H2L4 249H7V248H8V251L6 250L8 253H4V254H7V255L10 254V253H9V250H10L11 248H9V246H8L7 248H5L6 246H4V247H3V246L1 247ZM11 246H12V244H11ZM17 246L19 247L20 245L18 244ZM21 246H20V247H21ZM45 246H43L44 249L49 248V247L45 248ZM85 246H84V247H85ZM88 246H90V245H88ZM91 246H92V245H91ZM99 246H100V245H99ZM102 246H103V245H102ZM118 246H119V245H118ZM131 246H132V245H131ZM138 246H137V247H138ZM140 246H141V245H140ZM142 246H143V245H142ZM154 246H157V244H156V245L154 244ZM196 246H197V245H196ZM209 246H210V245H208V247H209ZM239 246H240V244H239ZM15 247H16V246H15ZM51 247H50V249H51V250L53 249L52 251L55 252V250H54L55 245L53 246V248H51ZM78 247H79V246H78ZM78 247H75V246H74V248H78ZM92 247H93V246H92ZM112 247H113V250H114V246H112ZM112 247L109 246L108 248L110 249V248H112ZM127 247H125V249H124L125 252H128V251L131 250V249H130V250H127V249H126ZM135 247H134V248H135ZM144 247H145V245H144ZM149 247H150V246H149ZM163 247H164V246H163ZM165 247H167V246H165ZM179 247H180V246H179ZM179 247H178V248H179ZM229 247H230V246H229ZM22 248H23V247H22ZM33 248H36V247H33ZM82 248H83V247H82ZM88 248L90 249V247H88ZM94 248H95V247H94ZM94 248H93V249H94ZM100 248H102V247H100ZM103 248H104V246H103ZM103 248L101 249V251L103 250ZM116 248H117V247H115V249H116ZM119 248H120V246H119ZM119 248H118V249H119ZM128 248H129V247H128ZM130 248H131V247H130ZM134 248H133V249H134ZM142 248H143V247H142ZM158 248H159V246H158ZM170 248H171V247H170ZM173 248H174V247H173ZM184 248H185V247H184ZM191 248H194V247L192 246ZM12 249H13V248H12ZM25 249H26V248H25ZM27 249H26V251H27ZM44 249H43V250H44ZM72 249H73V247H72ZM80 249H81V248H80ZM121 249H122V248H121ZM121 249H120V250H121ZM133 249H132V251H133ZM140 249H141V248H140ZM160 249H161V248H160ZM168 249H169V248H168ZM176 249H177V248H176ZM176 249H174V250H176ZM196 249H197V248H196ZM237 249H238V248H237ZM237 249H236V250H237ZM14 250H15V249H13V251H14ZM16 250H17V249H16ZM21 250H23V249H21ZM21 250H20V249L18 250V254H21V253H20ZM43 250H41V251L44 252ZM47 250H48V249H47ZM47 250H45V251L48 253L49 250H48V251H47ZM76 250H77V249H76ZM76 250H75V253L78 252V251H76ZM78 250H79V249H78ZM91 250H92V249H91ZM91 250H90V251H91ZM98 250H100V249H98ZM111 250H112V249H111ZM126 250H127V251H126ZM143 250H144V248H143ZM145 250H146V249H145ZM148 250H149V249H147V252H146V253H148V252L150 251V250H149V251H148ZM171 250H172V249H171ZM189 250H190V249H189ZM197 250H198V249H197ZM232 250H233V249H232ZM245 250H246V249H245ZM4 251H5V250H4ZM6 251H5V252H6ZM10 251H11V250H10ZM13 251H12V252H13ZM19 251H20V252H19ZM24 251H25V250H24ZM33 251H35V249H33ZM41 251H40V252H41ZM71 251H72V250H71ZM73 251H74V250H73ZM85 251H86V250H85ZM103 251H104V250H103ZM103 251H102V252H103ZM106 251H107V250H106ZM117 251L119 252V250H117ZM151 251H152V250H151ZM167 251H168V250H167ZM182 251H183V248H182ZM207 251H208V250H207ZM240 251H241V250H240ZM240 251H239V252H240ZM243 251H244V250L242 249L241 253H242ZM12 252H11V253H12ZM22 252H23V251H22ZM54 252H53V253H54ZM92 252H93V251H92ZM94 252H95V251H94ZM96 252H97V251H96ZM98 252H99V251H98ZM140 252H141V251H140ZM185 252H186V250H185ZM185 252L183 251V253H182V252H180V253L183 254V255H186ZM187 252L189 253L190 251H188V249H187ZM191 252H192V251H191ZM239 252H238V253H239ZM244 252H245V251H244ZM259 252H260V251H259ZM15 253H16V252H15ZM25 253H26V252L23 253L24 255H23V258L21 257L22 259L26 258V257H24V256H25ZM30 253H33V252H30ZM30 253H26V255H27V254H30ZM35 253H36V252H35ZM35 253H34V254H35ZM51 253H52V252H51ZM65 253H67V252H65ZM75 253H73V254H75ZM107 253H108V252H107ZM132 253H133V252H132ZM146 253H145L144 255H146ZM149 253H151V252H149ZM153 253H154V256H155L156 251L153 252ZM188 253H187V254H188ZM263 253H264V252H263ZM0 254H3V253H0ZM12 254H13V253H12ZM34 254H32V256H33ZM37 254H38V253H36V255H37ZM40 254H44V253H40ZM45 254H46V253H45ZM49 254H50V252H49ZM49 254H47V255H49ZM70 254H71V252H70ZM76 254H77V253H76ZM87 254H88V253H87ZM101 254H102V253H101ZM128 254H129V253H128ZM157 254H158V253H157ZM195 254H196V253H195ZM232 254H234V253H232ZM252 254H253V253H252ZM259 254H260V253H259ZM261 254H262V252H261ZM15 255H16V254H15ZM30 255H31V254H30ZM30 255L27 256V257H31ZM47 255H45V256H47ZM53 255H54V254H53ZM92 255L94 256L95 254H92ZM110 255H111V254H110ZM114 255H115V254H114ZM116 255H118V259L121 257V256H120L121 254L119 255V254L117 253ZM122 255H123V254H122ZM148 255H149V254H148ZM175 255H176V254H175ZM234 255H235V254H234ZM0 256H1V255H0ZM13 256H14V255H13ZM39 256H40V255H39ZM45 256L42 255V258L45 257ZM49 256H50V255H49ZM49 256H48L47 258H49L48 260H51V258H50ZM88 256L90 257V255H88ZM139 256H140V255H139ZM141 256H142V255H141ZM178 256H179V255H178ZM180 256H181V255H180ZM188 256H189V254H188ZM188 256L186 255L187 258H188ZM194 256H196V255H194ZM242 256H243V255H242ZM1 257H2V256H1ZM16 257H18V259H19V256H18V255H17ZM33 257H34V256H33ZM36 257H38V255L35 256V258H36ZM64 257H65V256H64ZM69 257H72V256L69 255ZM69 257H68V255H67V258H69ZM74 257H75V256H74ZM85 257H86V256H85ZM89 257H88V258H89ZM111 257H112V256H111ZM150 257L152 258L151 255H150ZM176 257H177V255H176ZM181 257H182V256H181ZM181 257H180V258H181ZM184 257H185V256H184ZM190 257H191V256H190ZM244 257H245V256H244ZM2 258L5 259L6 257H5V258L2 257ZM2 258H0V259H2ZM65 258H66V257H65ZM79 258H80V257H79ZM106 258H107V257H106ZM139 258H140V257H139ZM139 258H138V259H139ZM148 258H149V257H148ZM148 258H147V259H148ZM151 258H149V259H150V263L152 262V261H151ZM153 258H155V257H153ZM153 258H152V260H153ZM156 258H157V257H156ZM159 258L162 260V257H158V259H159ZM166 258H167V256H165V258H163V259L166 260ZM180 258H179L178 260H180ZM194 258H195V257H194ZM242 258H243V257H242ZM256 258H257V256H256ZM7 259H8V257H7ZM7 259H6V260H7ZM13 259H15V258L13 257L12 260H13ZM31 259H32V258H31ZM31 259H30V260H31ZM58 259H59V258H58ZM75 259H76V257H75ZM77 259H78V258H77ZM77 259H76V262H75L76 264H78V263H77V262H78ZM81 259H82V258H81ZM83 259H84V258H83ZM92 259H93V258H92ZM94 259L97 260L96 258H94ZM107 259H109V258H107ZM143 259H144V258H143ZM149 259H148V260H149ZM182 259H183V258H182ZM184 259H185V258H184ZM203 259H204V258H203ZM240 259H241V258H240ZM260 259H261V258H260ZM6 260H5V262H6ZM9 260H10V257H9ZM9 260H7V261H9ZM15 260H16V262H19V261H20V259H19V261H17V259H15ZM26 260H27V259H25V263H26ZM33 260H35V259L33 258ZM54 260H55V259H52V263H53ZM56 260H57V258H56ZM65 260H66V259H65ZM69 260L71 261V258H70ZM69 260H67V261L70 262ZM78 260H80V259H78ZM87 260H88V259H87ZM119 260H121V259H119ZM124 260H125V259H124ZM124 260H122L121 263H122ZM145 260H146V259H145ZM154 260H156V259H154ZM189 260L194 261V259H188V264H189ZM204 260H205V259H204ZM230 260H231V259H230ZM238 260H239V259H238ZM2 261H3V260H2ZM22 261H23V260H22ZM22 261H21V262H22ZM46 261H47V260H46ZM58 261H60V260H58ZM106 261H108V260H106ZM109 261H110V260H109ZM142 261H143V260H142ZM157 261H158V260H157ZM191 261H190V264H192ZM256 261H257V259H256ZM5 262L3 261V263L1 262V264H6ZM11 262H12V261H11ZM14 262H15V261H14ZM23 262H24V261H23ZM32 262H33V261H32ZM68 262H66L65 264H69ZM87 262H88V261H87ZM90 262H91V261H90ZM104 262H105V261H104ZM230 262H231V261H230ZM251 262H252V261H251ZM259 262H261V261H259ZM28 263H29V262H28ZM36 263H37V262H36V260H35V262H33V264H36ZM48 263L51 264V262H49V261H48ZM55 263H56V262H55ZM59 263H60V262H59ZM81 263L83 264L82 261H81ZM94 263H95V262H94ZM123 263H124V262H123ZM129 263H130V262H129ZM146 263H147V262H146ZM157 263H159V262H157ZM254 263H255V261H254ZM7 264H8V263H7ZM10 264H11V263H10ZM13 264H14V263H13ZM23 264H24V263H23ZM29 264H30V263H29ZM31 264H32V263H31ZM37 264H38V263H37ZM41 264H42V263H41ZM60 264H61V263H60ZM62 264H63V263H62ZM70 264H71V262H70ZM90 264H92V263H90ZM102 264H103V263H102ZM113 264H115V263H113ZM134 264H135V263H134ZM143 264H144V263H143ZM165 264H166V263H165Z\"/></svg>",
	"mask_w": 264,
	"mask_h": 264
},
{
	"label": "snow or ice",
	"instance_id": "6c2138e0",
	"mask_svg": "<svg viewBox=\"0 0 264 264\" xmlns=\"http://www.w3.org/2000/svg\"><path fill=\"white\" fill-rule=\"evenodd\" d=\"M3 7L5 9H7L9 6L3 5ZM8 15H9V13L7 11H5L3 13V18L6 19ZM245 103H247V101H245ZM244 171H249V170L245 169ZM253 173H255V175L259 178L261 192H264V152H262L258 158L256 157V154L253 153V168L251 171H249V175H252ZM250 185H251L250 181L245 182L244 195H247L248 193H250L252 191V188ZM209 190L210 189H205V191H209ZM261 204H262V209H261L260 225H261V228L264 229V199H262ZM262 244H264V240H262ZM262 264H264V262H262Z\"/></svg>",
	"mask_w": 264,
	"mask_h": 264
}]
</instances>
